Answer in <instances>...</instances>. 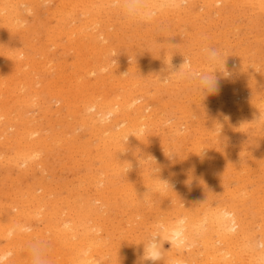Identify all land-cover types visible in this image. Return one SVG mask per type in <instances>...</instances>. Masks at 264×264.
Instances as JSON below:
<instances>
[{
    "label": "rangeland",
    "instance_id": "374dc122",
    "mask_svg": "<svg viewBox=\"0 0 264 264\" xmlns=\"http://www.w3.org/2000/svg\"><path fill=\"white\" fill-rule=\"evenodd\" d=\"M39 0H37L36 1V3L34 4V6H33V10L32 11H34V12H32V11H22V13H21V16H20V18L22 19V20H19L20 21V27L18 28V30H17V32L16 31H11V30H8V29H6V30H4L3 28H0V33H2L3 34V36L4 37H6V38H0V46L1 47H4V52H9V51H11V53L9 52V53H7V56H9V58H10V56H11V58L10 59H8L7 61L9 62H7V61H4V59H3V57H4V55H2V54H0V58H2V59H0V65L2 66V68H1V66H0V79H2L3 78V75L1 74V69H3V70H5V66L3 65L4 63L6 64H8V70L10 69L9 67H12V66H15V68L17 69L18 68V73L16 72V74H18L16 77H15V79H16V81H17V79H19V80H21L22 81V79H23V85H27V83H25V80H24V73L23 72H26V70L27 71H30L31 70V68L30 67H34V68H32V69H34L35 70V72H34V70L33 71H30V74H31V72H34V73H32L31 74V76L34 78V80L36 79V77L38 78V80L36 79V83H39V82H41L42 84H36L35 82H34V86H33V88L34 87H36L37 89V91H38V93H39V89H41L42 91L38 94L37 92L35 93V92H33V90H32V87L31 86H23L22 85V83H21V85H19L18 86V88H16L15 89V91H14V93H13V91H11L12 89H9L8 91H9V93L8 92H6V94H2L1 93V96L3 97V98H7L6 100H12V98L14 99L15 97L16 98H19L20 97V100L21 101H25V102H28V103H26V104H24L23 106H25L24 108H23V113L21 114L20 113V111H19V107H18V109H17V112L16 111H14V112H12V113H8V115H7V117H1L0 119H2L3 118V120H6V121H2V120H0V122H1V124H0V129H1V126H2V129L4 130V132H6L7 134L10 132V130H12L13 132H15V134H16V136L13 134V132H10V134L8 135V136H11V135H13V137L11 136L10 138L7 136V135H5L4 134V132H3V135L2 136H0V155L2 154V159L0 158V161H2L3 162V164L0 162V175H1V173H2V175L3 176H0V201L2 202H0V209H2V207H4V209L6 210V212H8V211H11V212H9V214L8 213H6V212H4L5 210H3V212L4 213H6L7 214V216L4 214V213H2L1 211H0V219H1V221H0V227H7V229H9V230H11V231H9V230H7V229H5L3 232H2V238H1V235H0V264L4 261H8V260H12L11 262H10V264H20V263H22L23 261V264L25 263V264H27L28 262V250H26L27 249V247H28V244H29V242L30 241H32V240H36V238H37V240H41V241H45L46 243H47V246H48V242L50 243L49 244V247H48V255H49V259H50V262H51V264H58L57 263V261L58 262H60V259L61 258H64V256L65 255H68V253H69V248L68 247H66V246H63L62 244H60L58 241H54V236H52V235H54L53 234V231L51 230V227L52 226H55V224H56V222H57V228H60V229H64V227H67V228H70L71 227V224H72V220L71 219H75V216L73 215V212L71 211H69V213L68 212H66V211H68L69 210V208L70 209H74L73 207L74 206H65V205H67L66 204V201L65 200H67L66 198H64L65 196L67 197V195H68V198H70L71 197V195L73 196H75V198H78V196L80 195L79 193H81V195H80V198H78V202H80V200L83 202V199H86L87 198V201H88V203H90V204H92V202H94V203H96V201H97V204H94L93 206L94 207H92V205H90V207H92V209H94L95 208V206H97V208L99 207V209L98 210H101V211H99V212H101V214L102 215H100V213H99V215L101 216L100 218L97 216V214H94V212H93V214L95 215H93V214H89L90 215V217H87V220H89V221H85V227L87 228L88 227V229L89 230H92V231H89V234H88V238H90V236H92L93 237V233L95 234V235H98V238L100 239V238H102L103 237V239H100L101 241H102V243H107V244H109V245H107V244H103L104 246H103V249H104V251H106L107 249V251H106V253L108 254V255H105V259H108V256L110 257V255L112 254H114L115 252V250H116V246H117V244L116 243H118V245L120 246V245H122L123 244V242H120V239L122 238L121 236H123L124 234H127V235H129L130 233V236H132V234L133 233H136L137 231V235L139 234V235H142L144 232H145V230H147V229H150V228H152V225H154L155 224V221L156 220H154V219H158V217H156L153 213H155L157 216L159 215L158 213H159V209L160 208H162V206H163V204L165 203V201H166V203H172V200H173V202H174V198H175V201L180 205V206H182V205H186L187 207L188 206H190L191 208L193 207H198V210L197 211H199V208L200 209H204L205 208V206H206V208H207V205L209 206L208 208H215V206L214 205H216V204H218V205H220L221 207H223V206H225L226 207V205L228 206V207H230V206H232L233 204L232 203H235V205L236 206H234V207H236L235 209H237V214H239L241 217L240 218H243V215L244 214H246V215H248V213H250L249 215H248V217L246 216V219H247V221H250V223L251 224H253L252 226H254L253 228H257L256 227V225L258 226V224L260 223V220H261V218H260V215H261V213H262V211H264V207H263V201H264V199L262 200V198H264V171L262 170V167H263V169H264V166H260V165H263L264 164V160H263V158L262 157H264L263 156V154H264V135H262L263 134V131H264V127L263 128H261V126H260V124L258 123V118L257 117H254V115H257L258 113H255V112H258V110H259V112L263 115V117H264V110L261 112V109H264V107H263V105H264V84L262 85L261 83H263V81H264V78H262L264 75V7H263V5L261 6V5H255V4H258V2L257 1H253V0H251V1H247V0H236V2L235 1H231V2H228V3H224V2H216L215 4L214 3H211V4H207V3H204L205 5H203L202 4V0H194L195 2H193L192 0V2L190 1L189 3L190 4H187L188 5V7L187 6H184L185 7V9H184V7H181V8H183L184 9V11L181 9V12H180V10H179V16L177 17L178 19H176V15H174L173 13H171V12H169V13H167V16H165V14H158V12L156 13V15H155V17H158V19L156 18H154V19H152V20H148V21H144V22H139V23H127V22H125L121 17H120V15H119V13L115 10V9H113L111 6H109L108 7V5L106 4V7L104 8V10H103V14H104V17H100L99 18V20H102V22H100V25H99V27L102 29V32H103V34L106 36L105 37V39H103L102 41L104 42V44H105V46L107 45L108 46V48H109V50L111 49V50H116V51H109V52H111V53H108V51L106 52V54L104 55L103 54V57H104V61L102 60V62H101V66L102 65H105L106 63L110 66V68L108 67V65L106 66V68L105 69H107V70H105V69H100L101 67H100V65H98V67H100V68H98V67H96V68H92L93 69V71H91V68L89 69V71L91 72H88L89 73V75H88V77H89V79H91V80H89L88 78H86L87 76V74H85V75H81V79H82V83H83V85H88V86H84V88L85 89H83V91L84 92H86V93H88L89 95H91V93H95L94 95L95 96H97V94L98 93H100V92H108V91H110V89H113L112 91H115V92H117V90H118V92H123L124 91V95L125 94H128V93H130L131 92V94H132V92L134 93V95L136 96H134V98H135V102L137 103V104H144V105H146L147 107H146V109H145V112L147 111V113H149V114H153V115H156L155 113H156V111L158 110V112L159 113H157L158 115V117H159V121H161V119H166L165 121L164 120H162L160 123H159V121H158V124L156 125V124H154V125H150L149 127L151 128V130H150V128H148L149 129V131L147 130V127L145 128V127H143V129H145V130H143L142 129V132H140V133H142L141 135H143L144 136V134H145V139H146V141H145V146H146V144H149L150 146H149V148H148V153L149 154H151L150 155V157L152 158V160L154 161V162H158V169H157V167H156V165H155V167H156V169H155V167H154V163H153V161H151L150 160V162L149 161H146L148 158L146 157V158H144L142 161H143V163H145L144 165H145V167H144V165H143V163H142V161L141 162H139V163H141V164H139L138 163V165L137 166H135L136 164H133V165H130L131 167V170L130 171H132V172H130L129 170H127L128 169V167H126V171L125 172H127L128 171V173H129V175H127L125 172H124V170H125V168L124 169H120V172L118 171V168H116V169H113L114 171H115V173L113 172V170H111L110 168V170L107 168H105V167H103L104 166V164H103V162L101 163V161L96 157V158H92L91 160L89 159V158H91V157H94V151H92L91 152V154H89V153H84L83 151H82V148H80L81 146H82V141L84 140V138H85V140L86 141H84V142H87V140L90 142L89 143V145H91V147H94V146H92V145H94V144H96L97 142V146H98V144H99V142H100V140L98 139V136H91V137H89L88 135H89V129H87V128H90L89 126H87V125H84V126H82L81 124L80 125H78V123H79V120L81 119V117L80 116H84L81 112H78V108H79V106H81L83 103L81 102H77V103H79V104H77V103H75L74 101H70L69 103H70V105H66V101H63L62 99H64V97L63 96H65V94L63 95V96H59V97H61V100H60V98L58 97V95L57 94H54V95H51V94H49V92L47 91V89H46V86H45V84L47 83L46 81H52V80H56V79H53V78H58L60 75V78H59V82H58V84L59 83H62V84H65V83H67V81H64L65 80V76L63 75V77H62V73L64 74H66V75H69L72 79L71 80H69L70 82H71V84H74L75 82V79L74 78H76L77 77V74H75V76L76 77H74L69 71H74L75 69H73V68H75L74 67V65H72L71 63H70V61L72 62V60H73V64H75L76 62H78V59H80L81 57H82V55L83 54H85V52L87 51L86 50V48L84 47V49L82 48L83 46L81 45V46H77L79 49H76V48H74V47H76V46H71V45H69L68 43L66 44V42H64V39L65 38H58V37H55V35H53L51 38L50 37H47L48 35H50V33L48 32V31H50L49 29H48V31H47V26H49L50 24H52V26H53V29L55 28V26H56V19H57V17L59 16V13H57L56 11H57V9L59 8L58 6V0H54V2L55 3H57V4H54V2H51V1H53V0H41V1H39ZM42 1H44V2H42ZM198 3H197V2ZM239 1V2H238ZM241 1V2H240ZM252 1H253V3H252ZM243 2V3H242ZM247 2V3H246ZM257 2V3H256ZM41 3H43L44 5H42ZM49 3H51V4H49ZM194 3H196V6L194 5ZM200 3V4H199ZM218 3V4H217ZM240 3V4H239ZM246 3V4H245ZM252 3V4H251ZM32 4V5H33ZM36 4H38V5H36ZM49 4V5H48ZM200 5L199 6V8L197 9V7H198V5ZM207 4V5H206ZM221 4V5H220ZM223 4V5H222ZM238 4V5H237ZM249 4H251V5H249ZM54 6V7H51V6ZM191 5V6H190ZM193 5V6H192ZM203 5V6H202ZM214 5H215V7H214ZM239 5H241V6H239ZM35 6H38V7H40V6H42V7H40V8H38V7H36L35 8ZM105 6V5H104ZM209 6H210V9H209ZM224 6V7H223ZM247 6H248V8H247ZM252 6V7H251ZM254 6H255V8H254ZM261 6V7H260ZM23 7V6H22ZM187 7V8H186ZM205 7V8H204ZM212 7V8H211ZM222 7V8H221ZM249 7H251V8H249ZM43 8V9H42ZM111 8V9H110ZM220 8H221V10H220ZM227 8H229V9H227ZM230 8H231V10H230ZM38 9H39V12L41 13H38ZM53 9H55V11L53 10ZM197 9V10H196ZM209 9V10H208ZM225 9H227L229 12H227V10H225ZM234 9H235V11H234ZM261 9H263V10H261ZM43 12H42V11ZM45 10V11H44ZM51 10H53V11H51ZM185 10H187V11H185ZM200 10V12H198ZM212 10V12H210ZM222 10H224V12L222 11ZM261 10V11H260ZM47 11H49V12H47ZM194 11V12H193ZM204 12V14L202 13V12ZM206 11V12H205ZM216 11V12H215ZM221 11V12H220ZM226 11V12H225ZM32 13V14H29L31 17H29V15L27 14V13ZM47 12V13H46ZM51 12V13H50ZM54 12V14L55 15H53L52 13ZM107 12V13H106ZM114 12H116V13H118V16L116 17V13H114ZM198 12V13H197ZM207 12H210L211 13V15L209 16V14L210 13H207ZM217 13L216 15L215 14H213V13ZM244 12V13H243ZM247 12H249L248 14H247ZM252 14H251V13ZM48 13H50V14H52V15H50V14H48ZM109 13V14H108ZM111 13V14H110ZM114 13V14H113ZM219 13V14H218ZM245 13H246V15H248V16H246L245 15ZM22 14L24 15V16H22ZM34 14H35V19H34ZM47 14V15H46ZM57 14V15H56ZM171 15V17H170V15ZM183 14H184V16H183ZM190 14H194V16H196V17H193V15H191V18H190ZM199 14V15H198ZM237 14V15H236ZM250 14V15H249ZM40 15H41V17H40ZM110 15V16H109ZM113 15V16H112ZM158 15V16H157ZM160 15V16H159ZM188 15V16H187ZM202 15H204V16H202ZM213 15H215L214 17H213ZM227 15H229V17L227 16ZM231 15V16H230ZM253 15V16H252ZM260 15H261V17H260ZM27 16V17H26ZM48 16V17H47ZM108 16V17H107ZM112 16V17H111ZM181 16V17H180ZM183 16V17H182ZM198 16V17H197ZM234 16H235V18H234ZM243 16V17H242ZM52 17H54V18H52ZM76 17H79V18H77V19H75ZM107 17V18H106ZM114 17V18H113ZM119 17V19H116V18H118ZM162 17V18H161ZM165 17V18H164ZM192 17H193V19H192ZM200 17V18H199ZM213 17V18H212ZM216 17V18H215ZM236 17H238V19L236 18ZM246 17V18H245ZM25 18V19H24ZM83 18V16L81 15H79V16H75L74 17V20L76 21L75 22V24L77 23H81V22H83V20L84 19H82ZM102 18V19H101ZM109 18H110V20H109ZM159 18H160V20H159ZM171 18V19H170ZM173 18H175V19H173ZM215 18V19H214ZM230 20H229V19ZM233 18V19H232ZM242 18V19H241ZM245 18V19H244ZM31 19V20H30ZM191 19H192V21H194V19H195V21L193 22V23H190V21H191ZM200 19V20H199ZM205 19H206V21H205ZM216 19H218V20H216ZM225 21H224V20ZM241 19V20H240ZM244 19V20H243ZM250 19V20H249ZM29 20H30V22H29ZM80 20V21H79ZM167 20H168V22H167ZM173 20V21H172ZM179 20H180V23H181V25H180V23H179ZM204 20V21H203ZM207 20H208V22H207ZM220 20V21H219ZM249 20V21H248ZM262 20V21H261ZM26 21V22H25ZM106 21H107V23H106ZM114 21H116V23H114ZM120 21V22H119ZM121 21L123 22V23H121ZM156 21V22H155ZM178 21V22H177ZM187 21V22H186ZM191 21V22H192ZM225 23V26H224V24L222 23ZM231 21V22H230ZM234 21V22H233ZM238 21V22H237ZM247 21V22H246ZM253 21V22H252ZM24 23L25 22V26L26 27H23L24 25H22V23ZM54 22V23H53ZM153 22H155V23H153ZM166 22V23H165ZM173 22V23H172ZM204 22H205V25H203L204 24ZM213 22V23H212ZM246 24H245V23ZM250 24H249V23ZM43 25H42V24ZM104 23V24H103ZM142 23V24H141ZM149 23V24H148ZM160 23V24H159ZM162 23H163V25H162ZM168 23V24H167ZM169 23H171V24H169ZM179 23V24H178ZM185 23H187V24H185ZM222 24V25H220V24ZM231 23H232V26H231ZM243 23V24H242ZM145 24V25H144ZM157 24H159V26L157 25ZM215 26H214V25ZM219 24V25H218ZM227 24V25H226ZM113 26L114 28H112L111 26ZM132 25H133V28H132ZM143 27H142V26ZM165 25V26H164ZM171 25H173V26H171ZM240 25H241V27H240ZM246 25V26H245ZM253 25V26H252ZM260 25V26H259ZM23 27V29H22V27ZM27 26H28V28H27ZM35 27V26H37L38 27V29H37V27H35L34 28V30H32V29H30L31 27ZM39 26H40V28H39ZM52 26L50 25V27L52 28ZM110 26V27H109ZM130 26V27H129ZM137 26V27H136ZM154 26V27H153ZM167 26H169L170 27V29H169V27H167ZM186 29V28H189L188 30L186 29V31L185 32H183L185 29L183 28V27ZM206 28H205V27ZM211 26V27H210ZM220 27V29H219V27ZM230 26V27H229ZM236 26L238 27V28H236ZM44 27L46 28V29H44ZM106 27H109L110 29H108V28H106ZM116 27V28H115ZM126 27V28H125ZM176 28V30H175V28ZM177 27L179 28V29H177ZM180 27H182V28H180ZM227 27V28H226ZM234 27V28H233ZM248 27H249V30H248ZM21 28V29H20ZM136 28V29H135ZM139 28H141V29H139ZM202 28V29H201ZM233 28V30L235 31H233V30H231ZM243 28V29H242ZM251 28V29H250ZM27 29H29L28 31H27ZM44 31H43V30ZM107 29V30H106ZM112 29V30H111ZM130 29H132V30H130ZM155 29H156V31H155ZM158 29V30H157ZM162 29H163V31H162ZM164 29H166V30H168V31H166V30H164ZM183 29V30H182ZM208 29V30H207ZM216 29V30H215ZM225 29H226V31H225ZM240 29V30H239ZM5 31V34L3 33L4 31ZM109 30V31H108ZM111 30V31H110ZM150 30H151V32H150ZM174 30V31H173ZM200 32H199V31ZM208 32H207V31ZM220 30L222 31V32H220ZM244 30V31H243ZM117 31V32H116ZM119 31V32H118ZM205 32V33H203V32ZM217 31L219 32V33H217ZM225 31V32H224ZM240 31V32H239ZM247 31V33H244V32H246ZM11 32V33H10ZM13 32H15V34H17V36H18V38L20 37V39H18L17 38V36H15L14 34H13ZM28 33L29 35H25V33ZM32 32H34V33H32ZM106 32V33H105ZM115 32V33H114ZM121 32V34H120V36H119V33ZM138 32V33H137ZM140 32V33H139ZM144 32V33H143ZM149 32V33H148ZM158 32V33H157ZM172 32V33H171ZM175 32V33H174ZM183 32V33H182ZM207 32V33H206ZM236 32H238V33H236ZM261 32V33H260ZM263 32V33H262ZM126 33H128V34H126ZM135 33V34H134ZM145 33H146V35H145ZM169 33H171V34H169ZM173 33L174 34H176V35H173ZM179 33H181L180 35H179ZM192 33V34H191ZM194 33V34H193ZM202 33V34H201ZM217 33V35L219 36V38L217 39V35L215 36L214 34H216ZM2 34H0L1 36L0 37H2ZM6 34H7V36H6ZM23 35L25 38L24 39H22L23 38V36L21 37V35ZM108 34V35H107ZM112 36H110V35ZM118 36H117V35ZM160 34H162V35H160ZM163 34H165L164 36H163ZM189 34V36H187ZM191 34V35H190ZM200 34V35H199ZM225 34V35H224ZM229 34V35H228ZM236 34V36H234ZM244 34V35H243ZM10 35V36H9ZM12 35V36H11ZM122 35V36H121ZM124 35V36H123ZM136 35H138V36H136ZM167 35H169L168 37H167ZM171 35H172V37H171ZM231 35V36H230ZM249 35V36H248ZM30 36H33V37H31L30 38ZM40 37V38H38V37ZM130 36V37H129ZM132 36V37H131ZM151 36V37H150ZM153 36V37H152ZM175 36V37H174ZM196 36L198 37V38H196ZM214 38H212V37ZM241 36V37H240ZM51 41L52 39H54V41H55V43L53 42L52 44H50V41L47 39V38ZM118 37V38H117ZM129 37V38H128ZM141 39V40H139V38ZM147 37H150V38H147ZM177 37V38H176ZM200 37H202V39L200 38ZM232 37V38H231ZM249 37V38H248ZM14 40H12V39ZM40 39L39 40V42H43L42 44H44L45 46V50L46 51H43L42 49H40V45L42 46V44L41 43H39L37 40L38 39ZM44 40H43V39ZM114 38V39H113ZM174 38V39H173ZM176 38V39H175ZM204 38V39H203ZM206 38H207V41H206ZM210 38V39H209ZM221 38V39H220ZM224 38V39H223ZM228 38V39H227ZM235 40H234V39ZM252 38H253V40H252ZM256 38V39H255ZM263 38V39H262ZM6 40V41H8V42H6V41H4V40ZM28 39H30V40H28ZM32 39H34V41L32 40ZM45 39H46V41H45ZM110 41H109V40ZM129 39V40H128ZM131 39H133V40H131ZM143 39V40H142ZM161 39V40H160ZM172 39V40H171ZM180 39H181V41H180ZM196 39V40H195ZM209 39V40H208ZM232 39V41H230ZM242 39V40H241ZM261 39V40H260ZM19 40V41H18ZM26 40H28V41H26ZM149 40V41H148ZM156 42H155V41ZM183 40H185L184 42H183ZM188 42H187V41ZM192 40V41H191ZM203 40V41H202ZM222 40V41H221ZM228 40V41H227ZM233 40H234V42H233ZM238 40V41H237ZM2 41V42H1ZM12 41V42H11ZM18 41V42H17ZM21 41H23L22 43H23V45H20V44H22V43H20ZM58 41V43L59 42H61V43H56ZM125 41H127V42H125ZM142 41V42H141ZM159 41V42H158ZM194 41V42H193ZM201 41V42H200ZM205 41V42H204ZM211 41V42H210ZM216 41V42H215ZM5 44H4V43ZM11 42V43H10ZM14 42V43H13ZM26 44H25V43ZM28 42V43H27ZM29 42H33L34 44H29ZM130 42V43H129ZM225 42V43H224ZM241 42V43H240ZM242 42H244L246 45H245V47L244 46H240V45H244V43L242 44ZM260 42V43H259ZM8 43V44H7ZM16 43H18V45L16 44ZM45 43H47V44H45ZM63 43V47H66L64 44H66V45H69L72 49L74 48L75 50L74 51H72L71 52V48L69 47V46H67L66 48H62L61 46V44ZM125 43V44H124ZM128 43V44H127ZM150 43H153L154 45H152V44H150ZM172 43V44H171ZM194 43V44H193ZM215 43V44H214ZM221 43H223V44H225V46L222 44L221 45ZM231 43V44H230ZM232 43H234V44H236V45H232ZM252 43H254V44H252ZM13 46V45H15V46H13L12 48L14 49V47L16 48V49H14V51H13V49L11 48V46ZM38 44V46H36L35 48H33L32 46H35V45H37ZM49 44V45H48ZM54 44H55V46H54ZM103 44V43H102ZM103 44V45H104ZM112 44V45H111ZM114 44H115V46H114ZM118 44H119V46H118ZM138 44V45H137ZM180 44V45H179ZM193 44V45H192ZM200 44V45H199ZM210 44H211V47H215V46H213V45H216V48H219L220 50H222V51H224L225 53H223V55H228V56H225V57H228V58H226L227 60H225V67H226V69L227 68H231L232 69V71H230L231 69H227V72L231 75V76H233L232 78H230L231 76L230 75H228V76H224V75H222L223 73H221V72H216L215 73V75H216V77H217V80H219V84H221V85H218V92L221 94L222 93V91H225L227 88V90H228V92L229 91H231V92H233L234 90H235V92H233L232 94L229 92V94L227 93V90L225 91V93L223 92L222 94H224V95H222V96H220L219 95V97H218V94L219 93H217V92H215L214 93V95H213V93L212 94H206L204 97H203V95L196 89V81L195 80H192V79H189L187 76H185L187 73H188V71L189 72H193V73H197L198 71L200 72V71H202L203 69L205 70V68L204 67H206V69L208 68V66L207 65H205L206 63H205V60H204V57H203V53H202V51H201V49L203 50L204 48H207L208 46L210 47ZM250 44V45H249ZM2 45H5V46H2ZM20 45V46H19ZM30 45V46H29ZM53 45V46H52ZM124 45V46H123ZM127 45V46H126ZM160 45V46H159ZM163 45V46H162ZM173 45V46H172ZM206 45V46H205ZM226 45H227V47H226ZM258 45H260V46H258ZM23 46H25V47H23ZM27 46V47H26ZM59 46V47H58ZM106 46V47H107ZM110 46V47H109ZM139 47L140 49H139V51H138V49L136 48L135 49V47ZM145 48H144V47ZM148 46L150 47L149 49H148ZM167 46H168V49H167ZM171 46V47H170ZM190 46V47H189ZM194 46V47H193ZM197 46V47H196ZM229 46H233L232 48L230 47L229 48ZM252 46H253V48H252ZM20 48L21 50H19L18 48ZM22 47V48H21ZM30 47L31 48H33V49H30ZM69 47V48H68ZM113 47V48H112ZM119 49H118V48ZM155 47V48H154ZM201 49H200V48ZM204 47V48H203ZM247 47V48H246ZM257 47V48H256ZM263 47V48H262ZM11 48V49H10ZM24 48H26V50L24 49ZM46 48H48L50 51H48V49H46ZM54 49L53 50V52L55 53H51L52 51V49ZM61 48V49H60ZM107 48V49H108ZM165 48V49H164ZM187 48V49H186ZM191 48V49H190ZM235 48V49H234ZM241 48V49H240ZM243 48H244V50H243ZM251 48L253 49L252 51H251ZM259 48H261V51H260V49ZM9 49V50H8ZM23 49V50H22ZM36 49V50H35ZM39 49V50H38ZM143 51H142V50ZM158 49V50H157ZM180 49V50H179ZM238 49V50H237ZM240 49V50H239ZM247 49H249V51L250 52H252L253 54H252V56H251V53L247 50ZM255 49V50H254ZM17 50H19L20 52H18V53H16L17 52ZM30 50H32V51H30ZM41 50V51H40ZM61 50H65L64 51V54H63V52L61 51ZM77 50V51H76ZM82 50V51H81ZM120 50V51H119ZM146 50V51H145ZM149 50V51H148ZM157 50V51H156ZM190 52H189V51ZM197 52V53H195V54H193V52H195V51ZM227 50V51H226ZM230 50V51H229ZM243 50V51H242ZM16 51V52H15ZM22 51V52H21ZM23 51L24 52H26V53H29L28 55H32L33 57H34V60H37V61H35V62H33L34 63V65L32 64V63H30V61H31V59H33V57L32 56H30V57H28V55L25 53H23ZM34 51H39L40 53H38V52H34ZM43 51V52H42ZM57 51V52H56ZM58 51H60V52H58ZM82 53H81V52ZM152 51H154V52H152ZM162 51H165V52H162ZM175 51V52H174ZM177 51V52H176ZM180 51V52H179ZM229 51V52H228ZM237 51H238V53H237ZM241 51H242V54H241ZM259 53H257V52ZM12 52H14V53H16L17 55H15V54H13ZM31 52L33 53V54H31ZM44 52H45V54H46V57H45V55H43L44 54ZM71 53L70 54V56H66V55H68V54H66V53ZM74 52V53H73ZM76 52H78V55H77V53ZM116 52V54H115V56H114V53ZM139 52V53H138ZM179 52V53H178ZM188 52L190 53V54H188ZM192 52V53H191ZM199 52H201V53H199ZM227 52L229 53V54H227ZM39 55H38V54ZM43 53V54H42ZM58 53V54H57ZM167 53V54H166ZM177 54L178 53V55H180L181 57H186L187 56V58H188V60H190V62H192V63H194L193 65H192V63H190V65H186L184 68L186 69H182V71H181V73H177L178 74V76L179 77H177L176 75L177 74H175V73H171L172 71H173V69L174 68H171V65H167L166 64V60L165 59H163V58H166L165 56H167V55H172V54ZM182 55H181V54ZM185 53V54H184ZM188 55H187V54ZM235 53V54H234ZM249 55H248V54ZM9 54V55H8ZM11 54V55H10ZM19 54V55H18ZM23 55V56H21V55ZM35 54V55H34ZM54 56H52V55ZM59 54H63L62 56H64L65 54V56L64 57H62L61 55H59ZM79 54L81 55V56H79ZM108 54V55H107ZM110 54H111V56H110ZM161 54V55H160ZM164 54V55H163ZM166 54V55H165ZM173 54V55H174ZM193 54V56L195 57H192L191 55ZM14 55V56H13ZM39 57H38V56ZM41 55L44 57H41ZM59 55V56H58ZM73 55V56H72ZM113 55V56H112ZM141 55V56H140ZM153 55V56H152ZM202 55V56H201ZM233 55V56H232ZM237 55L239 56L238 58H237ZM242 55V56H241ZM248 56V58H245V56ZM258 55H260V56H258ZM263 55V58H261V56ZM6 56V55H5ZM12 56H13V58H12ZM17 56H20V57H18L19 59H21L22 57V59H23V61H22V59H21V62L23 63V64H25L24 66H22L21 64L22 63H17V62H15L14 60H16L17 61ZM26 56H27V58H26ZM61 56V57H60ZM109 56V57H108ZM123 56H124V58H128L129 56V58L126 60V59H124L123 58ZM138 56H140L139 58H138ZM164 56V57H163ZM246 56V57H247ZM51 57V58H50ZM52 57H53V59L55 60L56 59V61L55 62H53L54 60L52 59ZM102 57V58H103ZM133 57V58H132ZM144 57V58H143ZM150 57V58H149ZM151 57H152V59H151ZM200 59V58H202V59H200V61L198 60V58ZM233 57V58H232ZM243 57H244V59H245V64H244V59H243ZM252 57H254V58H252ZM259 57V58H258ZM25 58H26V60H25ZM28 58H30V59H28ZM35 58H39V59H35ZM45 59V58H47V59H45V60H43V59ZM67 58V59H66ZM78 58V59H77ZM113 60H112V59ZM137 58H138V60H137ZM146 58V59H145ZM159 58H162V60H159ZM240 58V59H239ZM252 58V59H251ZM12 59H13V61H12ZM51 59V61L49 62V60ZM64 59H66V60H64ZM110 59V60H109ZM154 59H156L155 61H154ZM232 60V61H229V60ZM257 61H256V60ZM29 60V61H28ZM48 60V61H47ZM62 60V61H61ZM63 60H64V62H65V64H64V62H63ZM74 60H77L76 62L74 61ZM130 60H132V61H129ZM145 60H146V62H145ZM154 62H153V61ZM158 60V61H157ZM193 60H195V61H193ZM236 60V61H235ZM248 60H250L251 62H252V60H255V61H253V63H251L250 61H248ZM2 61V62H1ZM41 61V62H40ZM45 63H44V62ZM49 62V63H47V62ZM60 61V62H59ZM66 61H68V62H66ZM114 61H115V63H114ZM125 61V62H124ZM127 61V62H126ZM159 61H161V63L159 62ZM164 61V62H163ZM237 61H238V63H237ZM12 62V63H11ZM39 63V65H38V63ZM43 62V63H42ZM52 62V63H51ZM63 62V63H62ZM106 62V63H105ZM113 62V63H112ZM120 62V63H119ZM121 62H122V64H121ZM149 62V63H148ZM196 62H198V63H196ZM230 62V63H229ZM232 62H234V63H232ZM255 62V63H254ZM258 62V63H257ZM2 63V64H1ZM26 63H30V66H27V64ZM67 63V64H66ZM105 63V64H104ZM128 63V64H127ZM133 63H135V64H133ZM147 65H145V64ZM155 65H154V64ZM232 63V64H231ZM240 63V64H239ZM241 63H243V64H241ZM247 63V64H246ZM10 64V65H9ZM16 64H17V66H16ZM19 64V65H18ZM45 64H47L48 66L49 65H53L52 67L51 66H49V67H47ZM54 64H56L59 68L60 67H62V69H64L63 71H61V72H58L59 71V68L58 67H55V65ZM63 64V65H62ZM69 64H71V65H69ZM132 64V65H131ZM144 64V65H143ZM162 64H163V66H162ZM230 64H231V66L232 67H228V66H230ZM249 64V65H248ZM252 64V65H251ZM261 64V65H260ZM21 65V66H20ZM36 65V66H35ZM38 65V66H37ZM44 65V66H43ZM60 65H62V66H60ZM68 65V66H67ZM114 65H120L121 67H119L118 69H117V67H114ZM132 66L131 68H134L133 70L135 71L136 69L140 72L141 71V74L138 72V71H135V72H137V74L136 73H134V71L133 70H131V68H130V66ZM138 65H141V66H138ZM148 65H149V67L151 68H149L148 67ZM151 65H153L152 67H151ZM167 65V66H166ZM202 65V68L200 67ZM236 65V66H235ZM242 65V66H241ZM248 65V66H247ZM256 65H258V66H256ZM65 66V67H64ZM70 66V67H69ZM72 66H73V68H72ZM123 66V67H122ZM127 66H129V68L127 67ZM136 66V67H135ZM148 67L147 69L146 68H144L145 69V71L147 70V73H145V71H144V69L142 68V67ZM191 66H193V67H191ZM195 66V67H194ZM250 66V67H249ZM252 66V67H251ZM255 66V67H254ZM5 67V68H4ZM20 67V68H19ZM27 67L28 68H30V69H27ZM36 67H38V69L36 68ZM39 67H43L42 69L41 68H39ZM49 68V69H47V68ZM53 67H55L56 68V71H54L53 70ZM111 67H112V69H111ZM114 67V68H113ZM126 67V69H124ZM138 67V68H137ZM139 67H141V69L139 68ZM159 67V68H158ZM165 67V68H164ZM168 67V68H167ZM190 67L192 68V69H190ZM198 68V69H196L195 70V68ZM221 67H222V64H221ZM234 67V68H233ZM236 67H237V69H236ZM243 70V72H242V70L240 69V68ZM14 68V67H13ZM22 68H23V70H22ZM47 70V71H54V73L55 72H57V76H55L56 75V73H55V75L52 73V72H47V71H45V69ZM110 70H109V69ZM122 68V69H121ZM158 68V69H157ZM161 68V69H160ZM163 68H164V70H163ZM172 70H171V69ZM176 69H174V71L176 70V71H179V69L180 68H178V67H175ZM188 68V69H187ZM238 68L241 70V72L240 71H237L238 70ZM245 68V69H244ZM255 68H256V70H255ZM44 69V70H43ZM57 69H58V71H57ZM67 69H70V70H68L67 71ZM73 69V70H72ZM113 69L115 70V71H113ZM129 69H130V74H128L127 72L129 71ZM201 69V70H200ZM248 69V70H247ZM251 69V70H250ZM40 70H42L41 72H38V71H40ZM105 70V71H104ZM112 70V72H113V74L110 72ZM117 70V71H116ZM126 70V72H124ZM159 70H161L160 72H159ZM169 70H170V72H169ZM193 70V71H192ZM262 70V71H261ZM44 71V72H43ZM67 71V72H66ZM98 71H100L99 73H98ZM101 71L103 72V74L101 73ZM109 71V72H108ZM164 71H166V72H168L167 74L169 75L170 74V76L171 77H173L171 80L169 79L170 78V76L169 77H166V76H168L167 74H165L166 72H164ZM173 71V72H174ZM187 71V72H186ZM197 71V72H196ZM234 71H236V73L234 72ZM244 71L245 72H247V73H244ZM253 71H255V72H253ZM260 71V73H258ZM46 72V73H45ZM93 72V73H92ZM105 72L108 74H105ZM114 72H116V73H114ZM142 72H144V73H142ZM159 72V73H158ZM164 74H163V73ZM184 72H186V73H184ZM249 72V73H248ZM263 72V73H262ZM19 73H21V75L19 74ZM38 73V74H37ZM46 74V76H45V74ZM70 73V74H69ZM98 73V74H97ZM120 73V74H119ZM126 73V74H125ZM140 75H139V74ZM162 74V76L160 77V75ZM243 73V74H242ZM256 73V74H255ZM29 74V75H30ZM39 74H41L42 76H40ZM48 74H49V76H48ZM52 74H53V76H52ZM90 74H93V75H96V76H91ZM105 74V75H104ZM121 74H124L123 76H125V77H128V78H126V79H128L127 81H128V87H125V90H124V87L121 89L120 88V86L118 85V84H120V85H122L121 84V82H120V79H121ZM128 74V75H127ZM133 74L135 75V76H133ZM143 74V75H142ZM146 74L148 75V76H146ZM149 74H151V75H149ZM156 74H158L159 75V81H158V75H156ZM237 76H235V75ZM36 75H38V76H36ZM79 75H80V73H79ZM107 75V76H106ZM114 75V76H113ZM183 75V76H182ZM218 75H221V76H219L218 77ZM244 77H243V76ZM263 75V76H262ZM35 76V77H34ZM48 76V77H47ZM86 76V77H85ZM101 76H102V78H101ZM122 76V77H123ZM142 76H143V78H142ZM153 76V77H152ZM157 78H156V77ZM180 76H181V78H180ZM224 76V77H223ZM243 78H242V77ZM247 76V77H246ZM255 76H256V79L255 80H257L260 76H261V78H259L258 79V81H260L261 80V82L259 83L258 81H255V82H257L256 84L257 85H255V82H253L254 81V79H252V78H255ZM19 77V78H18ZM22 77V78H21ZM47 77V78H46ZM85 77V78H84ZM93 77V78H92ZM106 78V80H104V82H102V79H105ZM111 77V78H110ZM166 77V78H165ZM177 77V78H176ZM250 77V78H249ZM46 78V79H45ZM98 78H101V79H99L98 80ZM108 78V79H107ZM112 78H114V79H112ZM116 78H117V80H116ZM124 78V77H123ZM149 78V79H148ZM153 78V79H152ZM174 78H176V80H174ZM228 78V79H227ZM233 78H235V80H233ZM247 78H249V79H247ZM39 79H40V81H39ZM48 79V80H47ZM70 79V78H69ZM84 79H85V81H86V79L88 80L86 83H85V81H84ZM94 79V80H93ZM96 79V80H95ZM110 79V80H109ZM112 79V80H111ZM119 79V80H118ZM133 79H134V82H132L133 81ZM141 79L143 80V81H145L144 83H143V81H141ZM164 79H165V81H164ZM240 79H242V80H240ZM253 81H252V80ZM44 82V85H43V82ZM45 80V81H44ZM61 80V81H60ZM109 80V81H108ZM115 82H117V81H119V82H117L118 84H115V86H114V81ZM122 81H123V79H121ZM173 80V81H172ZM192 80V81H191ZM231 80V81H230ZM250 80L252 81V82H250ZM65 82V83H63V82ZM97 81V82H96ZM107 81H108V85L110 84V87L108 86V85H106L107 84ZM110 81H113L112 83L110 82ZM136 81H138L139 82V84H138V82H137V85H136ZM190 81V82H189ZM234 81V82H233ZM241 81V82H240ZM248 83L247 85L245 84L246 82ZM18 82V81H17ZM46 82V83H45ZM73 82V83H72ZM97 84H99V85H97V89H93L94 88V86L96 85L95 83ZM110 82V83H109ZM143 83V84H145L144 86L141 84L140 85V83ZM147 82H149V83H147ZM166 82H168V84L166 83ZM187 82V83H186ZM189 82V83H188ZM220 82H222V83H220ZM228 83V85H226L227 83ZM229 82H233V85L230 83V85H229ZM25 83V84H24ZM90 85H89V84ZM101 83V84H100ZM133 84V88L131 87V85ZM158 83V84H157ZM159 83H160V85H159ZM163 83V84H162ZM194 84V85H192V84ZM236 83V84H235ZM249 83H250V85H249ZM254 83V84H253ZM62 84H59V85H62ZM105 84V85H104ZM112 84V85H111ZM131 84V85H130ZM148 84V85H147ZM161 84L163 85V86H167L164 90H161V89H163V86H161ZM234 84H235V88H234ZM245 84V85H244ZM259 84V85H258ZM37 85V86H36ZM38 85H40V86H42V87H40V86H38ZM94 85V86H93ZM118 85V86H117ZM134 85H136V86H134ZM150 85V86H149ZM157 85V86H156ZM224 85H225V87H224ZM236 85H239V87H236ZM102 86H104L105 87V91H104V87H102ZM126 86V85H125ZM129 86H130V88H129ZM140 88H139V87ZM143 86V87H142ZM159 86V87H158ZM173 86V87H172ZM175 86L177 87V88H175ZM188 86V87H187ZM195 86V87H194ZM228 86V87H227ZM232 86V87H231ZM251 87V90H249L250 92H252V93H250L249 91H247L248 89H250V87ZM259 86L261 87L262 86V88L263 89H259ZM22 87H26L25 88V90H26V92L28 93V96H26V92L24 91V94H22V92H23V90H24V88H22ZM31 87V88H30ZM101 87H102V89H101ZM116 88V89H114V88ZM122 87V86H121ZM135 87V88H134ZM147 87V88H146ZM153 89H152V88ZM158 87V88H157ZM162 87V88H161ZM179 87H181V88H179ZM186 87V88H185ZM223 87V88H222ZM233 89H231V88ZM244 88L243 90H242V88ZM39 88V89H38ZM96 88V87H95ZM109 88V89H108ZM131 88L133 89V90H131ZM139 88V89H138ZM149 88V89H148ZM151 88V89H150ZM171 88H173V91L175 92V95H174V92H172V89ZM193 88V89H192ZM255 88V89H254ZM19 89V90H18ZM21 89H22V91H21ZM35 89V88H34ZM45 89V90H44ZM87 89V90H86ZM88 89H90V90H88ZM91 89H92V91H91ZM119 89H121V90H123V91H121V90H119ZM126 89H128V90H126ZM135 89V90H134ZM149 91H148V90ZM160 89V90H159ZM170 91V93L171 94H169V92H168V90ZM175 89H176V91H175ZM223 89V90H222ZM225 89V90H224ZM236 89L237 90H239V91H236ZM30 90H32V91H30ZM99 90V91H98ZM141 90V91H140ZM142 90H144V91H146L147 93V95H145V92L143 91L142 92ZM157 90V91H156ZM167 90V91H166ZM259 90H261V91H259ZM19 93H18V92ZM21 91V92H20ZM139 91H140V93H139ZM152 91L153 92H159L158 93V95H156V94H154L153 93V97H151V96H149V93L152 95ZM183 91V92H182ZM198 91V92H197ZM245 91V92H244ZM247 91V92H246ZM30 92V93H29ZM47 92V93H46ZM138 92V93H137ZM149 92V93H148ZM168 92V93H167ZM188 92V93H187ZM245 94H244V93ZM260 92H263V94L262 93H260ZM3 93H5V92H3ZM16 93V94H15ZM18 93V94H17ZM33 93H35V94H38V96H39V98H38V96L37 95H35V94H33ZM142 93H143V95H142ZM164 93V94H163ZM181 93V94H180ZM192 93V94H191ZM237 93V94H236ZM238 93L240 94L239 96H237V98H235V95H238ZM241 93H243V95H245V97L244 96H241L242 94ZM258 93H259V95H258ZM9 96H8V95ZM49 94V95H48ZM140 94V95H139ZM165 94H167L166 96H168V97H165ZM183 94V95H182ZM187 94V95H186ZM198 94V95H197ZM254 94V95H253ZM256 94H257V97L259 96V98H257L256 97ZM262 94V95H261ZM16 95V96H15ZM50 95H51V97H50ZM142 95V96H141ZM177 95H179V96H177ZM227 95H229V97H226ZM247 95V96H246ZM249 95V96H248ZM250 95H251V97H250ZM11 96V97H10ZM14 96V97H13ZM19 96V97H18ZM31 96H33V97H31ZM47 96V97H46ZM55 96V97H54ZM91 96H93V95H91ZM163 96H164V98H163ZM173 98H172V97ZM176 96V97H175ZM188 96V97H187ZM191 96L193 97L194 96V98H191ZM196 96H198V100H197V97ZM234 96V97H233ZM40 97H42V99L40 98ZM58 97V98H57ZM63 97V98H62ZM140 97H142V99L140 98ZM161 99H160V98ZM200 97V98H199ZM218 97V98H217ZM232 97V98H231ZM249 97V98H248ZM254 97H256L255 99H254ZM1 98V97H0ZM9 98H11V99H9ZM48 98H49V100H48ZM57 98V100L59 101H61L62 103H60V102H58V101H55V99ZM99 98V96H97V99ZM113 98H115V97H112V99ZM116 98H118V97H116ZM123 98V97H122ZM153 98V99H152ZM158 98V99H157ZM177 98V100H175ZM204 98H205V100H206V102H205V100H204ZM228 98H229V100L230 101H228ZM233 98H235V99H233ZM241 98H244V100L243 99H241ZM253 98V99H252ZM43 100V101H41V100ZM51 99V100H50ZM54 99V100H53ZM111 99V98H110ZM137 99V100H136ZM155 99V100H154ZM167 99V100H166ZM169 99V100H168ZM170 99H172V100H170ZM184 99V100H183ZM193 99V100H192ZM197 101H196V100ZM203 99V100H202ZM209 99V100H208ZM212 101H211V100ZM226 99V100H225ZM257 99H258V101H257ZM262 100V102H260L261 100ZM140 102H139V101ZM195 100V101H194ZM200 100H202L203 102H204V104H203V102L202 101H200ZM240 100V101H239ZM246 100V101H245ZM34 101H35V103H34ZM42 102V103H40V102ZM46 101L47 102H49L48 103V105H46V108L45 107H43L45 104H46ZM154 103H153V102ZM157 101H158V103H157ZM161 101H162V103H163V105H161L162 103H161ZM171 101H172V103H171ZM178 101V102H177ZM186 101V102H185ZM200 101V102H199ZM215 101V102H214ZM218 101H220V102H218ZM223 101V102H222ZM235 101V102H234ZM254 103H253V102ZM2 102V101H1ZM37 102V103H36ZM57 102V103H56ZM73 102V103H72ZM139 102V103H138ZM150 102V104L148 105V103ZM168 102V104L166 105V103ZM174 102H175V104H174ZM180 102V103H179ZM183 102V103H182ZM194 102H197V103H194ZM230 102V103H229ZM231 102H234V105H232V103ZM253 103V105L251 106V112L250 111H248V107H250L249 105L250 104H248V103ZM258 102V103H257ZM260 102V103H259ZM38 103L40 104L39 106H38ZM64 103H65V105H64ZM158 105H157V104ZM169 103H170V107H171V110H170V107H169V110H168V105H169ZM176 103H179V104H177L176 105ZM191 104V108H190V104ZM224 103V104H223ZM227 103V104H226ZM228 103L231 105H228ZM261 103H263V105H262V107L260 106L261 105ZM33 104V105H32ZM36 104V105H35ZM41 104H42V106H41ZM76 104V105H75ZM152 104H153V106H152ZM154 104H156V106L154 105ZM188 105V108H187V105ZM195 104V106H193ZM214 104H215V106H214ZM226 104V105H225ZM255 104V105H254ZM27 105V106H26ZM57 105V106H56ZM64 105V106H63ZM79 105V106H78ZM184 105H185V107H184ZM207 105H208V108H207ZM228 105V106H227ZM237 105H238V107H237ZM244 105H245V107H244ZM260 107H259V106ZM32 106V107H31ZM40 106H41V108H40ZM54 106V108H52ZM56 106V107H55ZM62 106H63V108H62ZM69 106H71L70 108L72 109L73 108V110H75V111H77L78 113H76V116H78V119H75V118H77V117H75L74 118V120L75 121H77V123L75 122L74 123V126H72V123L74 122L73 121V119H71V120H69L68 118H67V121H66V117L67 116H69V115H65V114H63V112H61V110L62 111H64L65 110V108H68ZM149 106H152V107H154L155 106V108L153 109V108H151L150 107V109L148 108ZM162 106V108L161 109H163L165 112L162 114V112H163V110H160V107ZM164 106V107H163ZM202 106H203V108H202ZM212 106V107H211ZM213 106H214V108H217L216 109V111L214 110V108H213ZM218 106V107H217ZM242 106L244 107V109H242ZM248 106V107H247ZM255 106V107H254ZM258 106V107H257ZM48 107V108H47ZM76 107V108H75ZM159 107V108H158ZM172 107H173V109H172ZM175 107V108H174ZM183 107V108H182ZM229 109H228V108ZM230 107H232V108H230ZM241 107V109H239ZM30 108V109H29ZM39 110H38V109ZM62 108V109H61ZM182 108V109H181ZM210 108V109H209ZM211 108H212V110H211ZM225 108H227V109H225ZM236 108H238V109H236ZM254 108V109H253ZM27 111H26V110ZM34 109V110H33ZM35 109H37L36 111H35ZM41 109V110H40ZM43 109V110H42ZM51 109V110H50ZM64 109V110H63ZM94 108H89L87 111L89 112V113H94L93 111H91V110H93ZM147 109H149V110H147ZM195 109H199L198 111L196 110V111H194ZM207 109V110H206ZM220 109V110H219ZM255 109L257 110V111H255ZM29 110V111H28ZM154 112H153V111ZM183 110V111H182ZM206 110V111H205ZM231 111L230 113L232 114L234 111V115L232 114V116H231V114L230 113H228L229 111ZM233 110V111H232ZM242 110V111H241ZM31 111V112H30ZM33 111H35V112H33ZM66 111V110H65ZM64 111V112H65ZM95 111V110H94ZM161 111V112H160ZM189 111H190V113H189ZM227 112V113H223V112ZM31 114H30V113ZM40 112V113H39ZM58 112V113H57ZM173 112V113H172ZM182 112H183V115H182ZM186 112H188V114L186 113ZM191 112H194L193 113V116H191ZM196 112H198L197 114L198 115H200V117H199V120L197 119V118H195V117H197V114H196ZM202 112H203V114H202ZM206 112V113H205ZM237 112H240L241 114H239V113H237ZM250 112V113H249ZM17 113V114H16ZM26 113V114H25ZM40 115H39V114ZM42 113V114H41ZM44 113V114H43ZM146 113V114H147ZM166 113V114H165ZM209 113V114H208ZM236 113V114H235ZM243 113H244V115H243ZM255 113V114H254ZM50 114V115H49ZM60 114V115H59ZM119 114V112L118 113H116V114H109V117L108 118H106L107 120L109 119V120H112V119H115L116 118V116ZM151 114V116H153ZM206 114V115H205ZM219 114V115H218ZM228 114H229V116H228ZM239 114V115H238ZM249 114H250V117H252V118H249ZM15 115H17V116H15ZM35 115H37V116H35ZM49 117H51V118H49ZM59 117H57V116ZM63 115L64 116H66V117H63ZM80 115V116H79ZM98 116H99V114H97ZM110 115H111V117H110ZM160 115H164L163 117H161ZM180 115H182V116H180ZM195 115V116H194ZM217 115H218V117H217ZM220 115H222V116H220ZM237 115V116H236ZM11 116V117H10ZM23 116V117H22ZM31 116V117H30ZM39 116H42V117H39ZM45 116H46V118H45ZM55 116V117H54ZM168 116H169V118H170V120L172 119V121L170 122V120L168 119ZM175 116V117H174ZM187 116V117H186ZM189 116V117H188ZM204 118H203V117ZM224 116V117H223ZM228 116V117H227ZM234 116V117H233ZM235 116H236V118H235ZM247 116V117H246ZM13 117V118H12ZM61 117H63V118H61ZM79 117H80V119H79ZM167 117V118H166ZM194 117V118H193ZM216 117V118H215ZM221 117H223L224 119H225V117H226V119H225V122L223 121L224 119H222ZM233 118V120H232V118ZM240 117H241V119H240ZM245 118V119H243V118ZM30 118V119H29ZM49 119L50 121L48 122V120L46 121H44V119ZM56 118V119H55ZM72 118H73V116H72ZM119 118V117H118ZM161 118V119H160ZM186 118H188L187 120H186ZM191 118V119H190ZM206 118V119H205ZM218 118H220V119H218ZM254 118H257V120H255ZM17 119V120H16ZM36 119V120H35ZM37 119H38V121H40V122H38L37 121ZM55 119V120H54ZM183 119V120H182ZM192 119H194L193 121H191ZM195 119H197L196 121H195ZM205 119V120H204ZM218 119V120H217ZM222 119V120H221ZM237 119V120H236ZM238 119H239V121H238ZM243 119V121H241L240 122V120H242ZM9 120L11 121V122H9ZM20 120H22V121H20ZM29 122H28V121ZM32 120V121H31ZM35 120V121H34ZM51 120H53L54 121V123H53V121H51ZM58 122H57V121ZM64 120V121H63ZM118 120H120V118L118 119ZM169 121V123H170V125H169V123H168V121ZM186 120V121H185ZM190 122H189V121ZM217 120V121H216ZM221 120V121H220ZM254 120H255V123H254ZM8 121V122H7ZM37 121V122H36ZM45 123H44V122ZM68 121H70V122H72V123H69ZM81 121V120H80ZM164 121V122H163ZM175 121V122H174ZM183 121V122H182ZM197 121H199V123L197 122ZM204 121V122H203ZM213 121V122H212ZM218 121H220V123H218ZM247 121H249V122H247ZM251 121V122H250ZM32 122V123H31ZM34 122V123H33ZM56 122V123H55ZM59 122H61V123H59ZM67 123V125H68V123H69V125L67 126L65 123ZM106 122V121H105ZM173 122V123H172ZM193 124H192V123ZM197 124H196V123ZM223 122V123H222ZM230 122V123H229ZM236 122H238V124L236 123ZM244 122V124H243V126L241 127V124ZM257 122V123H256ZM10 123H11V125H10ZM42 123V124H41ZM54 124V125H56V126H54L53 125V127L51 126V128L50 127H47V126H50L51 124ZM165 125H164V124ZM168 123V124H167ZM178 123H180V124H178ZM186 123H188V125L186 124ZM192 125H191V124ZM200 123H201V126H200ZM218 123V124H217ZM226 123V124H225ZM232 123V124H231ZM251 123H254V125H252ZM4 124H5V127L7 126L8 127V129H7V131H6V129L4 128ZM45 124V125H44ZM161 124H163L162 126H160ZM179 126H178V125ZM185 124H186V126H185ZM210 124L213 126L214 125V127L216 128L217 127V129H215L214 127H212V126H210ZM222 124H224V125H222ZM234 124V125H233ZM240 124V125H239ZM245 124H246V126H245ZM255 124H259V125H255ZM9 125L11 126V129L9 128ZM16 125V126H15ZM71 125V126H70ZM75 125H76V127L77 128H74L75 127ZM169 125V126H168ZM184 125V126H183ZM216 125V126H215ZM222 125V127H220ZM230 125H232L233 127H235V128H233L232 126H230ZM239 125V126H238ZM250 125V126H249ZM252 125V126H251ZM20 126H21V128H20ZM60 126L61 127H63L64 129H65V131H63L64 129L62 128H60ZM87 128H86V127ZM159 127V128H161V130H162V134L163 133H165V135H167V136H165L164 134L162 135L161 134V131H159L160 129L159 128H156V127ZM164 126H168L167 128L166 127H164ZM176 126V127H175ZM200 126V127H199ZM225 126V127H224ZM228 126H230V127H228ZM12 127H15V129L13 128L12 129ZM46 127V128H45ZM79 127H81V129L79 128ZM85 127V128H84ZM113 127H116V126H113ZM164 127V128H163ZM176 128V130L177 131H175L174 129L172 130V128ZM245 127V128H244ZM251 127V128H250ZM254 127H257V128H254ZM16 128H17V130H16ZM19 128V129H18ZM24 128H26V129H24ZM58 130H57V129ZM68 128H69V131H67L68 130ZM117 128V130H118V126L116 127ZM116 128H115V130H116ZM185 128V129H184ZM188 128V129H187ZM194 128H195V130H194ZM211 130H210V129ZM222 129L223 131H221V130H219V129ZM246 128H247V130H246ZM259 128V129H258ZM1 129V130H2ZM23 129L24 130H32L33 131V133L32 134H29V133H27V132H22L23 131ZM52 129V130H51ZM60 129V130H59ZM78 129V130H77ZM80 129V130H79ZM84 129V130H83ZM158 129V130H157ZM213 129H215L214 130V133L216 134V132L217 133H220L221 132V134L222 135H220V136H218V138L216 137L215 139H214V137H215V134L213 133ZM229 129V130H228ZM236 130V133H234V131ZM237 129H238V131H239V129L241 130L240 132H237ZM245 129V130H244ZM258 129V131H257V133H256V130ZM15 130V131H14ZM43 130V131H42ZM53 130H54V133H55V135H54V133L52 134V132H53ZM56 130V131H55ZM155 130H157L156 131V133H155ZM167 130V131H166ZM180 130V131H179ZM181 130H182V132L183 133H181ZM187 131V134H185L186 135V138H185V135H183L184 134V131ZM190 130V131H189ZM199 130V131H198ZM219 130V131H218ZM225 130V131H224ZM228 130V131H227ZM234 130V131H233ZM263 130V131H262ZM9 131V132H8ZM19 131V132H18ZM50 131H52V132H50ZM58 131V132H57ZM61 131V132H60ZM63 131V132H62ZM76 131V132H75ZM78 131V132H77ZM80 131H84L83 132V134L82 135H79L80 134ZM88 133H87V132ZM143 131H144V134H143ZM165 131V132H164ZM173 131H175V133L173 132ZM179 131V132H178ZM192 131V132H191ZM206 133H205V132ZM228 133H227V132ZM22 132V133H21ZM50 134H49V133ZM64 132L66 133V135L64 134ZM70 132H72V133H74L73 134V136H72V133H71V135L69 136L68 135V133H70ZM85 132H86V134H85ZM160 132V133H159ZM171 132H173V134L171 133ZM196 132V133H195ZM213 134H212V133ZM223 132H225V133H223ZM246 132H247V134H246ZM252 132H254L255 133V135H254V133H252ZM56 133H58V134H56ZM152 133V134H151ZM167 133V134H166ZM180 134V137H179V134ZM211 133V134H210ZM232 133H233V135H235V136H238L236 139L234 138L233 139V135H232ZM239 133H241L240 135H238ZM159 134H161L160 136H158ZM171 134H172V137H170V140H169V135L171 136ZM191 134V135H190ZM202 134V135H201ZM211 136H210V135ZM237 134V135H236ZM243 134H244V136H243ZM50 136V139H49V136ZM60 135H62L63 136V138H62V136H60ZM76 135V136H75ZM148 135H150V137L148 136ZM152 135V136H151ZM201 135V136H200ZM217 135H219V134H217ZM248 135H250V136H248ZM6 136V137H5ZM58 136H59V138H58ZM74 138V140L72 139V137ZM81 136V137H80ZM82 136L84 137V138H82ZM153 136H154V138H153ZM162 136H164L163 138H162ZM178 136V137H177ZM188 136V137H187ZM205 136V137H204ZM208 136V137H207ZM213 136V137H212ZM14 137H16L17 139H18V142H16L15 141V139H14ZM38 137H40V138H38ZM76 137H80L78 140H80L79 142L81 143H79V142H74L75 140L76 141H78L77 139H76ZM149 137V139H147ZM151 137L153 138V141L154 140H156V142H152L151 140ZM160 137V138H159ZM166 137V138H165ZM182 137V139H180ZM202 137H204V138H202ZM224 137V138H223ZM230 139H229V138ZM261 139H260V138ZM3 138V139H2ZM8 138V139H7ZM65 138H66V140H65ZM73 141H71L70 139ZM82 138V139H81ZM95 138V139H94ZM156 138V139H155ZM172 138H173V141H172ZM198 138V139H197ZM210 138H212V142L210 141L211 139ZM226 138V139H225ZM227 138L229 139V140H227ZM246 138V141H244V139ZM2 139V140H1ZM25 139V140H24ZM28 139V140H27ZM30 139V140H29ZM34 139V140H33ZM37 139V140H36ZM52 139V140H51ZM61 139H63V141L61 140ZM94 139V140H93ZM159 139H160V142H158L159 141ZM167 139V140H166ZM176 139V140H175ZM177 139H179V140H177ZM191 139V140H190ZM217 139V140H216ZM231 139H233L232 141H231ZM247 139H249V140H247ZM5 140V142L10 146V145H12L11 147H10V149H9V146L6 144V146H4L3 145V147L1 146L2 144V142ZM55 140H58V141H55ZM91 140H93V141H91ZM147 140H149V141H147ZM166 142H165V141ZM197 140V141H196ZM213 140H215V141H213ZM226 140V141H225ZM241 140V141H240ZM260 140V141H259ZM25 141H38V144L39 145H36L34 148L32 147L31 148V150H32V152L34 153V151H35V153H34V157L32 156V158L30 159L31 161L32 160H35V161H33V162H31L32 164H29V163H21L20 162V159L19 158H17V163H15L16 165H18L17 167H16V165H14V161L16 160L15 158H13L14 156H15V152H16V150H17V148L18 149H20V147L21 146H23V143L25 142ZM41 141H43L42 143H41ZM49 141V142H48ZM60 141L62 142V143H60ZM66 141H68L69 143L70 142H72V143H70V145H67V146H65L66 144H68V142H66ZM151 141V142H150ZM162 141H164V142H162ZM168 141V142H167ZM182 141V142H181ZM183 141H184V143H183ZM189 141L191 142L192 141V143H189ZM206 141V142H205ZM209 141V142H208ZM220 141V142H219ZM229 141V142H228ZM14 142V143H13ZM57 142V143H56ZM93 142H94V144H93ZM148 142V143H147ZM150 142V143H149ZM173 142V143H172ZM187 142V143H186ZM197 142V144L199 145H201V144H203V145H201V146H206V149H204V151H202V154H203V152H204V155H205V158L206 159H204V163H203V161H200V163L198 162L199 160V157L198 156H196V155H192L191 156V153L192 152H190L191 151V149H192V151H193V147L192 146H190L191 144L192 145H195V143ZM243 142V143H242ZM249 142V143H248ZM250 142H252V143H254V144H252V143H250ZM12 143V144H11ZM21 143V144H20ZM52 145H51V144ZM56 143V144H55ZM66 143V144H65ZM154 144L153 145V147L154 146H156L157 147V145H158V147L156 148L155 147V149L153 148L152 149V144ZM156 143V144H155ZM162 143H165V145L164 146H166L165 148H163L164 146H163V144ZM223 143H225L224 145H223ZM18 146H17V145ZM41 144H43V146L41 145ZM47 144V145H46ZM76 145V144H78V147L77 146H72V145ZM159 144H161V145H159ZM169 144H170V146H169ZM182 146H181V145ZM218 144H219V146H218ZM252 144V145H251ZM258 144H260L259 146L261 147V148H258L259 146H258ZM262 144V145H261ZM17 147H16V146ZM49 145V146H48ZM51 145V146H50ZM60 145H62V148H61V150H59V146ZM63 145H64V147H63ZM95 145V146H96ZM184 145V146H183ZM211 145V146H210ZM223 145V146H222ZM255 145V146H254ZM13 146H15V148L13 147ZM148 146V145H147ZM146 146V147H147ZM167 146H169V148H168V150L166 149L167 148ZM226 146H227V148H226ZM235 146V147H234ZM246 146H247V148H246ZM10 151L9 152V154L6 152V148ZM12 147H13V149H12ZM61 147V146H60ZM73 147H74V149H75V151H73L74 149H73ZM187 147H188V149H187ZM190 147V148H189ZM222 149H221V148ZM229 147V148H228ZM255 147H257V148H255ZM51 148H53V149H50ZM65 149V148H67V149H65V150H63L62 151V149ZM80 148V149H79ZM161 148V149H160ZM186 148V149H185ZM211 148V149H210ZM217 148V149H216ZM223 148H225V149H223ZM241 149V150H239V149ZM242 148H243V150H242ZM249 148H250V150H249ZM4 149V150H3ZM6 149V150H5ZM47 149V150H46ZM55 149V150H54ZM69 149V150H68ZM73 149V150H72ZM77 149H79V150H77ZM156 149H158V151L156 150ZM162 149H164V150H162ZM167 151H166V150ZM179 149V150H178ZM208 149V150H207ZM214 149V150H213ZM220 149V150H219ZM227 149H230L229 151L227 150ZM235 151H234V150ZM238 149V150H237ZM258 149H260V150H258ZM3 150V151H2ZM12 150H13V152H12ZM45 150L47 151V152H45ZM66 150H68V151H66ZM154 150V152L153 153H155V156L154 157H152L153 155H152V151ZM161 150V151H160ZM170 150V151H169ZM218 150H219V152H218ZM228 152H227V151ZM244 150H246V151H244ZM252 150L254 151V152H252ZM263 152H262V151ZM8 154L7 156H6V153ZM64 151H66V152H64ZM69 151H72V152H69ZM79 151V152H78ZM81 151V152H80ZM164 151H166L165 153H164ZM184 151V152H183ZM188 151V152H187ZM207 151H208V153H207ZM226 151V152H225ZM232 151H233V153H232ZM238 153H237V152ZM244 151V152H243ZM261 151V153L260 154H262V155H259V152ZM38 152V153H37ZM79 154H78V153ZM96 152V151H95ZM160 152H162V153H160ZM169 152H171V153H169ZM211 152H213L214 154L212 155V153ZM251 152V153H250ZM82 153H84L85 155H87V158L89 159V160H87V158H83V160L85 159L86 161H83L82 160V157H83V155L84 154H82ZM158 153V154H157ZM186 153V154H185ZM211 153V154H210ZM241 153H243V154H241ZM64 154L66 155L67 154V156H64ZM140 154V155H139ZM159 154H161V155H159ZM167 154V155H166ZM171 154H172V156H171ZM180 154V155H179ZM190 154V156L191 157H189L188 155ZM227 154V155H226ZM233 154H235L236 155V157H235V155H233ZM240 154H241V156H240ZM258 154V155H257ZM12 155V156H11ZM37 155V156H36ZM49 155V156H48ZM52 157H51V156ZM74 155V156H73ZM81 156V158H80V156ZM84 155V156H85ZM89 155H91L90 157H89ZM170 155V156H169ZM181 155H185V157H183V156H181ZM210 155H212V156H210ZM220 155V156H219ZM235 157H233V156ZM243 155V156H242ZM9 156H11V157H9ZM46 156V157H45ZM72 156V157H71ZM137 157L136 158H139V157H141V153H139L138 152V155H136ZM139 156V157H138ZM157 156H158V158H157ZM166 156H167V158H166ZM207 156H208V158H207ZM219 156V157H218ZM259 158H258V157ZM8 157V159L10 160V162H8L9 160L8 159H6ZM70 157V158H69ZM74 157V158H73ZM75 157L76 158H78V159H75ZM183 157V158H182ZM187 157H189V158H187ZM213 157V158H212ZM224 157V158H223ZM241 157H243V158H241ZM3 158L5 159V161H3ZM45 158L47 159V160H45ZM48 158H49V162H48ZM64 158V159H63ZM72 158V159H71ZM154 158H156V160H154ZM159 158H162V159H159ZM170 160H169V159ZM174 158V159H173ZM187 158V159H186ZM229 158V159H228ZM240 158H241V161H240ZM249 158V159H248ZM260 158H261V160H260ZM12 159V160H11ZM13 159H15V160H13ZM38 159L40 160V161H38ZM61 159V160H60ZM69 159V160H68ZM75 159V160H74ZM180 159H182V160H180ZM201 160H202V158H200ZM8 160V161H7ZM45 160V161H44ZM50 160H52V161H50ZM72 160V161H71ZM74 160V161H73ZM80 161V163H79V161ZM162 162H161V161ZM173 160V161H172ZM195 160V161H194ZM198 160V161H197ZM205 160H209L208 162L207 161H205ZM212 160V161H211ZM227 161V162H225V161ZM229 160V161H228ZM239 160V161H238ZM246 160H248V161H246ZM259 160V161H258ZM6 161L8 162V163H6ZM11 161H13L12 163L13 164H11ZM42 161V162H41ZM61 161V162H60ZM67 161H68V163H67ZM91 161V162H90ZM92 161H94V162H92ZM97 161L99 162V163H97ZM172 161V162H171ZM176 163H175V162ZM185 161H187V162H185ZM192 161H194V164L192 163ZM197 161V162H196ZM211 161V162H210ZM214 161V162H213ZM237 161V164L236 163H234V162H236ZM246 161V162H245ZM35 162V163H34ZM67 164H66V163ZM70 162H73V163H70ZM78 164H77V163ZM81 162H83V164L81 163ZM84 162H87V166H85L84 167V165H86ZM90 162V163H89ZM169 162V163H168ZM174 162V163H173ZM184 162V163H183ZM190 162V163H189ZM205 162H207V164L205 163ZM230 162V163H229ZM240 162V163H239ZM242 162H243V164H242ZM258 162V163H257ZM21 164V166L23 167V165L22 164H27L26 166H28V167H32V168H30V169H28V168H26V167H24V171H23V168L20 166V164ZM42 163V164H41ZM45 163V164H44ZM50 163L52 164V165H50ZM61 163V164H60ZM76 163V164H75ZM95 163H97L98 165L99 164H103V168L105 169H103L102 167V169L101 168H97V167H100V166H98V165H96ZM152 164V165H150V164ZM161 165H160V164ZM168 163V164H167ZM171 163L172 164H174V165H171ZM201 163H203V164H201ZM219 165H218V164ZM222 163V164H221ZM224 163V164H223ZM245 163V164H244ZM256 165H254V164ZM9 164H11V165H9ZM36 164V165H35ZM47 164V165H46ZM54 164V165H53ZM66 164V165H65ZM72 164V165H71ZM90 164V165H89ZM92 164V165H91ZM151 166V168L149 167V165ZM176 164V165H175ZM188 164H189V166H188ZM190 164H191V166H190ZM199 164V165H198ZM206 164V165H205ZM212 164H213V166H212ZM258 164H260L258 167H257V165ZM3 165H6V166H8L7 168L11 171H8V169L6 168V166H3ZM14 165V166H13ZM34 165V166H33ZM50 165V166H49ZM62 165V166H61ZM63 165H65V166H67L66 168H64L65 166H63ZM70 165V166H69ZM78 165H80V166H78ZM141 165V166H140ZM143 165V166H142ZM168 165L170 166V167H168ZM182 165H185V166H182ZM187 165V166H186ZM201 165H202V167H201ZM211 165V166H210ZM11 166V167H10ZM57 166V167H56ZM89 166H91L90 168H89ZM97 166V167H96ZM172 166V167H171ZM179 166V167H178ZM215 166V167H214ZM217 166H219V167H217ZM223 166V167H222ZM225 166V167H224ZM235 166V167H234ZM239 166H240V168H239ZM2 167V168H1ZM13 167V168H12ZM15 167V168H14ZM19 167V168H18ZM33 167H35V169L33 168ZM36 167H37V169H36ZM64 168V169H61V168ZM69 167V168H68ZM81 167H84L83 168V170H82V168ZM93 167H96V168H93ZM133 167V168H132ZM137 167V170H135V168ZM138 167L139 168H142V169H140L139 171V175H137V173H138ZM143 167H144V169H143ZM147 167H148V169H150L149 171H147L148 169H147ZM164 169V167H165V169L163 170V174L162 175H160V177H161V181L163 180L164 181V184H165V186L163 185V187H166V188H164L165 190H163V199H162V197L160 196V193H153V191H151V190H153V189H157L158 188V186L157 185H155V181L154 180H151L153 177H155V175H159V173H161L162 171V169ZM186 167H187V169H186ZM194 167H196L197 168V170H196V168H194ZM199 167V168H198ZM213 167V168H212ZM233 167V168H232ZM17 168V169H16ZM71 168H73V170L71 169ZM76 168H79V170L81 169V172L79 171V170H76ZM93 168V169H92ZM129 168V169H130ZM153 168V169H152ZM175 168H177V170H176V173H175V171H174V169ZM184 170V171H182V169ZM190 168V169H189ZM207 170V172H208V174L206 173V171H205V169ZM255 168V169H254ZM256 168H259V169H257L256 170ZM261 168V169H260ZM22 169V170H21ZM44 169V170H43ZM47 169V170H46ZM49 169V170H48ZM60 171H59V170ZM67 169V170H66ZM71 170V172L73 173V174H76V173H78L76 176H74L71 172H70V170ZM75 169V170H74ZM173 169V170H172ZM185 169H186V171H185ZM201 169H203L202 171H201ZM225 169V170H224ZM234 169V170H233ZM13 170H15V171H13ZM17 170V171H16ZM19 170V171H18ZM43 170V171H42ZM52 170V171H51ZM54 170L56 171V173H58V174H56L55 172H54ZM92 170V171H91ZM97 170H98V172H100L101 174H99L98 172H97ZM104 170V171H103ZM155 170H157V171H159V172H156ZM166 170L168 171V172H166ZM196 170V171H195ZM235 170H236V172H235ZM238 170V171H237ZM239 170H240V172H239ZM244 172L245 170V172L247 173H243L242 171ZM254 170V171H253ZM256 170V171H255ZM261 170V171H260ZM3 171L5 172V173H7V175L5 174V173H3ZM20 171H21V173H20ZM35 171H36V174L35 175H33V173H35ZM63 171H66L65 173H63L62 174V172ZM75 171H76V173H75ZM79 171V172H78ZM88 171V172H87ZM91 171V172H90ZM122 171V172H121ZM137 171V172H136ZM143 171H146V172H143ZM152 171H155V172H152ZM170 171H171V174H172V171L174 172V174H176L177 176H178V174H179V176H181V179H180V177L178 176L177 177V179H175L176 177H174L175 175H171L170 174ZM188 171H189V173H188ZM203 171H205V174H203L204 172ZM211 171V172H210ZM223 171V172H222ZM229 171V172H228ZM255 173V174H253V172ZM17 172H19V173H17ZM27 172V173H26ZM30 172V173H29ZM31 172H33V173H31ZM39 172V173H38ZM45 172V173H44ZM61 172V173H60ZM86 172H87V174H86ZM94 172V174H92ZM102 172H103V174H102ZM117 172H118V174H117ZM148 172V173H147ZM169 173V174H167L166 175V173ZM178 172V173H177ZM238 172V173H237ZM16 173H17V175H16ZM24 173H26V174H24ZM40 173H41V175H40ZM73 175V177H72V175ZM81 175H80V174ZM114 173V174H113ZM123 173V174H122ZM132 173V174H131ZM142 173L144 174V175H142ZM150 173H151V176H149L150 175ZM154 173H156V174H154ZM183 173V174H182ZM211 173V174H210ZM212 173H214V174H212ZM219 173V174H218ZM230 173V174H229ZM240 173H242L243 174V177H242V174H241V176H240ZM252 173V174H251ZM8 174H10V175H8ZM13 174V175H12ZM30 174L31 175H33V176H35V177H38L37 179L35 178V177H33V176H31V177H33L34 178V180H35V182L33 181V179L31 178V177H29L30 176ZM50 174V176H52V177H48L47 175H49ZM60 174H62V176L60 175ZM68 174H70L71 175V177H68L69 175ZM85 174V176L83 177V175ZM97 175V174H99L100 176H96V179L94 178L95 176L94 175ZM105 174V175H104ZM109 174V175H108ZM111 174H113V175H111ZM130 174H131V176H130ZM135 174V175H134ZM152 174H153V176H152ZM185 175V180L183 179V176ZM215 174H217L216 175V177L214 176ZM225 175L224 177H223V175ZM256 174H257V176L259 177V178H257L256 177ZM263 175L262 177H260L261 175ZM6 175V176H5ZM16 175V176H15ZM25 175V176H24ZM41 177L42 176V179L39 177V176ZM43 175H44V177L46 178V180H45V178H43ZM66 175H68V176H66ZM102 175V176H101ZM125 175V176H124ZM143 177H142V176ZM209 175H210V177H211V175H212V177L213 178H210L209 179ZM220 175H222L221 177H220ZM228 175H229V177H228ZM249 175V176H248ZM254 175V176H253ZM9 178H8V177ZM22 176V177H21ZM24 176V177H23ZM27 176V177H26ZM78 176V177H77ZM89 176V177H88ZM93 176V177H92ZM111 176H112V178H111ZM130 176V177H129ZM133 176V178H131ZM136 176V177H135ZM144 176H145V178H146V181H147V183L145 182V178H144ZM163 176H164V178H163ZM167 176V177H166ZM192 176V177H191ZM194 176V177H193ZM202 176V177H201ZM217 176H219L218 177V180H217ZM245 176H247V177H245ZM251 176V177H250ZM13 177V178H12ZM64 177H67V179H65ZM75 177H76V179L78 180H76L75 179ZM80 177H82V178H80ZM92 177V179H90ZM99 177V178H98ZM100 177H101V179H100ZM126 177H128V178H130V180L129 179H127ZM139 177H140V179H139ZM152 177V178H151ZM171 177L173 178V179H171ZM188 177V178H187ZM189 177H191V178H189ZM208 177V178H207ZM240 178V180H238L239 178ZM16 178V180L17 179H19V178H21L22 180L24 179V178H30V180L29 181H27V179H24L26 182H28L27 184H29V185H33L34 187H31V186H29V185H27L28 187H30V188H27V187H25L26 185H24L26 182H24V181H22V183H21V181H20V179H19V181L18 182H16V180H14ZM50 178H52V180L50 179ZM56 178V179H55ZM62 178H64V179H62ZM76 180L75 182L73 181L74 179ZM88 180H87V179ZM104 178H106V179H104ZM113 178H114V180H113ZM147 178H149V179H147ZM168 179V180H166V179ZM216 178V180H215V182H214V179ZM238 178V179H237ZM243 178V179H242ZM254 179V181L253 180H250V179ZM7 179V180H6ZM9 179V180H8ZM13 179V180H12ZM70 179H71V181H73L74 183H75V185H74V183H72V185H70L71 183H70ZM81 179H82V181H84L82 184H81ZM86 179V180H85ZM94 179V181L93 182H91L92 180ZM123 179H126V180H124L125 182H123ZM139 179V181L137 182V180ZM144 179V180H143ZM180 179V181H179V183H177V181L176 180H179ZM192 179H194V180H192ZM195 179H197V182H195ZM202 179V180H201ZM212 179V180H211ZM227 181H229V179H231L229 182H227ZM248 179H249V181H248ZM6 180V181H5ZM12 180V181H11ZM37 180V181H36ZM43 180V181H42ZM53 180H56V181H53ZM69 180V181H68ZM91 180V181H90ZM99 182H98V181ZM104 180H105V182H104ZM109 180V181H108ZM112 180V181H111ZM135 180V181H134ZM149 180V181H148ZM191 180V181H190ZM208 180V181H207ZM211 180V181H210ZM234 180V181H233ZM236 180V181H235ZM248 181V183H246L247 181ZM261 180V181H260ZM16 182V185L14 184L15 182ZM30 181H32L33 182V184H32V182H31V184H30ZM39 181V182H38ZM41 181H42V183H44L45 184V186H46V188L48 187V188H50L51 186H54V184L56 185L55 187H51V189H46V188H44V184L42 185V183H41ZM51 181H53V182H51ZM60 181V182H59ZM64 181H66V182H64ZM69 183H68V182ZM85 181H87V183H95V184H87ZM90 181V182H89ZM162 181V182H163ZM174 181V182H173ZM185 181V183H183ZM214 183H213V182ZM220 181H221V183H220ZM226 181V182H225ZM245 181V182H244ZM256 181V182H255ZM12 182H13V184H12ZM20 182V183H19ZM40 183L39 185H40V187H43V188H39L38 187V183ZM48 182V183H47ZM55 182V183H54ZM62 182V183H61ZM78 182V183H77ZM97 182V183H96ZM133 182H135V183H133ZM141 182V183H140ZM143 182V183H142ZM145 182V183H144ZM152 182V183H151ZM153 182H155V183H153ZM170 183V185H169V183ZM173 182V183H172ZM186 182H188V183H186ZM198 182H200V183H198ZM204 182V183H203ZM206 182V183H205ZM223 182H225V183H223ZM260 182V183H259ZM9 185H8V184ZM24 183V184H23ZM53 185H52V184ZM59 183V184H58ZM63 183H65L64 185H65V187H66V189H65V187L63 186ZM84 183H86V185H84ZM109 183V184H108ZM122 184V186L121 187H125L128 191H129V189H131V188H133V190H130L129 192H131L132 194H133V197L135 196L136 197V199L138 198L139 200H141V201H139V200H136L135 199V197H134V199H135V201L134 202H136L137 201V203H136V206L133 204L132 205V207L134 208H136L135 210H136V212H132V211H135L133 208L131 209V206H126V205H122L121 204V201L119 202V200L122 198L120 195H121V191L117 194V195H115V194H113L114 196H115V200H114V196H112L113 197V200H114V202L115 203H113V200H110L109 201V204L108 205H110V204H115L114 205V207H113V205H111L110 207L107 205V204H102L101 202L103 201V198H104V193H103V197L102 198H100L99 196H97L96 197V195H98V193H97V190H101V191H105L106 190V187L107 186H109L110 185V187H116V188H121L120 187V185ZM129 184L128 185V187H127V184ZM131 183V184H130ZM150 184V186H149V184ZM167 183V184H166ZM177 184V186H176V184ZM192 183V184H191ZM211 183V184H210ZM218 183V185H215V184H217ZM228 183H230V184H228ZM252 183V184H251ZM3 184V185H2ZM12 184V188L10 187V185ZM21 184H23V185H21ZM35 184V185H34ZM50 186H48V185ZM59 186H58V185ZM61 184H62V186H61ZM67 184V185H66ZM96 184H98V185H96ZM101 184V185H100ZM105 186H103V185ZM126 186H125V185ZM136 185V186H134V185ZM142 184H143V186H142ZM147 186H146V185ZM171 184H174V186H172ZM184 184V185H183ZM200 184V185H199ZM207 184V185H206ZM222 184V185H221ZM237 184V185H236ZM239 184V185H238ZM248 184V185H247ZM254 184V185H253ZM255 184H258V187L259 188H257V185H255ZM19 185V186H18ZM37 185V186H36ZM68 185H70V186H68ZM78 185V186H77ZM134 187H133V186ZM139 185H141V186H139ZM146 186V188H145V186ZM179 185H180V187H179ZM189 185V186H188ZM196 185V186H195ZM199 185V186H198ZM209 185V187H211L212 188V186H214V188H212L211 190L209 189V187L207 188V186ZM221 185V186H220ZM230 185V186H229ZM243 185V186H242ZM260 185V186H259ZM262 185V186H261ZM7 186H9L10 187V189L12 190H9V189H7V188H9V187H7ZM16 186H18V187H16ZM22 186H24V187H22ZM60 186H61V191H60ZM76 187V189L74 188V187ZM83 186V187H82ZM88 186V187H87ZM94 186V187H93ZM95 186H100L99 188L98 187H95ZM101 186H103V188L101 187ZM119 186V187H118ZM154 186V188H152ZM156 186V187H155ZM172 188H171V187ZM176 186V187H175ZM184 186V187H183ZM189 188V189H187V187ZM197 186H198V188H197ZM217 186V187H216ZM219 186V187H218ZM238 187V189H236L235 187ZM241 186H242V188H243V191H241L242 192V194H241V192L239 191V190H242V188H241ZM4 188V190H3V188ZM37 187V188H36ZM57 187V188H56ZM64 187V188H63ZM81 187H82V189H81ZM86 187V188H85ZM135 187H137V190H136V188ZM147 187H149V188H147ZM170 187V188H169ZM192 187V189H190ZM232 187H233V189H232ZM239 187H240V189H239ZM253 187V188H252ZM6 188V189H5ZM17 188V189H16ZM22 188H27L28 190H30V191H32V192H30V191H28L27 190V193H26V191L25 190H23ZM55 188V190H53ZM69 188V189H68ZM77 192V193H74L75 191L73 190V189ZM101 188V189H100ZM176 188V189H175ZM181 189V191L183 192H181L180 191V189ZM185 191H187V192H184V190ZM197 188V189H196ZM207 188V189H206ZM217 190H216V189ZM227 188V189H226ZM248 190H247V189ZM15 189H16V191H15ZM18 189H20V190H23L22 192L23 193H21V191L19 190V192L21 193H17V190ZM35 189H42V190H40V192L38 191V190H36L37 192H38V194L36 193V191H33V190H35ZM89 189H91V190H89V191H91V192H89L88 190ZM96 189V190H95ZM148 189V190H147ZM174 191H176V192H178V194L181 192L182 194H185V195H177L176 197L178 198H176L175 196H174V194H175V192L173 193V190ZM178 189H179V191H178ZM223 189V190H222ZM228 189H229V192L230 191H233L232 193V197H234L233 199L231 198V197H229L228 196V194H229V192H228ZM236 189V190H235ZM244 189H245V191H244ZM250 189H252L253 191H251ZM10 192H8V191ZM46 190H48V192H49V190H50V193L49 194H47L48 192H46ZM67 190H69L68 192H67ZM81 190V191H80ZM93 190V191H92ZM144 191V193H143V191ZM190 190V191H189ZM217 192H216V191ZM5 191V192H4ZM7 191V192H6ZM64 191H66V192H64ZM79 191V192H78ZM84 191V194L82 193ZM85 191L87 192V194L85 193ZM137 191V192H136ZM140 191H141V193H140ZM148 191L149 192H152L150 195H149V193H148ZM169 191H171L172 192V195H171V193L169 194L168 192ZM223 191L225 192V193H223ZM227 191V192H226ZM236 191V192H235ZM263 191V192H262ZM5 193V194H3V193ZM14 192H16V194H14ZM34 192V194H32ZM55 194H54V193ZM64 192V193H63ZM72 192V193H71ZM94 192V193H93ZM118 192V191H117ZM136 192V194L138 193H140L139 195H137V196H141L140 198L139 197H137L136 195H134V193ZM146 192V193H145ZM159 192V191H158ZM221 192V193H220ZM238 192V193H237ZM249 192H251V193H249ZM252 192H254V193H252ZM260 192V193H259ZM26 194L25 196L23 195V194ZM38 195V196H34L33 197V195H36V194ZM40 193H42V195H39ZM45 193V194H44ZM70 193H71V195H70ZM97 193V194H96ZM143 193V194H142ZM165 193H167L166 195H165ZM197 193H200L199 195L197 194ZM205 193H207V194H210V195H208V198H207V194H205ZM234 193H235V195H234ZM248 193V194H247ZM14 194V195H13ZM29 194V195H28ZM32 194V195H31ZM46 194H47V197H46ZM52 194V195H51ZM77 194H79L78 196H77ZM88 194H90V195H88ZM144 194L146 195L145 197L148 199V197L149 198H153L152 199V201L151 202H147V204L145 203V201H147V199L144 197ZM147 194L149 195V196H147ZM204 194H205V196H204ZM216 194H218V195H216ZM226 194V195H225ZM240 194H241V196H246L245 198H243L241 201H239V204H237L238 203V197L240 198L241 196H240ZM249 194H251V195H249ZM257 194H263V196L262 195H260V196H258ZM3 195V196H2ZM7 197H5V196ZM10 196V198H8L9 196ZM28 195V196H27ZM31 195V196H30ZM70 195V196H69ZM83 195V196H82ZM88 197H87V196ZM94 197V198H92V196ZM143 195V196H142ZM153 195V196H152ZM168 195V196H167ZM171 195V196H170ZM189 195V196H188ZM200 195H203V197L202 196H200ZM213 195H216V196H213ZM256 195V196H255ZM12 196H13V198H16V199H19V197L20 196H22V197H20V200L24 203L25 201L26 202H28V204H26V202L24 203V204H22V202L19 204V201H14L15 199H12ZM31 198H30V197ZM52 198H51V197ZM53 196H54V198H53ZM59 197V198H57V197ZM61 196V197H60ZM89 196H91L90 198H89ZM119 196V197H118ZM166 197V200L164 199L165 197ZM170 196V197H169ZM174 196V198H172ZM188 196V197H187ZM191 196V197H190ZM195 196V197H194ZM196 196H197V198H196ZM209 196H210V198H209ZM217 197L216 198V200H215V198H214V200H215V202H214V200H213V197ZM231 196V195H230ZM253 196V197H252ZM41 199L40 197H43L42 199H43V201L41 200V203H43L44 202V200H45V204L43 203L42 204V207H44V208H42L41 206H40V201L38 202V200H36L35 199V201L37 202V204L35 203V201H34V199ZM51 199H50V198ZM121 197V198H120ZM144 197V199H142ZM155 197H156V199H155ZM169 197V198H168ZM207 198V200H205L206 198ZM224 198L223 200H221L222 198ZM237 197V198H236ZM253 198V200H252V198ZM23 198H25L24 200H23ZM56 198V199H55ZM62 198H64V199H62ZM118 198V199H117ZM184 198V199H183ZM201 198V199H200ZM202 198H204V199H202ZM221 198V199H220ZM227 198V199H226ZM260 198V199H259ZM2 199V200H1ZM3 199H4V201H3ZM8 199V200H7ZM52 199H55V200H52ZM61 199H62V201H61ZM92 199V200H91ZM97 199V200H96ZM192 199H194V200H192ZM196 199H197V201H196ZM200 199V200H199ZM231 199V201H229ZM237 199V200H236ZM256 199V200H255ZM31 200V201H30ZM51 201V206L49 205L50 204V202L49 201ZM56 200H58L57 201V203H56ZM96 200V201H95ZM162 200V201H161ZM164 200V201H163ZM192 200V201H191ZM209 200H211L210 202H209ZM218 200V201H217ZM233 200H234V202H233ZM252 200V201H251ZM6 201V202H5ZM9 201H11L10 202V204H9ZM32 202L31 204H29L30 202ZM53 201V202H52ZM54 201H55V203H54ZM155 201V202H154ZM156 201L158 202V203H156ZM179 201V202H178ZM184 201V202H183ZM187 203H186V202ZM198 201H200V202H198ZM213 201V202H212ZM220 201V202H219ZM222 201V202H221ZM224 201H225V203H224ZM14 202V203H13ZM18 204V205H16V203ZM49 202V204H47V203ZM60 202L62 203V204H60ZM111 202V203H110ZM161 204H160V203ZM163 202V203H162ZM191 202H192V204H191ZM205 202V203H204ZM248 202H249V205H248ZM54 203V204H53ZM65 203V204H64ZM99 203H101V204H99ZM138 203H139V205H138ZM152 203V204H151ZM196 203V204H195ZM198 203V204H197ZM241 203V204H240ZM256 205H254V204ZM9 204V206H7ZM14 204V205H13ZM36 204V206L35 207H33L32 205H35ZM39 204V205H38ZM62 205V206H58V205ZM99 204V205H98ZM118 204V205H117ZM141 204H143L142 206H141ZM146 206H145V205ZM151 204V205H150ZM156 204H157V206H156ZM160 204V205H159ZM207 204V205H206ZM232 204V205H231ZM243 204H244V207H243ZM262 204V205H261ZM11 205H12V208L14 209V211L15 212H17L18 211V209H19V213L17 212V213H15L14 211H13V209H11ZM25 205V206H24ZM30 206V207H28V206ZM55 205H57L58 207H60V210H61V212H60V210H59V208L57 207V206H55ZM105 205H107V206H105ZM117 205V206H116ZM122 205V206H121ZM156 207H160L161 205V207L158 209V208H156ZM159 205V206H158ZM165 205V204H164ZM201 205V206H200ZM218 205H216V207L218 206ZM241 205V206H240ZM2 206V207H1ZM14 206V207H13ZM16 206H18V207H16ZM22 206H23V208H22ZM38 206H40V207H38ZM52 207L53 206V209H55V211L54 210H52L51 211V208H50V212H48V213H51V214H47V211L46 210H48L49 211V207ZM65 206V207H64ZM79 206V205H78ZM101 206H103V208L101 207ZM120 206V207H119ZM145 206V207H144ZM151 207V208H149V207ZM204 206V207H203ZM263 208H262V207ZM10 207V208H9ZM29 208L28 209V211L29 212H24L25 210V208ZM48 207V208H47ZM56 207V208H55ZM68 209H67V208ZM77 207V206H76ZM122 207V208H121ZM125 207H129L128 209L126 208V209H123V208H125ZM137 207H139V208H137ZM142 207V208H141ZM148 207V208H147ZM153 207V208H152ZM237 207H239V208H237ZM246 207V208H245ZM258 207H260L261 209H263L262 211H261V209L260 208H258ZM30 208H32V209H30ZM36 208H38V209H36ZM105 208V209H104ZM106 208H109V209H107V211H105L106 210ZM114 208H116L115 210H114ZM144 208V209H143ZM205 208V209H206ZM245 208V209H244ZM256 208V210H254ZM11 209V210H10ZM20 209H22V210H20ZM33 209H35V210H33ZM40 209V210H39ZM43 210V212H41L42 210ZM63 209V210H62ZM64 209H65V212H64ZM67 209V210H66ZM112 211H111V210ZM119 209V210H118ZM146 209V210H145ZM148 209H149V212H148ZM155 209H157V210H155ZM197 208H195V210H196ZM17 210V211H16ZM32 210V211H31ZM58 210H59V212H58ZM109 210V211H108ZM113 210H114V212H113ZM131 210V211H130ZM138 210V211H137ZM143 210V211H142ZM247 210H249V211H247ZM33 211H34V213H33ZM39 211V214H36L37 212ZM45 211V212H44ZM57 211V212H56ZM105 211V212H104ZM115 211H118V213L117 212H115ZM125 211V212H124ZM145 211V212H144ZM151 211V212H150ZM15 214H14V213ZM20 212H22L21 214H20ZM63 212V214H61ZM103 212V213H102ZM107 212V213H106ZM108 212H110V213H114V214H110L109 213V215H111L110 217L109 216H105V214L107 215L108 214ZM122 212V213H121ZM143 214V212L145 213V214H143L141 217H139L141 214ZM147 212V213H146ZM253 212H255L254 214H253ZM24 213V214H23ZM26 213H28V214H26ZM31 213H33V214H31ZM40 213H42L41 215H43V213H45V215H43V216H40ZM60 213V214H59ZM68 213V215L67 216H65L66 214ZM96 213V212H95ZM121 213V214H120ZM124 213V214H123ZM126 213V214H125ZM129 213V214H128ZM137 213H139V214H137ZM252 213V214H251ZM11 214V215H10ZM22 214L24 215V216H26V218L24 217V216H22ZM54 214H56V215H59V216H56V215H54ZM103 214H104V216H103ZM123 214V215H122ZM132 214L133 215H136V217L137 218H141L140 220L139 219H135L136 217L135 216H132ZM8 215H10V217L8 216ZM13 215L15 216V218L13 217ZM33 215V216H32ZM38 215H39V217H38ZM48 215V216H47ZM50 215V216H49ZM60 215H61V217H60ZM70 215V216H69ZM88 215V216H89ZM113 215H114V217H113ZM116 215V216H115ZM119 215V216H118ZM120 215H122L121 217H120ZM126 215H127V217H126ZM150 215H153V216H150ZM254 215V216H253ZM1 216H4V217H1ZM19 216V217H18ZM27 216H29V217H27ZM54 216V217H53ZM63 216L64 217H67V218H64L63 220H62V218H63ZM71 216H74V217H72L71 218ZM94 216V217H93ZM104 218H103V217ZM119 218H118V217ZM123 216H125V217H123ZM130 216H132V217H130ZM150 216V217H149ZM156 218H155V217ZM253 216V217H252ZM259 217V218H256V217ZM17 217V218H16ZM41 217V218H40ZM56 217V218H55ZM68 217H70V218H68ZM96 217H98V219L96 218ZM105 217H107V218H105ZM117 219H116V218ZM129 217V218H128ZM147 217V219H145ZM252 217V218H251ZM7 218V219H6ZM11 218V219H10ZM25 218V219H24ZM30 218V219H29ZM34 220H33V219ZM37 218H40V219H38L37 220ZM44 218V219H43ZM52 218H54L55 220L57 219L58 220V218H60L59 219V221H55L54 219H52ZM89 218H91V220L89 219ZM101 218H103V219H101ZM129 220V222H128V220ZM131 218V219H130ZM132 218H133V220H132ZM142 218H143V220H144V222H143V220H142ZM152 218H154V219H152ZM250 218V219H249ZM13 219H16V220H14L13 221ZM49 219V220H48ZM97 219V220H96ZM104 219H107V221L106 220H104ZM124 219V220H123ZM256 219V220H255ZM2 220H3V222H2ZM9 220V221H8ZM20 221V222H17V221ZM31 220V221H30ZM40 220V221H39ZM51 220V221H50ZM54 220V223L52 222ZM62 220V221H61ZM68 220H71L70 221V223H68L69 221ZM110 220V221H109ZM137 220V221H136ZM139 220V221H138ZM147 220H149V222L151 221V220H153L152 222H150V223H152V225L150 224V223H146L147 222ZM10 221H12V222H14L15 223V226H13V227H11V228H8V225L11 223ZM33 221H34V224H33ZM38 221V222H37ZM44 221H46V222H44ZM49 221V222H48ZM66 223H65V222ZM102 223H101V222ZM136 221V222H135ZM16 222H17V224H16ZM23 222H25V223H23ZM32 222V223H31ZM42 222V223H41ZM48 222V223H47ZM65 224H64V223ZM91 222H95V223H93L92 225H93V227H95L94 229H93V227H92V225L90 224ZM96 222H98V223H96ZM124 222H127L126 223V226H125V223ZM131 222V223H130ZM141 222V223H140ZM253 222V223H252ZM259 222V223H258ZM13 223V224H14ZM20 225H19V224ZM22 223L23 224H26V225H29L30 226V229H32V231H33V233L32 234H34V232L35 233H37V234H34L33 236H27V234L29 233V232H24V231H27V229H25V227H24V230H23V228L21 229L20 227H22ZM106 223H107V225H109L110 223H111V225H114V226H108V227H106L107 225H106ZM135 225H133V224ZM144 223V224H143ZM257 223V224H256ZM38 224V225H37ZM42 224V225H41ZM47 224H49V225H47ZM50 224H53V225H51L50 226ZM60 224H62V225H60ZM67 224V225H66ZM68 224H70V226L68 225ZM102 224H104V227H106V228H102L103 227V225ZM118 224V225H117ZM130 224H132V225H130ZM256 224V225H255ZM17 225H19L20 227H18ZM32 225V226H31ZM45 225V226H44ZM102 225V226H101ZM119 225H121L120 227H119ZM151 225V226H150ZM17 226V227H16ZM23 226H25V225H23ZM41 226V227H40ZM69 226V227H68ZM92 228H91V227ZM99 227V228H102V230L103 231H99L98 230V228H96V227ZM130 226H131V230H130ZM142 226H144V227H142ZM150 228H149V227ZM15 227H16V229H15ZM36 227V228H35ZM46 227H49L48 228V230H47V228ZM78 227H80V226H78ZM116 227V228H115ZM117 227H119V228H124V227H127V228H125V230L123 229H119V228H117ZM132 227H134V228H132ZM17 228H19V229H17ZM37 228H40L41 229V232H40V229H37ZM110 228H115L113 231H112V229H110ZM17 230L16 232H15V230ZM21 229V230H20ZM36 231H35V230ZM44 231H43V230ZM96 229V230H95ZM109 229H110V231H109ZM127 229V230H126ZM135 229V230H134ZM49 231V233H52V234H49L47 231ZM80 230H82V229H80ZM79 230V232L77 231V232H75V234H76V238L75 239H77L78 240V238H80V237H78V236H81V235H79L80 233H81V231ZM104 230H106L105 232H104ZM140 230H142V231H140ZM13 231H14V233H16L15 235H12L13 234ZM28 231H30V230H28ZM108 231H109V233H108ZM117 231V232H116ZM123 231V232H122ZM131 231V232H130ZM144 231V232H143ZM8 232H11V235H9V233ZM43 232L45 233V234H43ZM90 232H91V234H90ZM111 232V233H110ZM125 232V233H124ZM8 233V234H7ZM17 233H19L18 235H17ZM24 233V234H23ZM42 233V234H41ZM49 234V235H51V237L49 236L48 238H47V234ZM97 233H99V234H97ZM102 233H103V235H102ZM104 233H106V234H104ZM119 235H118V234ZM4 234H6V236L4 235ZM20 234H22V236L20 235ZM31 234V235H32ZM82 234V233H81ZM107 234H109V235H113V237L115 238V237H118V238H113L112 236V238L110 237V236H108ZM116 234V235H115ZM121 234H123V235H121ZM16 235H17V238L19 237L20 238V240L18 239L17 240V238H15L16 237ZM24 235H26L25 237H24ZM35 235H36V237H35ZM41 235H43V236H41ZM46 235V236H45ZM94 235V236H95ZM106 235V236H105ZM121 235V236H120ZM5 236V237H4ZM12 236V237H11ZM39 236H40V238H39ZM133 236H134V234H133ZM8 237V238H7ZM14 237V238H13ZM22 237H24V238H22ZM29 239H28V238ZM32 237V238H31ZM35 237V238H34ZM91 237V238H92ZM11 238H13V240H14V242H13V240H10ZM42 238H44V239H42ZM53 238V239H52ZM105 238V239H104ZM108 238V241H106V239ZM110 238V239H109ZM6 239H8V240H10L11 242H12V244L10 243V241H7ZM23 239V240H22ZM32 239V240H31ZM52 239V240H51ZM29 240V241H28ZM49 240H51V241H49ZM103 240H105V241H103ZM115 240H118V241H115ZM3 241V242H2ZM8 242V244H11V245H5L4 243L5 242ZM18 242V244L16 243V242ZM22 242V243H20V242ZM110 241V242H109ZM6 242V243H7ZM26 242V243H25ZM109 242V243H108ZM28 243V244H27ZM57 244L58 246H56L55 248H53L54 247V244ZM59 243V244H58ZM163 243H164V241H163ZM5 245L6 247L5 248H3V246L2 245ZM20 244V245H19ZM22 244V245H21ZM25 244V245H24ZM51 244H53V246L51 245ZM112 244V245H111ZM16 247H15V246ZM24 245V246H23ZM62 247L60 250H59V248H60V246ZM107 245V246H106ZM11 246H13L14 248H16L15 250H16V252L18 251V252H23V250L26 252H24V254L21 252V256L19 255H15V250H14V248L13 247H11ZM20 246V247H19ZM22 246V247H21ZM27 246V247H26ZM52 246V247H51ZM11 249H10V248ZM50 247H51V250H50ZM105 247H109V248H106L105 249ZM113 247H115V249H110V248H113ZM163 247L164 248H169V244L167 243V242H165L164 244H163ZM1 248H3V249H1ZM9 248V249H8ZM19 248V249H18ZM25 248V249H24ZM57 248V249H56ZM121 248V247H120ZM163 248V249H164ZM7 249H8V251H10V253H8V251H7ZM52 249H54V251L52 250ZM56 249V250H55ZM65 250V252H64V250ZM69 249V250H68ZM112 251H110V250ZM166 249H164V250H166ZM63 250V251H62ZM114 250V251H113ZM7 251V252H6ZM66 251H67V253H66ZM111 253H110V252ZM4 252V253H3ZM17 252V253H18ZM53 252V253H52ZM56 252H58V253H56ZM59 252H60V254H59ZM62 252V253H61ZM64 252V253H63ZM110 253V254H109ZM3 254H5L4 255V258H2L1 256H3ZM55 254V259H53V255ZM64 255L63 257L62 256H60V255ZM14 255H15V258H14ZM24 255V256H23ZM25 255H26V258H25ZM57 255H59L60 257H58ZM9 257V258H8ZM11 257V258H10ZM66 257V256H65ZM107 257V258H106ZM16 258H17V260L18 261H16ZM22 258H25L24 260L22 259ZM52 258V259H51ZM15 259V260H14ZM20 259H22V262L21 261H19ZM3 260V261H2ZM25 260H26V262H25ZM55 260V261H54ZM63 260V259H62ZM62 260H61V262H62ZM54 261V262H53ZM65 261V260H64ZM18 262V263H17ZM3 264V263H2ZM59 264H62V263H59Z\"/></svg>",
    "mask_w": 264,
    "mask_h": 264
},
{
    "label": "bare ground",
    "instance_id": "6f19581e",
    "mask_svg": "<svg viewBox=\"0 0 264 264\" xmlns=\"http://www.w3.org/2000/svg\"><path fill=\"white\" fill-rule=\"evenodd\" d=\"M36 1L37 0H0V28H3L4 30H6V29H8V30H11V31H16L17 32V30H18V28L20 27V21L19 20H22L21 18H20V16H21V13H22V11L24 12V11H32L34 8H33V6H34V4L36 3ZM39 1H41V0H39ZM38 1V2H39ZM48 1V0H47ZM191 0H189V2H190ZM193 2H195L194 0H192ZM191 1V2H192ZM200 1V0H199ZM231 1H235L236 2V0H202V4L203 5H205L204 3H207V4H211V3H216V2H224V3H228V2H231ZM243 1V0H242ZM248 1V0H247ZM249 1H251V0H249ZM253 1H257L258 2V4H255L256 6L258 5H263V7H264V0H253ZM253 1H252V3H253ZM35 2V3H34ZM42 2H44V1H42ZM51 2H54V0L53 1H51ZM59 4V8L57 9V13H59V16L57 17V19H56V26H55V28L53 29V26H52V24H50L51 26H52V28L50 27V25L49 26H47L48 28H47V31H48V29L50 30V31H48L49 33H50V35H48L47 37H52L53 35H55V37H58V38H65L64 39V42H66V44L68 43L69 45H71V46H76V47H74V48H76V49H79L77 46H83L82 48L84 49V47L86 48V52H85V54H81L82 55V57L80 58V59H78V62H76L77 60H74L76 63L75 64H73V60H72V62L70 61V63L72 64V65H74V67L75 68H73V66H72V68L73 69H75L74 71H69L74 77H76L75 76V74H77V77L76 78H74L75 79V83L74 84H71V82L69 81V80H71L72 78L69 76V75H66L65 73L63 74L62 73V77H63V75L65 76V80L64 81H67V83H65V82H63V83H65V84H62V83H59V84H62V85H59L58 84V82H59V78H60V76L58 77V78H53V79H56V80H52V81H46L45 83V86H46V89H47V91L49 92V94H51V95H54V94H57L58 95V97L59 96H63L64 94H65V96H63L64 97V99H62L63 101H66V105L68 106V105H70V101H74L75 103H77V102H82L83 104L81 105V106H79V108H78V112H81L84 116H80L81 117V119H80V117H79V119L81 120H79V123H78V125H82V126H84V125H87V126H89L90 128H87L86 126V128L87 129H89V137H93V136H98V139L100 140V142H99V144H98V146L96 145V144H94V142H93V144L94 145H92V146H94V147H91V145H89V141L87 140V142H84V141H86L85 140V138L82 136V138H84V140L82 141V146L80 147V148H82V151L84 152V153H89V154H91V152L92 151H94V157H91V158H89L90 160L93 158H98L100 161H101V163L103 162V164H104V166H103V164L101 165V164H97V163H99L98 161H97V163H95L96 165H98V166H100V167H97V168H101L102 166L103 167H105L106 169L108 168H110L111 170H113V169H116V168H118V171L120 172V169H124L125 168V170H124V172L126 171V167H129V165H133V164H136L135 166H137L138 165V163L139 162H141L144 158H149L150 157V155L151 154H149L148 153V148H149V144H146V146H145V141H146V137H145V134H144V131H143V134H144V136L143 135H141L142 133H140V132H142V129H143V127H147V130L149 131V129L148 128H150L149 126L150 125H154V124H158V121H159V117L157 116L158 114L157 113H159L158 112V110L156 111V115H153L152 113V115L153 116H151V114H149V113H147V111L145 112V109H146V105H144V104H140L139 102V104H137L136 102H135V98H134V96L136 95H134V93L132 92V94H131V92L130 93H128V94H125L124 95V91L123 90H121L123 87H124V90H125V87H128V77H125V76H123L124 74H121L122 76H121V79H123V81L120 79V82H121V84L122 85H120V84H118L117 82H119V81H117V82H115L114 80V86H115V84H118L119 86H120V88L121 89H119V90H121V91H123V92H118V90H117V92H115V91H112L113 89H110V91H108V92H100V93H98L97 94V96H99V98L97 99V96H95L93 93H91V95H93V96H91V95H89L88 93H86V92H84L83 91V89H85L84 88V86L85 85H83V83H82V77H81V75H85V74H87L88 72H90L89 71V69L91 68V71H93V67L94 68H96V67H98V65H100L101 64V62H102V60L104 59V57H103V54L105 55L106 54V52L108 51V53H111V52H109L110 50H109V48H108V46L106 47L105 46V44H104V42L102 41L103 39H105V35L103 34V32H102V29L99 27V25H100V22H102V20H99V18L100 17H104V14H103V10H104V8L106 7V4L108 5V7L110 6V4H111V0H58L57 1ZM159 2V0H149V4L153 7V8H155V6H156V4ZM188 2V4H190ZM197 2V1H196ZM239 2V1H238ZM241 2V1H240ZM256 2V3H257ZM34 3V4H33ZM198 3V2H197ZM217 3V4H218ZM232 3V2H231ZM234 3V2H233ZM232 3V4H233ZM243 3V2H242ZM247 3V2H246ZM245 3V4H246ZM251 3V4H252ZM33 4V5H32ZM42 5H44L43 3H41ZM49 4H51V3H49ZM48 4V5H49ZM54 4H57V3H55L54 2ZM200 4V3H199ZM206 4V5H207ZM240 4V3H239ZM251 4H249V5H251ZM36 5H38V4H36ZM105 5V6H104ZM194 5L196 6V3H194ZM198 5V4H197ZM202 5V6H203ZM221 5V4H220ZM223 5V4H222ZM238 5V4H237ZM261 5V6H262ZM23 6V7H22ZM51 6V5H50ZM191 6V5H190ZM193 6V5H192ZM199 6L200 5H198V7H197V9L199 8ZM239 6H241V5H239ZM260 6V7H261ZM36 7H38V6H35V8ZM40 7H42V6H40ZM40 7H38V8H40ZM51 7H54V6H51ZM187 7H188V5H187ZM186 7V8H187ZM214 7H215V5H214ZM224 7V6H223ZM252 7V6H251ZM251 7H249V8H251ZM107 8V7H106ZM205 8V7H204ZM212 8V7H211ZM222 8V7H221ZM221 8H220V10H221ZM247 8H248V6H247ZM254 8H255V6H254ZM43 9V8H42ZM111 9V8H110ZM181 9L184 11V9H185V7H184V9L183 8H176V9H169V10H162V11H157L158 12V14H165V16H167V13H169V12H171V13H173L174 15H176L175 17H176V19H178L177 17L179 16L178 14H179V10H180V12H181ZM196 9V10H197ZM200 9V8H199ZM209 9H210V6H209ZM208 9V10H209ZM227 9H229V8H227ZM227 9H225V10H227ZM256 9V8H255ZM54 11H55V9H53ZM53 10H51V11H53ZM230 10H231V8H230ZM261 10H263V9H261ZM260 10V11H261ZM42 11V10H41ZM45 11V10H44ZM185 11H187V10H185ZM223 12H224V10H222ZM234 11H235V9H234ZM27 13L28 15L29 14H32V13ZM32 12H34V11H32ZM43 12V11H42ZM47 12H49V11H47ZM46 12V13H47ZM156 12V13H157ZM188 12V11H187ZM194 12V11H193ZM198 12H200V10L198 11ZM197 12V13H198ZM202 12V11H201ZM206 12V11H205ZM210 12H212V10L210 11ZM210 12H207V13H210ZM216 12V11H215ZM213 13V14H217V13ZM221 12V11H220ZM226 12V11H225ZM227 12H229L228 10H227ZM38 13H40L39 12V9H38ZM51 13V12H50ZM50 13H48V14H50ZM107 13V12H106ZM114 13H116V12H114ZM113 13V14H114ZM178 13V14H177ZM203 14H204V12H202ZM244 13V12H243ZM249 12H247V14H248ZM251 13V12H250ZM41 14V13H40ZM53 15H55L54 14V12L52 13ZM52 14H50V15H52ZM109 14V13H108ZM111 14V13H110ZM117 15H116V17L118 16V13H116ZM219 14V13H218ZM252 14V13H251ZM25 15V14H24ZM23 14H22V16H24ZM47 15V14H46ZM57 15V14H56ZM83 16V18L82 19H84L83 20V22H81V23H76L75 24V22L77 21H75L74 20V17L75 16ZM156 15V14H155ZM159 15V16H160ZM170 15V14H169ZM191 15H193V17H196V16H194V14H190V18H191ZM199 15V14H198ZM211 15V13L209 14V16ZM215 15H213V17L215 16ZM237 15V14H236ZM245 15H246V13H245ZM250 15V14H249ZM32 16V15H31ZM30 15H29V17H31ZM110 16V15H109ZM113 16V15H112ZM111 16V17H112ZM158 16V15H157ZM183 16H184V14H183ZM182 16V17H183ZM188 16V15H187ZM202 16H204V15H202ZM228 17H229V15H227ZM231 16V15H230ZM246 16H248V15H246ZM253 16V15H252ZM27 17V16H26ZM35 14H34V19H35ZM40 17H41V15H40ZM48 17V16H47ZM108 17V16H107ZM106 17V18H107ZM121 17V16H120ZM170 17H171V15H170ZM181 17V16H180ZM193 17H192V19H193ZM198 17V16H197ZM212 17V18H213ZM243 17V16H242ZM260 17H261V15H260ZM52 18H54V17H52ZM77 18H79V17H76L75 19H77ZM114 18V17H113ZM158 19V17H155V16H153V18L152 19ZM162 18V17H161ZM165 18V17H164ZM172 18V17H171ZM170 18V19H171ZM200 18V17H199ZM216 18V17H215ZM214 18V19H215ZM234 18H235V16H234ZM237 19H238V17H236ZM246 18V17H245ZM244 18V19H245ZM25 19V18H24ZM116 19H119V17L118 18H116ZM152 19H150V20H152ZM173 19H175V18H173ZM192 19H191V21H192ZM229 19V18H228ZM233 19V18H232ZM242 19V18H241ZM240 19V20H241ZM243 19V20H244ZM31 20V19H30ZM30 20H29V22H30ZM109 20H110V18H109ZM159 20H160V18H159ZM200 20V19H199ZM216 20H218V19H216ZM224 20V19H223ZM230 20V19H229ZM239 20V19H238ZM250 20V19H249ZM248 20V21H249ZM80 21V20H79ZM173 21V20H172ZM190 21V23H193L194 21H195V19H194V21H192L191 22ZM204 21V20H203ZM205 21H206V19H205ZM220 21V20H219ZM225 21V20H224ZM262 21V20H261ZM19 22V23H18ZM26 22V21H25ZM25 22L24 23H22V25H24L23 27H26L25 25L27 24H25ZM78 22V21H77ZM120 22V21H119ZM156 22V21H155ZM155 22H153V23H155ZM167 22H168V20H167ZM178 22V21H177ZM187 22V21H186ZM207 22H208V20H207ZM222 22V21H221ZM231 22V21H230ZM234 22V21H233ZM238 22V21H237ZM247 22V21H246ZM253 22V21H252ZM54 23V22H53ZM106 23H107V21H106ZM114 23H116V21H114ZM121 23H123L122 21H121ZM166 23V22H165ZM173 23V22H172ZM179 23H180V20H179ZM178 23V24H179ZM213 23V22H212ZM223 23V22H222ZM245 23V22H244ZM249 23V22H248ZM42 24V23H41ZM104 24V23H103ZM142 24V23H141ZM149 24V23H148ZM160 24V23H159ZM159 24H157L158 26H159ZM168 24V23H167ZM169 24H171V23H169ZM185 24H187V23H185ZM220 24V23H219ZM218 24V25H219ZM224 24V26H225V23H223ZM243 24V23H242ZM246 24V23H245ZM250 24V23H249ZM43 25V24H42ZM145 25V24H144ZM162 25H163V23H162ZM180 25H181V23H180ZM203 25H205V22H204V24ZM214 25V24H213ZM220 25H222V24H220ZM227 25V24H226ZM111 26V25H110ZM109 26V27H110ZM142 26V25H141ZM165 26V25H164ZM171 26H173V25H171ZM215 26V25H214ZM231 26H232V23H231ZM246 26V25H245ZM253 26V25H252ZM260 26V25H259ZM22 27V26H21ZM23 27H22V29H23ZM35 27H37V26H35ZM34 26L33 27H31L30 29H32V30H34V28H35ZM109 27H106V28H108V29H110ZM112 28H114L113 26H111ZM130 27V26H129ZM137 27V26H136ZM143 27V26H142ZM154 27V26H153ZM167 27H169V26H167ZM183 27V26H182ZM182 27H180V28H182ZM205 27V26H204ZM211 27V26H210ZM219 27V26H218ZM230 27V26H229ZM240 27H241V25H240ZM27 28H28V26H27ZM39 28H40V26H39ZM116 28V27H115ZM126 28V27H125ZM132 28H133V25H132ZM175 28V27H174ZM184 28V27H183ZM206 28V27H205ZM227 28V27H226ZM234 28V27H233ZM233 28L231 29V30H233ZM236 28H238L237 26H236ZM264 28V27H263ZM21 29V28H20ZM37 29H38V27H37ZM44 29H46L45 27H44ZM136 29V28H135ZM139 29H141V28H139ZM169 29H170V27H169ZM177 29H179L178 27H177ZM185 29V28H184ZM187 30L189 29V28H186ZM186 29L183 31V32H185L186 31ZM202 29V28H201ZM219 29H220V27H219ZM243 29V28H242ZM251 29V28H250ZM3 30V31H4ZM29 29H27V31H28ZM43 30V29H42ZM107 30V29H106ZM112 30V29H111ZM110 30V31H111ZM130 30H132V29H130ZM158 30V29H157ZM164 30H166V29H164ZM175 30H176V28H175ZM183 30V29H182ZM208 30V29H207ZM206 30V31H207ZM216 30V29H215ZM240 30V29H239ZM248 30H249V27H248ZM7 31V30H6ZM44 31V30H43ZM109 31V30H108ZM155 31H156V29H155ZM162 31H163V29H162ZM166 31H168V30H166ZM174 31V30H173ZM199 31V30H198ZM225 31H226V29H225ZM224 31V32H225ZM234 31V30H233ZM244 31V30H243ZM117 32V31H116ZM119 32V31H118ZM150 32H151V30H150ZM182 32V33H183ZM200 32V31H199ZM203 32V31H202ZM208 32V31H207ZM206 32V33H207ZM220 32H222L221 30H220ZM235 32V31H234ZM240 32V31H239ZM4 34H5V31L3 32ZM11 33V32H10ZM18 33V32H17ZM25 33V32H24ZM32 33H34V32H32ZM106 33V32H105ZM115 33V32H114ZM138 33V32H137ZM140 33V32H139ZM144 33V32H143ZM149 33V32H148ZM158 33V32H157ZM172 33V32H171ZM171 33H169V34H171ZM175 33V32H174ZM173 33V35H176V34H174ZM203 33H205V32H203ZM217 33H219L218 31H217ZM217 33L216 34H214L215 36L217 35ZM236 33H238V32H236ZM244 33H247V31L246 32H244ZM261 33V32H260ZM263 33V32H262ZM0 34H2V33H0ZM13 34L15 35V36H17V34H15V32H13ZM29 35L28 33H25V35ZM35 34V33H34ZM120 34H121V32L119 33V36H120ZM126 34H128V33H126ZM135 34V33H134ZM181 33H179V35H180ZM192 34V33H191ZM190 34V35H191ZM194 34V33H193ZM202 34V33H201ZM21 35V34H20ZM108 35V34H107ZM110 35V34H109ZM117 35V34H116ZM145 35H146V33H145ZM160 35H162V34H160ZM165 34H163V36H164ZM200 35V34H199ZM225 35V34H224ZM229 35V34H228ZM244 35V34H243ZM1 36V35H0ZM6 36H7V34H6ZM10 36V35H9ZM12 36V35H11ZM23 35H21V37H22ZM111 36V35H110ZM113 36V35H112ZM111 36V37H112ZM118 36V35H117ZM122 36V35H121ZM124 36V35H123ZM136 36H138V35H136ZM166 36V35H165ZM169 35H167V37H168ZM181 36V35H180ZM187 36H189V34L187 35ZM218 36V35H217ZM231 36V35H230ZM234 36H236V34L234 35ZM249 36V35H248ZM4 36H3V34H2V37H0V38H3ZM8 37V36H7ZM26 37V36H25ZM24 36H23V38L22 39H24L25 38ZM31 37H33V36H30V38ZM38 37V36H37ZM41 37V36H40ZM40 37H38V38H40ZM46 37V38H47ZM130 37V36H129ZM128 37V38H129ZM132 37V36H131ZM151 37V36H150ZM150 37H147V38H150ZM153 37V36H152ZM171 37H172V35H171ZM175 37V36H174ZM212 37V36H211ZM214 37V36H213ZM212 37V38H213ZM241 37V36H240ZM4 38H6V37H4ZM17 38H18V36H17ZM27 38V37H26ZM25 38V39H26ZM37 38V39H38ZM118 38V37H117ZM139 38V37H138ZM177 38V37H176ZM175 38V39H176ZM196 38H198L197 36H196ZM201 39H202V37H200ZM219 38V36L217 37V39ZM232 38V37H231ZM249 38V37H248ZM12 39V38H11ZM18 39H20V37L18 38ZM41 39V38H40ZM40 39H38L37 41L39 42V40ZM43 39V38H42ZM48 39V38H47ZM114 39V38H113ZM174 39V38H173ZM204 39V38H203ZM210 39V38H209ZM208 39V40H209ZM214 39V38H213ZM221 39V38H220ZM224 39V38H223ZM228 39V38H227ZM234 39V38H233ZM256 39V38H255ZM263 39V38H262ZM4 40V39H3ZM13 40V39H12ZM15 40V39H14ZM13 40V41H14ZM28 40H30V39H28ZM28 40H26V41H28ZM33 41H34V39H32ZM44 40V39H43ZM49 40V39H48ZM109 40V39H108ZM129 40V39H128ZM131 40H133V39H131ZM139 40H141L140 38H139ZM143 40V39H142ZM161 40V39H160ZM172 40V39H171ZM196 40V39H195ZM235 40V39H234ZM234 40H233V42H234ZM242 40V39H241ZM252 40H253V38H252ZM261 40V39H260ZM4 41H6V40H4ZM19 41V40H18ZM17 41V42H18ZM31 41V40H30ZM45 41H46V39H45ZM50 41V40H49ZM110 41V40H109ZM149 41V40H148ZM155 41V40H154ZM180 41H181V39H180ZM185 40H183V42H184ZM187 41V40H186ZM192 41V40H191ZM203 41V40H202ZM206 41H207V38H206ZM222 41V40H221ZM228 41V40H227ZM230 41H232V39L230 40ZM238 41V40H237ZM2 42V41H1ZM6 42H8V41H6ZM12 42V41H11ZM10 42V43H11ZM23 41H21L20 43H22ZM55 43V41H54V39H52L51 41H50V44H52V43ZM125 42H127V41H125ZM142 42V41H141ZM156 42V41H155ZM159 42V41H158ZM188 42V41H187ZM194 42V41H193ZM201 42V41H200ZM205 42V41H204ZM211 42V41H210ZM216 42V41H215ZM4 43V42H3ZM14 43V42H13ZM25 43V42H24ZM28 43V42H27ZM39 43H41V42H39ZM43 43V42H42ZM41 43V44H42ZM56 43H58V41L56 42ZM59 43H61V42H59ZM58 43V44H59ZM104 45H103V44ZM130 43V42H129ZM225 43V42H224ZM241 43V42H240ZM244 42H242V44H243ZM260 43V42H259ZM1 44V43H0ZM5 44V43H4ZM8 44V43H7ZM17 45H18V43H16ZM26 44V43H25ZM29 44L31 45V44H34L33 42L31 43V42H29ZM45 44H47V43H45ZM66 44H64L66 47L67 46H69V45H66ZM125 44V43H124ZM128 44V43H127ZM150 44H152V45H154L153 43H150ZM172 44V43H171ZM194 44V43H193ZM192 44V45H193ZM215 44V43H214ZM223 43H221V45H222ZM231 44V43H230ZM234 43H232V45H233ZM252 44H254V43H252ZM10 45V44H9ZM20 45H23V43L22 44H20ZM19 45V46H20ZM29 45V46H30ZM49 45V44H48ZM62 46V48H66V47H63V43L61 44ZM112 45V44H111ZM138 45V44H137ZM180 45V44H179ZM200 45V44H199ZM224 46H225V44H223ZM234 45H236V44H234ZM245 43H244V45H240V46H244L245 47ZM250 45V44H249ZM2 46H5V45H2ZM11 46V45H10ZM13 46H15V45H13ZM13 46H11V48L13 47ZM36 46H38V44L37 45H35V46H32L33 48H35ZM45 45L44 44H42V46L40 45V49H42L43 51H46L44 48ZM53 46V45H52ZM54 46H55V44H54ZM114 46H115V44H114ZM118 46H119V44H118ZM124 46V45H123ZM127 46V45H126ZM155 46V45H154ZM160 46V45H159ZM163 46V45H162ZM173 46V45H172ZM206 46V45H205ZM210 46H211V44H210ZM213 46H215L216 47V45H213ZM258 46H260V45H258ZM23 47H25V46H23ZM27 47V46H26ZM59 47V46H58ZM70 47V46H69ZM68 47V48H69ZM110 47V46H109ZM135 47V46H134ZM144 47V46H143ZM171 47V46H170ZM190 47V46H189ZM194 47V46H193ZM197 47V46H196ZM209 47V46H208ZM226 47H227V45H226ZM232 48L233 46H229V48ZM261 47V46H260ZM10 48V49H11ZM18 48V47H17ZM22 48V47H21ZM33 48H31L30 47V49H33ZM37 48V47H36ZM71 48V47H70ZM72 49L71 50V52L72 51H74L75 49ZM108 48V49H107ZM113 48V47H112ZM118 48V47H117ZM137 47H135V49H136ZM145 48V47H144ZM150 47L148 46V49H149ZM155 48V47H154ZM200 48V47H199ZM204 48V47H203ZM247 48V47H246ZM252 48H253V46H252ZM251 48V51L253 50ZM257 48V47H256ZM263 48V47H262ZM13 49V48H12ZM14 49H16L15 47H14ZM14 49H13V51H14ZM19 50H21L20 48H18ZM25 50H26V48H24ZM46 49H48V48H46ZM52 49V48H51ZM55 49V48H54ZM54 49H52L51 51V53H54L53 52V50ZM61 49V48H60ZM119 49V48H118ZM138 49V51H139V47L137 48ZM165 49V48H164ZM167 49H168V46H167ZM187 49V48H186ZM191 49V48H190ZM201 49V48H200ZM235 49V48H234ZM241 49V48H240ZM239 49V50H240ZM260 49V51H261V48H259ZM9 50V49H8ZM19 50H17V52L16 53H18V52H20ZM23 50V49H22ZM36 50V49H35ZM39 50V49H38ZM80 50V49H79ZM142 50V49H141ZM158 50V49H157ZM156 50V51H157ZM169 50V49H168ZM180 50V49H179ZM238 50V49H237ZM243 50H244V48H243ZM242 50V51H243ZM248 51H249V49H247ZM255 50V49H254ZM30 51H32V50H30ZM41 51V50H40ZM42 51V52H43ZM48 51H50L49 49H48ZM62 52H63V54H64V51L63 50H61ZM77 51V50H76ZM82 51V50H81ZM80 51V52H81ZM111 51H116L115 49L114 50H111ZM120 51V50H119ZM143 51V50H142ZM146 51V50H145ZM149 51V50H148ZM189 51V50H188ZM195 51V50H194ZM201 51H202V49H201ZM222 51V50H221ZM227 51V50H226ZM230 51V50H229ZM228 51V52H229ZM242 51H241V54H242ZM7 52V51H6ZM4 52V47H1L0 46V54H2V55H4V57H3V59H4V61H7L8 59H10L11 58V56H10V58H9V56H7V53H11V51H9V52ZM22 52V51H21ZM34 52H38V53H40L39 51H34ZM33 52V53H34ZM57 52V51H56ZM58 52H60V51H58ZM152 52H154V51H152ZM162 52H165V51H162ZM175 52V51H174ZM177 52V51H176ZM180 52V51H179ZM178 52V53H179ZM190 52V51H189ZM188 52V54H190ZM198 52V51H197ZM196 51L195 52H193V54H195V53H197ZM223 53H225L224 51H222ZM227 52V54H229ZM250 52V51H249ZM257 52V51H256ZM259 52V51H258ZM257 52V53H258ZM13 54H15V55H17L16 53H14V52H12ZM23 53L25 54L26 52H24L23 51ZM32 52H31V54H33ZM37 53V54H38ZM61 53V52H60ZM66 53V52H65ZM74 53V52H73ZM77 53V55H78V52H76ZM82 53V52H81ZM139 53V52H138ZM178 53L177 54H172V55H167V56H165L166 58H163V59H165L166 60V64L167 65H171V68H174V69H176L175 67H178V68H181L182 67V65H183V63L185 62V58H187V56L186 57H181L180 55H178ZM192 53V52H191ZM199 53H201V52H199ZM237 53H238V51H237ZM251 53V56H252V52H250ZM27 55L29 54V53H26ZM41 54V53H40ZM43 54V53H42ZM55 54V53H54ZM53 54V55H54ZM58 54V53H57ZM62 54V55H63ZM66 54H68V55H66ZM65 55L66 56H70V54L71 53H66ZM115 54H116V52L114 53V56H115ZM167 54V53H166ZM165 54V55H166ZM181 54V53H180ZM185 54V53H184ZM187 54V53H186ZM187 54V55H188ZM193 54L191 55L192 57H194L193 56ZM235 54V53H234ZM248 54V53H247ZM259 54V53H258ZM6 55V56H5ZM9 55V54H8ZM11 55V54H10ZM19 55V54H18ZM21 55V54H20ZM35 55V54H34ZM39 55V54H38ZM37 55V56H38ZM43 55H45V57H46V54H45V52H44V54ZM52 55V54H51ZM52 55V56H53ZM59 55H61V54H59ZM58 55V56H59ZM61 55V56H62ZM64 55V56H65ZM80 54H79V56H81ZM108 55V54H107ZM161 55V54H160ZM164 55V54H163ZM182 55V54H181ZM249 55V54H248ZM14 56V55H13ZM13 56H12V58H13ZM21 56H23V55H21ZM30 56H32V55H28V57H30ZM60 56V57H61ZM64 56H62V57H64ZM73 56V55H72ZM110 56H111V54H110ZM113 56V55H112ZM141 56V55H140ZM140 56H138V58L140 57ZM153 56V55H152ZM202 56V55H201ZM225 56H228V55H224V57ZM233 56V55H232ZM240 56V55H239ZM238 55H237V58L239 57ZM242 56V55H241ZM247 56V55H246ZM245 56V58H248V56L246 57ZM258 56H260V55H258ZM18 57H20V56H17V61L16 60H14L15 62H17V63H22L21 62V59L23 58H21V59H19ZM33 57V56H32ZM35 57V56H34ZM34 57H33V59H31V61H30V63H32L33 65H34V63L33 62H35V61H37V60H34ZM39 57V56H38ZM41 57H43L42 55H41ZM54 57V56H53ZM53 57H52V59H53ZM103 57V58H102ZM109 57V56H108ZM130 57V56H129ZM128 57V58H129ZM164 57V56H163ZM229 57V56H228ZM228 57H225V58H228ZM26 58H27V56H26ZM26 58H25V60H26ZM44 58V57H43ZM42 58V59H43ZM51 58V57H50ZM107 58V57H106ZM105 58V59H106ZM123 58H124V56H123ZM127 58V59H128ZM133 58V57H132ZM138 58H137V60H138ZM144 58V57H143ZM150 58V57H149ZM189 58V57H188ZM187 58V59H188ZM195 58V57H194ZM198 58V57H197ZM233 58V57H232ZM252 58H254V57H252ZM251 58V59H252ZM259 58V57H258ZM261 58H263V55L261 56ZM0 59H2V58H0ZM2 59V60H3ZM14 59V58H13ZM13 59H12V61H13ZM28 59H30V58H28ZM35 59H39V58H35ZM45 59H47V58H45ZM45 59H43V60H45ZM67 59V58H66ZM66 59H64V60H66ZM104 59V60H105ZM112 59V58H111ZM124 59H126V58H124ZM126 59V60H127ZM146 59V58H145ZM151 59H152V57H151ZM200 59H202V58H200ZM200 59L198 58V60L200 61ZM240 59V58H239ZM243 59H244V57H243ZM49 60V59H48ZM47 60V61H48ZM54 60V59H53ZM64 60H63V62H64ZM103 60V61H104ZM107 60V59H106ZM110 60V59H109ZM113 60V59H112ZM156 59H154V61H155ZM159 60H162V58H159ZM227 60V59H226ZM229 60V59H228ZM256 60V59H255ZM255 60H252V62L250 61V60H248V61H250L251 63H253V61H255ZM22 61H23V59H22ZM29 61V60H28ZM46 61V62H47ZM51 61V59L49 60V62ZM56 61V59L53 61V62H55ZM62 61V60H61ZM108 61V60H107ZM129 61V60H128ZM130 61H132V60H130ZM129 61V62H130ZM153 61V60H152ZM153 61V62H154ZM158 61V60H157ZM193 61H195V60H193ZM229 61H232V60H229ZM236 61V60H235ZM257 61V60H256ZM2 62V61H1ZM8 62V61H7ZM41 62V61H40ZM44 62V61H43ZM42 62V63H43ZM49 62H47V63H49ZM60 62V61H59ZM62 62V63H63ZM66 62H68V61H66ZM125 62V61H124ZM127 62V61H126ZM145 62H146V60H145ZM160 63H161V61H159ZM164 62V61H163ZM9 63V62H8ZM12 63V62H11ZM30 63H26L27 64V66H30ZM36 63V62H35ZM38 63V62H37ZM45 63V62H44ZM52 63V62H51ZM103 63V62H102ZM106 63V62H105ZM104 63V64H105ZM113 63V62H112ZM114 63H115V61H114ZM120 63V62H119ZM149 63V62H148ZM190 63H192V62H190ZM196 63H198V62H196ZM230 63V62H229ZM232 63H234V62H232ZM231 63V64H232ZM237 63H238V61H237ZM255 63V62H254ZM258 63V62H257ZM2 64V63H1ZM50 64V63H49ZM64 64H65V62H64ZM67 64V63H66ZM71 64H69V65H71ZM109 64V63H108ZM107 63L105 64V65H100V67H98V68H100L101 70L102 69H105L106 68V66L108 65ZM116 64V63H115ZM121 64H122V62H121ZM128 64V63H127ZM133 64H135V63H133ZM145 64V63H144ZM143 64V65H144ZM154 64V63H153ZM194 63H192V65H193ZM226 64V63H225ZM231 64H230V66H228V67H232L231 66ZM240 64V63H239ZM241 64H243V63H241ZM244 64H245V59H244ZM243 64V65H244ZM247 64V63H246ZM5 67V70H3V69H1V74L3 75V78L2 79H0V118L1 117H7V115H8V113H12V112H14V111H16L17 112V109H18V107H19V111H20V113L22 114L23 113V108L25 107V106H23L24 104H26V103H28V102H25V101H21L20 100V97L19 98H12V100H6L5 98H3L2 96H1V93L2 94H6V92H8L9 93V89H12L11 91H13V93H14V91H15V89L16 88H18V86L19 85H21V83H22V85H23V79H22V81L21 80H19V79H17V81H16V79H15V77L18 75V74H16V72L18 73V68L16 69L15 68V66H12V67H9L10 69L8 70V64L6 63H4L3 64ZM10 65V64H9ZM19 65V64H18ZM22 66H24L25 64H21ZM20 65V66H21ZM38 65H39V63H38ZM37 65V66H38ZM41 65V64H40ZM39 65V66H40ZM47 67H49V66H53L52 64L51 65H47V64H45ZM55 65V67H58L56 64H54ZM63 65V64H62ZM62 65H60V66H62ZM132 65V64H131ZM146 65V64H145ZM155 65V64H154ZM166 65V66H167ZM206 65V64H205ZM249 65V64H248ZM247 65V66H248ZM252 65V64H251ZM261 65V64H260ZM1 66V65H0ZM16 66H17V64H16ZM36 66V65H35ZM44 66V65H43ZM68 66V65H67ZM130 66V65H129ZM129 66H127L128 68H129ZM138 66H141V65H138ZM147 66V65H146ZM153 65H151V67H152ZM162 66H163V64H162ZM186 66V65H185ZM184 66V67H185ZM236 66V65H235ZM242 66V65H241ZM256 66H258V65H256ZM14 67V68H13ZM18 67V66H17ZM46 67V68H47ZM55 67H53V70L54 71H56V68ZM63 67V66H62ZM62 67H58L59 68V71H58V69H57V71L58 72H61V71H63L64 69H62ZM65 67V66H64ZM70 67V66H69ZM108 67L110 68V66L108 65ZM114 67H117V69L119 68V67H121L120 65H114ZM113 67V68H114ZM123 67V66H122ZM132 66H130V68H131ZM136 67V66H135ZM148 67H149V65H148ZM148 67H142L143 69L144 68H148ZM154 67V66H153ZM183 67V68H184ZM191 67H193V66H191ZM190 67V69H192ZM195 67V66H194ZM201 68H202V65L200 66ZM250 67V66H249ZM252 67V66H251ZM255 67V66H254ZM259 67V66H258ZM264 67V66H263ZM1 68H2V66H1ZM20 68V67H19ZM31 68V70L30 71H33L35 68L34 67H30ZM30 68H28L27 67V69H30ZM32 68H34V69H32ZM37 69H38V67H36ZM39 68H41V67H39ZM43 68V67H42ZM41 68V69H42ZM108 68V69H109ZM138 68V67H137ZM140 69H141V67H139ZM150 68V67H149ZM159 68V67H158ZM157 68V69H158ZM165 68V67H164ZM164 68H163V70H164ZM168 68V67H167ZM170 68V69H171ZM199 68V67H198ZM197 67L195 68V70L196 69H198ZM205 69H206V67H204ZM226 68V67H225ZM234 68V67H233ZM240 68V67H239ZM238 68V70L237 71H240L241 72V70ZM45 69V68H44ZM43 69V70H44ZM47 69H49V68H47ZM72 69V70H73ZM111 69H112V67H111ZM122 69V68H121ZM124 69H126V67L124 68ZM134 68H131V70H133ZM151 69V68H150ZM161 69V68H160ZM174 69H173V71H174ZM185 69V68H184ZM183 69V70H184ZM188 69V68H187ZM227 69H231V68H227ZM226 69V70H227ZM236 69H237V67H236ZM245 69V68H244ZM22 70H23V68H22ZM68 70H70V69H67V71ZM105 70H107V69H105ZM104 70V71H105ZM110 70V69H109ZM139 70V69H138ZM137 69L135 70V71H138ZM172 70V69H171ZM180 70V69H179ZM186 70V69H185ZM201 70V69H200ZM204 70V69H203ZM248 70V69H247ZM251 70V69H250ZM255 70H256V68H255ZM30 71H27L26 70V72H23L25 75H24V80H25V83H27V85L28 86H31L32 87V90H33V92H37L38 93V91L36 90L37 88L36 87H34L33 88V84H34V82L36 81V79L38 80V78L36 77V79L34 80V78L31 76V74L32 73H34L35 72V70H34V72H31V74H30ZM42 70H40V71H38V72H41ZM45 71H47L46 69H45ZM54 71H47V72H52L54 75H55V73H56V75L55 76H57V72H55L54 73ZM66 71V72H67ZM113 71H115L114 69H113ZM117 71V70H116ZM134 71V70H133ZM134 71V73H136L137 74V72H135ZM144 71H145V69H144ZM161 70H159V72H160ZM172 71V72H173ZM176 71V70H175ZM193 71V70H192ZM230 71H232V69L230 70ZM257 71V70H256ZM262 71V70H261ZM37 72V71H36ZM35 72V73H36ZM44 72V71H43ZM100 71H98V73H99ZM109 72V71H108ZM112 74H113V72H112V70L110 71ZM124 72H126V70L124 71ZM130 72V69H129V71L127 72L128 74H130L129 73ZM139 72V71H138ZM158 72V73H159ZM164 72H166V71H164ZM169 72H170V70H169ZM183 72V71H182ZM187 72V71H186ZM186 72H184V73H186ZM189 72V71H188ZM194 72V71H193ZM192 72V73H193ZM197 72V71H196ZM199 72V71H198ZM218 72V71H217ZM235 73H236V71H234ZM242 72H243V70H242ZM253 72H255V71H253ZM264 72V71H263ZM262 72V73H263ZM46 73V72H45ZM44 73V74H45ZM69 73V74H70ZM79 73H80V75H79ZM91 73V72H90ZM93 73V72H92ZM97 73V74H98ZM101 73L103 74V72L101 71ZM114 73H116V72H114ZM140 74H141V71L139 72ZM138 73V74H139ZM142 73H144V72H142ZM145 73H147V70L145 71ZM144 73V74H145ZM163 73V72H162ZM168 72H166L165 74H167ZM219 73V72H218ZM244 73H247V72H245L244 71ZM249 73V72H248ZM258 73H260V71L258 72ZM20 75H21V73H19ZM30 74V75H29ZM38 74V73H37ZM53 74H52V76H53ZM105 74H107L106 72H105ZM104 74V75H105ZM120 74V73H119ZM126 74V73H125ZM127 74V75H128ZM135 74V75H136ZM139 74V75H140ZM161 74V73H160ZM164 74V73H163ZM173 74V73H172ZM175 74H177V73H175ZM243 74V73H242ZM256 74V73H255ZM23 75V74H22ZM21 75V76H22ZM40 76H42L41 74H39ZM88 75H89V73L85 76L86 78H88L89 79V77H88ZM91 76L93 75V74H90ZM108 75V74H107ZM106 75V76H107ZM134 74H133V76H135ZM143 75V74H142ZM149 75H151V74H149ZM156 75H158V74H156ZM168 75V74H167ZM174 75V74H173ZM217 75V74H216ZM223 75V74H222ZM230 75V74H229ZM235 75V74H234ZM264 75V74H263ZM262 75V76H263ZM36 76H38V75H36ZM45 76H46V74H45ZM48 76H49V74H48ZM47 76V77H48ZM93 76H96V75H93ZM114 76V75H113ZM146 76H148L147 74H146ZM162 76V74L160 75V77ZM164 76V75H163ZM162 76V77H163ZM170 76V74L168 75V76H166V77H169ZM177 77H179L178 76V74L176 75ZM183 76V75H182ZM185 76H187V75H185ZM219 76H221V75H218V77ZM231 76V75H230ZM236 76V75H235ZM243 76V75H242ZM241 76V77H242ZM35 77V76H34ZM39 77V76H38ZM46 77V78H47ZM84 77V78H85ZM153 77V76H152ZM156 77V76H155ZM158 77V78H157ZM156 78L158 79V81L160 80L159 79V75L157 76ZM165 77V78H166ZM176 77V78H177ZM224 77V76H223ZM233 76H231L230 78H232ZM237 77V76H236ZM244 77V76H243ZM242 77V78H243ZM247 77V76H246ZM1 78V77H0ZM22 78V77H21ZM45 78V79H46ZM70 78V79H69ZM93 78V77H92ZM101 78H102V76H101ZM101 78H98V80L99 79H101ZM105 78V77H104ZM111 78V77H110ZM126 78H128V79H126ZM142 78H143V76H142ZM173 77H171L170 76V80L172 79ZM176 78H174V80H176ZM180 78H181V76H180ZM250 78V77H249ZM249 78H247V79H249ZM259 78H261V76L259 77ZM258 78V79H259ZM262 78H264V76L262 77ZM108 79V78H107ZM112 79H114V78H112ZM111 79V80H112ZM149 79V78H148ZM153 79V78H152ZM228 79V78H227ZM252 79H254V81L252 80ZM251 80L253 81V82H255V81H258V79L257 80H255L256 79V76H255V78H252ZM48 80V79H47ZM89 80H91V79H89ZM94 80V79H93ZM96 80V79H95ZM104 80H106V78L105 79H102V82H104ZM110 80V79H109ZM108 80V81H109ZM116 80H117V78H116ZM119 80V79H118ZM233 80H235V78H233ZM240 80H242V79H240ZM250 80V82H252ZM39 81H40V79H39ZM42 81V80H41ZM45 81V80H44ZM61 81V80H60ZM84 81H85V79H84ZM88 80L86 79V81H85V83L87 82ZM108 81H107V84L106 85H108ZM113 81H110L111 83L113 82ZM141 81H143L142 79H141ZM164 81H165V79H164ZM173 81V80H172ZM192 81V80H191ZM231 81V80H230ZM43 82V81H42ZM97 82V81H96ZM109 82V83H110ZM119 82V83H120ZM132 82H134V79H133V81ZM137 82L138 81H136V85H137ZM145 81H143V83H144ZM190 82V81H189ZM188 82V83H189ZM234 82V81H233ZM233 82L231 83V82H229V85H230V83L233 85ZM241 82V81H240ZM246 82V81H245ZM248 82V81H247ZM245 83L246 85L248 84V83ZM259 83L261 82V80L260 81H258ZM24 83V84H25ZM36 83V82H35ZM40 84H42L41 82H39ZM39 83H36V84H39ZM73 83V82H72ZM95 83V82H94ZM135 83V82H134ZM133 83V84H134ZM142 82L140 83V85L142 84L143 86L145 85V84H143ZM146 83V82H145ZM147 83H149V82H147ZM167 84H168V82H166ZM187 83V82H186ZM220 83H222V82H220ZM227 83V82H226ZM257 82H255V85H257L256 84ZM89 84V83H88ZM91 84V83H90ZM89 84V85H90ZM96 84V83H95ZM101 84V83H100ZM113 84V83H112ZM111 84V85H112ZM132 84V83H131ZM130 84V85H131ZM133 84L131 85V87L133 88ZM138 84H139V82H138ZM158 84V83H157ZM163 84V83H162ZM161 84V86H163ZM192 84V83H191ZM236 84V83H235ZM235 84H234V88H235ZM244 84V85H245ZM254 84V83H253ZM262 85L264 84V81H263V83H261ZM26 85V84H25ZM25 85H23V86H25ZM26 85V86H27ZM33 85V86H32ZM43 85H44V82H43ZM97 85H99L98 83L94 86V90L95 89H97ZM105 85V84H104ZM117 85V86H118ZM126 85V86H125ZM136 85H134V86H136ZM148 85V84H147ZM159 85H160V83H159ZM192 85H194V84H192ZM218 85H221V84H219V80H218ZM226 85H228V83L226 84ZM249 85H250V83H249ZM259 85V84H258ZM37 86V85H36ZM38 86H40V85H38ZM86 86H88V85H86ZM85 86V87H86ZM109 87H110V84L108 85ZM113 86V85H112ZM111 86V87H112ZM122 86V87H121ZM142 86V87H143ZM150 86V85H149ZM157 86V85H156ZM30 87V88H31ZM40 87H42V86H40ZM96 87V88H95ZM102 87H104V86H102ZM102 87H101V89H102ZM110 87V88H111ZM137 87V86H136ZM139 87V86H138ZM159 87V86H158ZM157 87V88H158ZM167 87V86H163V89H161V90H164L165 88ZM173 87V86H172ZM188 87V86H187ZM195 87V86H194ZM224 87H225V85H224ZM228 87V86H227ZM232 87V86H231ZM230 87V88H231ZM236 87H239V85H236ZM250 87V86H249ZM264 87V86H263ZM22 88H24V90H23V92H22V94H24V91L26 92V90H25V88L26 87H22ZM87 88V87H86ZM114 88V87H113ZM129 88H130V86H129ZM131 88V90H133ZM135 88V87H134ZM140 88V87H139ZM138 88V89H139ZM147 88V87H146ZM152 88V87H151ZM150 88V89H151ZM162 88V87H161ZM168 88V87H167ZM175 88H177L176 86H175ZM179 88H181V87H179ZM186 88V87H185ZM223 88V87H222ZM226 88V87H225ZM242 88V87H241ZM245 88V87H244ZM244 88H242V90L244 89ZM263 89L262 88V86L260 87L259 86V89ZM39 89V88H38ZM42 89V88H41ZM41 89H39L40 91H39V93L42 91ZM104 89V91L106 90L105 89V87L103 88ZM109 89V88H108ZM114 89H116V88H114ZM149 89V88H148ZM147 89V90H148ZM153 89V88H152ZM172 89V92H174L173 91V88H171ZM193 89V88H192ZM197 89V88H196ZM228 89V88H227ZM226 89V90H227ZM232 89V88H231ZM255 89V88H254ZM19 90V89H18ZM32 90H30V91H32ZM45 90V89H44ZM87 90V89H86ZM88 90H90V89H88ZM126 90H128V89H126ZM135 90V89H134ZM146 90V91H147ZM160 90V89H159ZM168 90V89H167ZM166 90V91H167ZM170 90V89H169ZM168 90V92H169V94H171L170 93V91ZM223 90V89H222ZM225 90V89H224ZM225 90V91H226ZM233 90V89H232ZM249 90H251V87H250V89H248L247 91H249ZM21 91H22V89H21ZM20 91V92H21ZM91 91H92V89H91ZM99 91V90H98ZM141 91V90H140ZM140 91H139V93H140ZM144 90H142V92H143ZM146 91H144L145 92V95H147L146 93ZM149 91V90H148ZM157 91V90H156ZM155 91V92H156ZM175 91H176V89H175ZM221 91V90H220ZM219 91V92H220ZM225 91H222V93L224 92L225 93ZM236 91H239V90H237L236 89ZM246 91V92H247ZM259 91H261V90H259ZM3 92H5V93H3ZM18 92V91H17ZM43 92V91H42ZM153 92L152 91V95L149 93V96H151V97H153V93L154 94H156V95H158V93L159 92ZM167 92V93H168ZM183 92V91H182ZM198 92V91H197ZM217 93H219L218 91H216ZM231 94L233 93V92H235V90L233 91V92H231V91H229ZM229 92H228V90H227V93L229 94ZM240 92V91H239ZM245 92V91H244ZM243 92V93H244ZM250 92V91H249ZM19 93V92H18ZM17 93V94H18ZM27 93V92H26ZM30 93V92H29ZM35 93H33V94H35ZM38 93V94H39ZM47 93V92H46ZM138 93V92H137ZM188 93V92H187ZM218 94V97H219V95L220 96H222V95H224V94ZM243 93H241L242 95L241 96H244L245 97V95H243ZM250 93H252V92H250ZM260 93H262L263 94V92H260ZM16 94V93H15ZM38 94H35V95H37L38 96ZM48 94V95H49ZM164 94V93H163ZM181 94V93H180ZM192 94V93H191ZM216 94V93H215ZM237 94V93H236ZM245 94V93H244ZM261 94V95H262ZM8 95V94H7ZM51 95H50V97H51ZM140 95V94H139ZM142 95H143V93H142ZM141 95V96H142ZM167 94H165V97H168V96H166ZM174 95H175V92H174ZM183 95V94H182ZM187 95V94H186ZM198 95V94H197ZM213 95H214V93H213ZM240 94L238 93V95H235V98H237V96H239ZM254 95V94H253ZM258 95H259V93H258ZM9 96V95H8ZM16 96V95H15ZM26 96H28V93L26 94ZM40 96V95H39ZM39 96H38V98H39ZM177 96H179V95H177ZM247 96V95H246ZM249 96V95H248ZM260 96V95H259ZM259 96L257 97V94H256V97L257 98H259ZM11 97V96H10ZM14 97V96H13ZM31 97H33V96H31ZM47 97V96H46ZM55 97V96H54ZM57 97V98H58ZM62 97V98H63ZM112 97H115V98H113L112 99ZM116 97H118V98H116ZM123 97V98H122ZM136 97V96H135ZM172 97V96H171ZM174 97V96H173ZM172 97V98H173ZM176 97V96H175ZM188 97V96H187ZM197 97V100H198V96H196ZM217 97V98H218ZM223 97V96H222ZM226 97H229V95H227ZM234 97V96H233ZM250 97H251V95H250ZM256 97H254V99L256 98ZM41 99H42V97H40ZM57 98L55 99V101H58L57 100ZM60 98V100H61V97H59ZM111 98V99H110ZM141 99H142V97H140ZM154 98V97H153ZM152 98V99H153ZM160 98V97H159ZM163 98H164V96H163ZM191 98H194V96L192 97L191 96ZM200 98V97H199ZM230 98V97H229ZM229 98H228V101H230L229 100ZM232 98V97H231ZM235 98H233V99H235ZM239 98V97H238ZM237 98V99H238ZM249 98V97H248ZM264 98V97H263ZM9 99H11V98H9ZM40 99V100H41ZM158 99V98H157ZM161 99V98H160ZM240 99V98H239ZM241 99H243L244 100V98H241ZM253 99V98H252ZM48 100H49V98H48ZM51 100V99H50ZM54 100V99H53ZM58 101V102H60V103H62L61 101ZM137 100V99H136ZM155 100V99H154ZM167 100V99H166ZM169 100V99H168ZM170 100H172V99H170ZM175 100H177V98L175 99ZM184 100V99H183ZM193 100V99H192ZM196 100V99H195ZM194 100V101H195ZM196 100V101H197ZM203 100V99H202ZM202 100H200V101H202ZM204 100H205V98H204ZM209 100V99H208ZM211 100V99H210ZM226 100V99H225ZM261 100V99H260ZM2 101V102H1ZM41 101H43V100H41ZM199 101V102H200ZM212 101V100H211ZM240 101V100H239ZM246 101V100H245ZM257 101H258V99H257ZM40 102V101H39ZM50 102V101H49ZM49 102H47L46 101V104L43 106V107H45L46 108V105H48V103ZM70 102V103H69ZM153 102V101H152ZM178 102V101H177ZM186 102V101H185ZM203 102V101H202ZM205 102H206V100H205ZM215 102V101H214ZM218 102H220V101H218ZM223 102V101H222ZM235 102V101H234ZM234 102H231L232 103V105H234ZM253 102V101H252ZM255 102V101H254ZM253 102V103H254ZM260 102H262V100L260 101ZM259 102V103H260ZM34 103H35V101H34ZM37 103V102H36ZM40 103H42V102H40ZM51 103V102H50ZM57 103V102H56ZM73 103V102H72ZM148 103V102H147ZM154 103V102H153ZM157 103H158V101H157ZM156 103V104H157ZM161 103H162V101H161ZM171 103H172V101H171ZM180 103V102H179ZM179 103H176V105L177 104H179ZM183 103V102H182ZM194 103H197V102H194ZM230 103V102H229ZM228 103V105H230ZM253 103H248V104H250L249 106L250 107H248V111H250L251 109V106L253 105ZM258 103V102H257ZM77 104H79V103H77ZM150 104V102L148 103V105ZM156 104H154L155 106H156ZM168 104V102L166 103V105ZM174 104H175V102H174ZM190 104V103H189ZM188 104V105H189ZM203 104H204V102H203ZM224 104V103H223ZM227 104V103H226ZM225 104V105H226ZM33 105V104H32ZM36 105V104H35ZM40 104L38 103V106H39ZM64 105H65V103H64ZM63 105V106H64ZM76 105V104H75ZM151 105V104H150ZM158 105V104H157ZM161 105H163V103L161 104ZM172 105V104H171ZM170 105V103H169V105H168V110H169V107L171 106ZM187 105V104H186ZM188 105H187V108H188ZM227 105V106H228ZM255 105V104H254ZM262 105H263V103H261V107H262ZM18 106V107H17ZM27 106V105H26ZM41 106H42V104H41ZM41 106H40V108H41ZM57 106V105H56ZM55 106V107H56ZM63 106H62V108H63ZM152 106H153V104H152ZM152 106H149L148 108L150 109V107L151 108H155V106L154 107H152ZM190 106V108L192 107L191 106V104L189 105ZM193 106H195V104L193 105ZM214 106H215V104H214ZM214 106H213V108H214ZM231 106V105H230ZM259 106V105H258ZM257 106V107H258ZM259 106V107H260ZM32 107V106H31ZM71 106H69L68 108H65V112L64 111H62L61 110V112H63V114H65V115H69V116H64L63 115V117H66L65 119H66V121H67V118L69 119V120H71V119H73V123L72 122H70V121H68L69 123H72V126H74V123L76 122L77 123V121H75L74 120V118L75 117H77V118H75V119H78V116H76V113H78L77 111H75V110H73V108L71 109L70 108ZM157 107V106H156ZM160 107V106H159ZM158 107V108H159ZM164 107V106H163ZM184 107H185V105H184ZM212 107V106H211ZM216 107V106H215ZM218 107V106H217ZM237 107H238V105H237ZM244 107H245V105H244ZM244 107L242 106V109H244ZM255 107V106H254ZM263 107H264V105H263ZM262 107V108H263ZM48 108V107H47ZM52 108H54V106L52 107ZM61 108V109H62ZM76 108V107H75ZM89 108H94L93 110H91V111H93L94 113H89L87 110L89 109ZM162 108V106L160 107V110H163V109H161ZM175 108V107H174ZM183 108V107H182ZM181 108V109H182ZM202 108H203V106H202ZM207 108H208V105H207ZM228 108V107H227ZM227 108H225V109H227ZM230 108H232V107H230ZM246 108V107H245ZM30 109V108H29ZM38 109V108H37ZM37 109H35V111L37 110ZM149 109H147V110H149ZM172 109H173V107H172ZM210 109V108H209ZM216 109L217 108H214V110L216 111ZM229 109V108H228ZM236 109H238V108H236ZM239 109H241V107L239 108ZM250 109V110H249ZM254 109V108H253ZM26 110V109H25ZM34 110V109H33ZM39 110V109H38ZM41 110V109H40ZM43 110V109H42ZM51 110V109H50ZM95 110V111H94ZM170 110H171V107H170ZM194 110V109H193ZM197 109H195L194 111H196ZM199 110V109H198ZM197 110V111H198ZM207 110V109H206ZM205 110V111H206ZM211 110H212V108H211ZM220 110V109H219ZM264 109H261V112L263 111ZM27 111V110H26ZM29 111V110H28ZM35 111H33V112H35ZM153 111V110H152ZM172 111V110H171ZM183 111V110H182ZM213 111V110H212ZM229 111V110H228ZM233 111V110H232ZM242 111V110H241ZM255 111H257L256 109H255ZM31 112V111H30ZM29 112V113H30ZM119 112V114L116 116V118L115 119H112V120H107L106 118H108L109 117V114H116V113H118ZM154 112V111H153ZM161 112V111H160ZM165 111L163 110V112H162V114L164 113ZM231 111H229L228 113H230ZM235 112V111H234ZM234 112L232 113L233 115H234ZM251 112V111H250ZM249 112V113H250ZM40 113V112H39ZM38 113V114H39ZM58 113V112H57ZM147 113V114H146ZM173 113V112H172ZM187 114H188V112H186ZM189 113H190V111H189ZM192 114H191V116H193V113L194 112H191ZM198 112H196V114H197ZM206 113V112H205ZM224 114L225 113H227L226 111L225 112H223ZM237 113H239V114H241L240 112H237ZM255 113H258L257 115H254V117H259L258 119L259 120H257V118H254L255 120H257L258 121V123L260 124V126L262 125L263 127H264V117H263V115L259 112V110H258V112H255ZM254 113V114H255ZM17 114V113H16ZM26 114V113H25ZM31 114V113H30ZM42 114V113H41ZM44 114V113H43ZM97 114H99V116L97 115ZM166 114V113H165ZM202 114H203V112H202ZM209 114V113H208ZM231 114V113H230ZM232 114H231V116H232ZM236 114V113H235ZM238 114V115H239ZM40 115V114H39ZM50 115V114H49ZM60 115V114H59ZM58 115V116H59ZM182 115H183V112H182ZM182 115H180V116H182ZM206 115V114H205ZM219 115V114H218ZM218 115H217V117H218ZM243 115H244V113H243ZM246 115V114H245ZM244 115V116H245ZM15 116H17V115H15ZM35 116H37V115H35ZM48 116V115H47ZM57 116V115H56ZM57 116V117H58ZM72 116H73V118H72ZM161 117H163L162 115H160ZM195 116V115H194ZM220 116H222V115H220ZM228 116H229V114H228ZM227 116V117H228ZM237 116V115H236ZM236 116H235V118H236ZM11 117V116H10ZM23 117V116H22ZM31 117V116H30ZM38 117V116H37ZM39 117H42V116H39ZM49 117V116H48ZM52 117V116H51ZM51 117H49V118H51ZM55 117V116H54ZM63 117H61V118H63ZM110 117H111V115H110ZM120 118V120H118L119 118ZM175 117V116H174ZM187 117V116H186ZM189 117V116H188ZM199 117H200V115H198L197 114V117H195V118H197L198 120H199ZM203 117V116H202ZM224 117V116H223ZM223 117H221L222 119H224ZM234 117V116H233ZM247 117V116H246ZM13 118V117H12ZM45 118H46V116H45ZM53 118V117H52ZM59 118V117H58ZM71 118V119H70ZM167 118V117H166ZM171 118V117H170ZM170 118H169V116H168V119L170 120ZM194 118V117H193ZM204 118V117H203ZM216 118V117H215ZM232 118V117H231ZM243 118V117H242ZM249 118H252V117H250V114H249ZM30 119V118H29ZM44 119V118H43ZM56 119V118H55ZM54 119V120H55ZM161 119V118H160ZM188 118H186V120H187ZM191 119V118H190ZM197 119H195V121L197 120ZM206 119V118H205ZM204 119V120H205ZM218 119H220V118H218ZM217 119V120H218ZM221 119V120H222ZM225 119H226V117H225ZM225 119L223 120L224 122H225ZM240 119H241V117H240ZM243 119H245V118H243ZM243 119L242 120H240V122L241 121H243ZM253 119V118H252ZM0 120H2V121H6V120H3V118L2 119H0ZM17 120V119H16ZM36 120V119H35ZM34 120V121H35ZM46 119H44V121H45ZM48 120V122L50 121L49 119H47ZM46 120V121H47ZM162 120H166V119H161V121ZM183 120V119H182ZM185 120V121H186ZM194 119H192L191 121H193ZM216 120V121H217ZM220 120V121H221ZM232 120H233V118H232ZM237 120V119H236ZM255 120H254V123H255ZM20 121H22V120H20ZM28 121V120H27ZM32 121V120H31ZM37 121H38V119H37ZM36 121V122H37ZM41 121V120H40ZM40 121H38V122H40ZM43 121V122H44ZM51 121H53V120H51ZM57 121V120H56ZM64 121V120H63ZM106 121V122H105ZM161 121H159V123L161 122ZM163 121V122H164ZM168 121V120H167ZM172 121V119L170 120V122ZM189 121V120H188ZM220 121H218V123H220ZM238 121H239V119H238ZM8 122V121H7ZM9 122H11L10 120H9ZM29 122V121H28ZM58 122V121H57ZM175 122V121H174ZM183 122V121H182ZM190 122V121H189ZM198 123H199V121H197ZM204 122V121H203ZM213 122V121H212ZM247 122H249V121H247ZM251 122V121H250ZM32 123V122H31ZM34 123V122H33ZM45 123V122H44ZM53 123H54V121H53ZM56 123V122H55ZM59 123H61V122H59ZM65 123V122H64ZM69 123H68V125H69ZM168 123H169V121H168ZM167 123V124H168ZM173 123V122H172ZM192 123V122H191ZM190 123V124H191ZM196 123V122H195ZM217 123V124H218ZM223 123V122H222ZM230 123V122H229ZM237 124H238V122H236ZM254 123H251L252 125H254ZM257 123V122H256ZM0 124H1V122H0ZM42 124V123H41ZM51 124V123H50ZM66 125H67V123H65ZM164 124V123H163ZM163 124H161L160 126H162ZM166 124V123H165ZM164 124V125H165ZM178 124H180V123H178ZM177 124V125H178ZM187 125H188V123H186ZM186 124H185V126H186ZM193 124V123H192ZM191 124V125H192ZM197 124V123H196ZM221 124V123H220ZM226 124V123H225ZM232 124V123H231ZM243 124H244V122L241 124V127L243 126ZM259 124H255L256 126L257 125H259ZM10 125H11V123H10ZM9 125V128L11 129V126ZM45 125V124H44ZM53 125L54 124H51L50 126H47V127H50L51 128V126L53 127ZM67 125V126H68ZM169 125H170V123H169ZM168 125V126H169ZM172 125V124H171ZM170 125V126H171ZM181 125V124H180ZM222 125H224V124H222ZM222 125L220 126V127H222ZM234 125V124H233ZM240 125V124H239ZM238 125V126H239ZM251 125V126H252ZM8 126V125H7ZM5 127V124H4V128L6 129V131H7V129H8V127ZM16 126V125H15ZM54 126H56V125H54ZM71 126V125H70ZM113 126H118L119 128H118V130H117V128L116 127H113ZM167 126V127H168ZM179 126V125H178ZM184 126V125H183ZM200 126H201V123H200ZM199 126V127H200ZM210 126H212L211 124H210ZM216 126V125H215ZM230 126H232V125H230ZM230 126H228V127H230ZM245 126H246V124H245ZM250 126V125H249ZM261 126V128H263ZM84 127V128H85ZM164 127H166V126H164ZM163 127V128H164ZM166 127V128H167ZM176 127V126H175ZM172 128V130L174 129L175 131H177L176 130V128ZM187 127V126H186ZM212 127H214V125L212 126ZM225 127V126H224ZM233 127V126H232ZM258 127V126H257ZM257 127H254V128H257ZM15 129V127H12V129ZM20 128H21V126H20ZM46 128V127H45ZM54 128V127H53ZM60 128L62 129L63 127H61L60 126ZM74 128H77L76 127V125H75V127ZM80 129H81V127H79ZM115 128H116V130H115ZM152 128V127H151ZM151 128H150V130H151ZM154 128V127H153ZM152 128V129H153ZM156 128H159L158 126L156 127ZM215 128V127H214ZM233 128H235V127H233ZM245 128V127H244ZM251 128V127H250ZM1 129H2V126H1ZM0 129V136H2L3 135V132H4V130L2 129L1 130ZM19 129V128H18ZM22 129V128H21ZM24 129H26V128H24ZM23 129V131L22 132H27V133H29V134H32L33 133V131L32 130H24ZM57 129V128H56ZM64 129V128H63ZM79 129V130H80ZM160 130L159 131H161V134H162V130H161V128H159ZM185 129V128H184ZM188 129V128H187ZM210 129V128H209ZM215 129H217V127L215 128ZM215 129H213L212 131H213V133H214V130ZM236 129V128H235ZM234 129V130H235ZM259 129V128H258ZM258 129L256 130V133H257V131H258ZM9 130V129H8ZM16 130H17V128H16ZM52 130V129H51ZM58 130V129H57ZM60 130V129H59ZM78 130V129H77ZM84 130V129H83ZM143 130H145V129H143ZM158 130V129H157ZM157 130H155V133H156V131ZM194 130H195V128H194ZM211 130V129H210ZM219 130H221V131H223L221 128L219 129ZM218 130V131H219ZM229 130V129H228ZM227 130V131H228ZM233 130V131H234ZM242 130V129H241ZM240 129H239V131H238V129H237V132H240L241 131ZM245 130V129H244ZM246 130H247V128H246ZM15 131V130H14ZM43 131V130H42ZM56 131V130H55ZM63 131H65V129L63 130ZM62 131V132H63ZM67 131H69V128H68V130ZM167 131V130H166ZM175 131H173L174 133H175ZM180 131V130H179ZM178 131V132H179ZM190 131V130H189ZM199 131V130H198ZM225 131V130H224ZM226 131V132H227ZM263 131V130H262ZM9 132V131H8ZM10 132H13L12 130H10ZM10 132L7 134L6 132H4V134L5 135H9L10 134ZM16 132V131H15ZM15 132H13V134L16 136V134H15ZM19 132V131H18ZM21 132V133H22ZM50 132H52V131H50ZM58 132V131H57ZM61 132V131H60ZM66 132V131H65ZM64 132V134L66 135V133ZM76 132V131H75ZM78 132V131H77ZM83 132L84 131H80V134L79 135H82L83 134ZM87 132V131H86ZM86 132H85V134H86ZM165 132V131H164ZM173 132H171L172 134H173ZM192 132V131H191ZM205 132V131H204ZM49 133V132H48ZM54 133V130H53V132H52V134ZM71 133L72 132H70V133H68V135L70 134L71 135ZM88 133V132H87ZM160 133V132H159ZM181 133H183L182 132V130H181ZM196 133V132H195ZM206 133V132H205ZM212 133V132H211ZM210 133V134H211ZM212 133V134H213ZM223 133H225V132H223ZM228 133V132H227ZM234 133H236V130L234 131ZM252 133H254V132H252ZM50 134V133H49ZM56 134H58V133H56ZM73 134L74 133H72V136H73ZM130 134H134L135 136H132V135H130ZM152 134V133H151ZM161 134H159L158 136H160ZM164 135H165V133H163ZM162 134V135H163ZM167 134V133H166ZM172 134H171V136L169 135L168 137H169V140H170V137H172ZM179 134V133H178ZM185 134H187V131L185 130L184 131V134L183 135H185ZM209 134V135H210ZM215 134V133H214ZM217 134H219V135H217ZM241 133H239L238 135H240ZM246 134H247V132H246ZM54 135H55V133H54ZM69 135V136H70ZM130 135V136H129ZM191 135V134H190ZM202 135V134H201ZM200 135V136H201ZM220 135H222L221 134V132L220 133H217L216 132V134H215V137H214V139L217 137L218 138V136H220ZM232 135H233V133H232ZM237 135V134H236ZM254 135H255V133H254ZM262 135H264V131H263V134ZM4 136V135H3ZM12 137H13V135H11ZM11 136H8L9 138L11 137ZM49 136V135H48ZM60 136H62V135H60ZM71 136V137H72ZM76 136V135H75ZM129 136V137H128ZM149 137H150V135H148ZM152 136V135H151ZM165 136H167V135H165ZM211 136V135H210ZM234 137H233V139L236 137H238V136H235V135H233ZM243 136H244V134H243ZM248 136H250V135H248ZM6 137V136H5ZM74 137V136H73ZM72 137V139L74 140V138ZM81 137V136H80ZM80 137H76V139L78 140ZM127 137H128V140L126 141V139H127ZM149 137L147 138V139H149ZM164 136H162V138H163ZM178 137V136H177ZM179 137H180V134H179ZM188 137V136H187ZM205 137V136H204ZM204 137H202V138H204ZM208 137V136H207ZM213 137V136H212ZM16 137H14V139H15ZM38 138H40V137H38ZM58 138H59V136H58ZM62 138H63V136H62ZM81 138V139H82ZM153 138H154V136H153ZM153 138L151 137V141L152 142H156V140H154L153 141ZM160 138V137H159ZM166 138V137H165ZM185 138H186V135H185ZM224 138V137H223ZM229 138V137H228ZM227 138V140H229ZM235 138V139H236ZM260 138V137H259ZM3 139V138H2ZM1 139V140H2ZM8 139V138H7ZM49 139H50V136H49ZM64 139V138H63ZM63 139H61L62 141H63ZM70 139V138H69ZM95 139V138H94ZM93 139V140H94ZM180 139H182V137L180 138ZM198 139V138H197ZM211 140V142H212V138H210ZM226 139V138H225ZM233 139H231V141L233 140ZM261 139V138H260ZM25 140V139H24ZM28 140V139H27ZM30 140V139H29ZM34 140V139H33ZM37 140V139H36ZM52 140V139H51ZM65 140H66V138H65ZM71 140V139H70ZM93 140H91V141H93ZM167 140V139H166ZM176 140V139H175ZM177 140H179V139H177ZM191 140V139H190ZM217 140V139H216ZM247 140H249V139H247ZM15 141L16 142H18V139L16 138L15 139ZM55 141H58V140H55ZM72 141V140H71ZM80 140H78V141H74L75 143L76 142H79ZM147 141H149V140H147ZM150 141V142H151ZM165 141V140H164ZM164 141H162V142H164ZM172 141H173V138H172ZM197 141V140H196ZM213 141H215V140H213ZM226 141V140H225ZM241 141V140H240ZM244 141H246V138L244 139ZM250 141V140H249ZM260 141V140H259ZM43 141H41V143H42ZM49 142V141H48ZM66 142H68V141H66ZM73 142V141H72ZM72 142H70V143H72ZM149 142V143H150ZM158 142H160V139H159V141ZM166 142V141H165ZM168 142V141H167ZM182 142V141H181ZM206 142V141H205ZM209 142V141H208ZM220 142V141H219ZM229 142V141H228ZM5 145H4V144ZM8 143V142H7ZM6 142H5V140L1 143L2 145V147H3V145L4 146H6V144H7ZM14 143V142H13ZM19 143V142H18ZM57 143V142H56ZM55 143V144H56ZM60 143H62L61 141H60ZM70 143L68 142V144H66L65 146H67V145H70ZM80 143V142H79ZM148 143V142H147ZM173 143V142H172ZM183 143H184V141H183ZM187 143V142H186ZM189 143H192V141L190 142L189 141ZM194 143V142H193ZM192 143V144H193ZM243 143V142H242ZM249 143V142H248ZM250 143H252V142H250ZM255 143V142H254ZM254 143H252V144H254ZM9 144V143H8ZM7 144V145H8ZM12 144V143H11ZM21 144V143H20ZM40 144V143H39ZM38 144V141H25L24 143H23V146H21L20 147V149H18L17 148V150H16V152L14 153L15 154V156L13 157V158H15V159H13V160H15L14 161V165H16L15 163H17V158H19L20 159V162L21 163H29V164H32L31 162H33V161H35V160H30L31 158H32V156L34 155V153H35V151H34V153L32 152V150H31V148L33 147H35L36 145H39ZM51 144V143H50ZM81 144V143H80ZM152 144V143H151ZM156 144V143H155ZM163 144V146L165 145V143H162ZM190 145V146H192L193 147V151H192V149H191V151L190 152H192L191 153V156L192 155H196V156H198L199 157V163H200V161H203V163H204V159H206L205 158V155H204V152H203V154H202V151H204V149H206V146H201V145H203V144H197V142L195 143V145ZM225 143H223V145H224ZM251 144V145H252ZM17 145V144H16ZM15 145V146H16ZM19 145V144H18ZM17 145V146H18ZM42 146H43V144H41ZM47 145V144H46ZM52 145V144H51ZM50 145V146H51ZM96 145V146H95ZM153 145L154 144H152V149L154 148L155 149V147L156 146H154L153 147ZM159 145H161V144H159ZM181 145V144H180ZM222 145V146H223ZM260 144H258V146H259ZM262 145V144H261ZM9 146V145H8ZM12 145H10L9 146V149H10V147H11ZM15 146H13L14 148H15ZM16 146V147H17ZM49 146V145H48ZM61 146V147H60ZM59 146V150H61V148H62V145H60ZM71 146V145H70ZM72 146H77L78 147V144H76V145H72ZM169 146H170V144H169ZM169 146H167V150H168V148H169ZM182 146V145H181ZM184 146V145H183ZM211 146V145H210ZM218 146H219V144H218ZM255 146V145H254ZM7 147V146H6ZM5 147V148H6ZM13 147H12V149H13ZM63 147H64V145H63ZM151 147V146H150ZM157 147H158V145H157ZM156 147V148H157ZM166 146H164L163 148H165ZM235 147V146H234ZM262 147V146H261ZM260 146L258 147V148H261ZM4 148V147H3ZM79 148V149H80ZM190 148V147H189ZM221 148V147H220ZM226 148H227V146H226ZM229 148V147H228ZM246 148H247V146H246ZM255 148H257V147H255ZM263 148V147H262ZM7 149V148H6ZM5 149V150H6ZM50 149V148H49ZM51 149H53V148H51ZM50 149V150H51ZM65 149H67V148H65ZM64 148L62 149V151L63 150H65ZM73 149H74V147H73ZM72 149V150H73ZM79 149H77V150H79ZM161 149V148H160ZM165 149V150H166ZM186 149V148H185ZM187 149H188V147H187ZM211 149V148H210ZM217 149V148H216ZM222 149V148H221ZM223 149H225V148H223ZM239 149V148H238ZM237 149V150H238ZM264 149V148H263ZM4 150V149H3ZM2 150V151H3ZM11 150V149H10ZM47 150V149H46ZM45 150V152H47ZM55 150V149H54ZM69 150V149H68ZM68 150H66V151H68ZM157 151H158V149H156ZM162 150H164V149H162ZM166 150V151H167ZM179 150V149H178ZM208 150V149H207ZM214 150V149H213ZM220 150V149H219ZM219 150H218V152H219ZM228 151L230 150V149H227ZM226 150V151H227ZM234 150V149H233ZM239 150H241V149H239ZM242 150H243V148H242ZM249 150H250V148H249ZM258 150H260V149H258ZM66 151H64V152H66ZM73 151H75V149L73 150ZM161 151V150H160ZM166 151H164V153L166 152ZM170 151V150H169ZM225 151V152H226ZM227 151V152H228ZM235 151V150H234ZM244 151H246V150H244ZM243 151V152H244ZM255 151V150H254ZM253 150H252V152H254ZM262 151V150H261ZM261 151L259 152V155H262V154H260L261 153ZM5 152V151H4ZM6 152L9 154V150L7 149L6 150ZM5 152V153H6ZM12 152H13V150H12ZM69 152H72V151H69ZM79 152V151H78ZM77 152V153H78ZM81 152V151H80ZM138 152L139 153H141V157H139V158H136L137 156L136 155H138ZM154 152V150L152 151V157H154L155 156V153H153ZM184 152V151H183ZM188 152V151H187ZM230 152V151H229ZM237 152V151H236ZM239 152V151H238ZM237 152V153H238ZM263 152V151H262ZM1 153V152H0ZM6 153V156L8 155ZM38 153V152H37ZM84 153H82V154H84ZM86 153V154H87ZM160 153H162V152H160ZM169 153H171V152H169ZM207 153H208V151H207ZM212 153V155L214 154L213 152H211ZM210 153V154H211ZM232 153H233V151H232ZM251 153V152H250ZM3 154V153H2ZM2 154L0 155L1 157H2ZM79 154V153H78ZM158 154V153H157ZM186 154V153H185ZM209 154V153H208ZM241 154H243V153H241ZM241 154H240V156H241ZM4 155V154H3ZM85 155V154H84ZM83 155V157H82V160H83V158H87V155H85L84 156ZM92 155V154H91ZM91 155H89V157L91 156ZM140 155V154H139ZM159 155H161V154H159ZM167 155V154H166ZM180 155V154H179ZM212 155H210V156H212ZM227 155V154H226ZM233 155H235V154H233ZM232 155V156H233ZM258 155V154H257ZM12 156V155H11ZM11 156H9V157H11ZM37 156V155H36ZM49 156V155H48ZM51 156V155H50ZM64 156H67V154L65 155L64 154ZM74 156V155H73ZM80 156V155H79ZM96 156V157H95ZM162 156V155H161ZM170 156V155H169ZM171 156H172V154H171ZM181 156H183V155H181ZM189 157H191L190 156V154L188 155ZM220 156V155H219ZM218 156V157H219ZM243 156V155H242ZM263 156H264V154H263ZM0 157V158H1ZM34 157V156H33ZM46 157V156H45ZM52 157V156H51ZM72 157V156H71ZM163 157V156H162ZM183 157H185V155L183 156ZM182 157V158H183ZM189 157H187V158H189ZM234 157V156H233ZM235 157H236V155H235ZM234 157V158H235ZM258 157V156H257ZM70 158V157H69ZM74 158V157H73ZM80 158H81V156H80ZM157 158H158V156H157ZM166 158H167V156H166ZM186 158V159H187ZM200 158H202V160L200 159ZM207 158H208V156H207ZM213 158V157H212ZM224 158V157H223ZM241 158H243V157H241ZM241 158H240V161H241ZM259 158V157H258ZM263 158V160H264V157H262ZM2 159V158H1ZM6 159H8V157L6 158ZM64 159V158H63ZM72 159V158H71ZM75 159H78V158H76L75 157ZM74 159V160H75ZM88 158H87V160H89ZM159 159H162V158H159ZM169 159V158H168ZM171 159V158H170ZM169 159V160H170ZM174 159V158H173ZM229 159V158H228ZM244 159V158H243ZM246 159V158H245ZM244 159V160H245ZM249 159V158H248ZM9 160V159H8ZM7 160V161H8ZM12 160V159H11ZM45 160H47L46 158H45ZM44 160V161H45ZM61 160V159H60ZM69 160V159H68ZM73 160V161H74ZM154 160H156V158H154ZM180 160H182V159H180ZM260 160H261V158H260ZM3 161H5V159L3 158ZM6 161V163H8V162H10V160L7 162ZM38 161H40L39 159H38ZM50 161H52V160H50ZM72 161V160H71ZM79 161V160H78ZM83 161H86L85 159L83 160ZM151 161H153V160H151ZM157 161V160H156ZM161 161V160H160ZM173 161V160H172ZM171 161V162H172ZM195 161V160H194ZM194 161H192V163L194 164ZM196 161V162H197ZM205 161H207V160H205ZM209 161V160H208ZM207 161V162H208ZM212 161V160H211ZM210 161V162H211ZM225 161V160H224ZM229 161V160H228ZM239 161V160H238ZM246 161H248V160H246ZM245 161V162H246ZM259 161V160H258ZM2 164H3V162L2 161H0ZM13 161H11V164H13L12 163ZM36 162V161H35ZM34 162V163H35ZM42 162V161H41ZM48 162H49V158H48ZM61 162V161H60ZM91 162V161H90ZM89 162V163H90ZM92 162H94V161H92ZM150 162V161H149ZM162 162V161H161ZM175 162V161H174ZM173 162V163H174ZM185 162H187V161H185ZM207 162H205L206 164H207ZM214 162V161H213ZM225 162H227V161H225ZM264 162V161H263ZM66 163V162H65ZM67 163H68V161H67ZM66 163V164H67ZM70 163H73V162H70ZM77 163V162H76ZM75 163V164H76ZM79 163H80V161H79ZM82 164H83V162H81ZM86 165H84V167L85 166H87V162H84ZM142 163H143V161H142ZM153 163H154V167H155V165H156V167H157V169H158V162H154L153 161ZM169 163V162H168ZM167 163V164H168ZM176 163V162H175ZM184 163V162H183ZM190 163V162H189ZM203 163H201V164H203ZM230 163V162H229ZM234 163H236L237 164V161L236 162H234ZM240 163V162H239ZM258 163V162H257ZM11 164H9V165H11ZM20 164V163H19ZM42 164V163H41ZM45 164V163H44ZM61 164V163H60ZM65 164V165H66ZM78 164V163H77ZM139 164H141V163H139ZM145 163H143V165H144ZM150 164V163H149ZM148 164V165H149ZM160 164V163H159ZM205 164V165H206ZM218 164V163H217ZM222 164V163H221ZM224 164V163H223ZM242 164H243V162H242ZM245 164V163H244ZM254 164V163H253ZM256 164V163H255ZM254 164V165H255ZM13 165V166H14ZM23 165V167L21 166V164H20V166L23 168V171L26 169V168H28V169H30V168H32V167H28V166H26L25 164H22ZM36 165V164H35ZM47 165V164H46ZM50 165H52L51 163H50ZM49 165V166H50ZM54 165V164H53ZM65 165H63V166H65ZM72 165V164H71ZM90 165V164H89ZM92 165V164H91ZM142 165V166H143ZM150 165H152V164H150ZM149 165V167L151 168V166ZM161 165V164H160ZM171 165H174V164H172L171 163ZM176 165V164H175ZM199 165V164H198ZM204 165V164H203ZM208 165V164H207ZM219 165V164H218ZM260 164H258L257 165V167L259 166ZM3 166H6V165H3ZM18 165H16V167H17ZM34 166V165H33ZM62 166V165H61ZM70 166V165H69ZM78 166H80V165H78ZM141 166V165H140ZM182 166H185V165H182ZM187 166V165H186ZM188 166H189V164H188ZM190 166H191V164H190ZM211 166V165H210ZM212 166H213V164H212ZM256 166V165H255ZM261 167L262 166H264V164L263 165H260ZM8 166H6V168H7ZM11 167V166H10ZM24 167H26L25 169H24ZM57 167V166H56ZM67 166H65L64 168H66ZM84 167H81L82 168V170H83V168ZM91 166H89V168H90ZM96 167H93V168H96ZM102 167V168H103ZM131 167V166H130ZM144 167H145V165H144ZM144 167H143V169H144ZM156 167H155V169H156ZM168 167H170L169 165H168ZM172 167V166H171ZM179 167V166H178ZM201 167H202V165H201ZM215 167V166H214ZM217 167H219V166H217ZM223 167V166H222ZM225 167V166H224ZM235 167V166H234ZM2 168V167H1ZM13 168V167H12ZM15 168V167H14ZM19 168V167H18ZM34 169H35V167H33ZM61 168V167H60ZM64 168H61V169H64ZM69 168V167H68ZM92 168V169H93ZM101 168V169H102ZM133 168V167H132ZM146 168V167H145ZM161 168V167H160ZM194 168H196V167H194ZM199 168V167H198ZM213 168V167H212ZM233 168V167H232ZM239 168H240V166H239ZM8 169V168H7ZM17 169V168H16ZM36 169H37V167H36ZM60 169V170H61ZM72 170H73V168H71ZM91 169V168H90ZM104 169V168H103ZM109 169V170H110ZM140 169H142V168H139L138 167V173H137V175H139L140 173ZM147 169H148V167H147ZM153 169V168H152ZM162 169V168H161ZM164 169H165V167H164ZM164 169H162L161 171V173H159V175H155V177H151L152 179L151 180H154L155 182H153V183H155V185H157L158 186V188L157 189H153V190H151V191H153V193H160V196L162 197V199H163V190H165L164 188H166V187H163V185L165 186V184H164V179L161 181V177H160V175H162L163 174V170ZM182 169V168H181ZM186 169H187V167H186ZM186 169H185V171H186ZM190 169V168H189ZM205 169V168H204ZM255 169V168H254ZM257 169H259V168H256V170ZM261 169V168H260ZM22 170V169H21ZM44 170V169H43ZM42 170V171H43ZM47 170V169H46ZM49 170V169H48ZM59 170V169H58ZM59 170V171H60ZM67 170V169H66ZM70 170V169H69ZM75 170V169H74ZM76 170H79V168H76ZM105 170V169H104ZM103 170V171H104ZM110 170V171H111ZM129 171L131 170V168L130 169H128ZM135 170H137V167L135 168ZM150 169H148L147 171H149ZM173 170V169H172ZM176 170H177V168H175L174 169V171H175V173H176ZM196 170H197V168H196ZM195 170V171H196ZM203 169H201V171H202ZM225 170V169H224ZM234 170V169H233ZM255 170V171H256ZM262 170L264 171V169H263V167H262ZM8 171H10L9 169H8ZM13 171H15V170H13ZM17 171V170H16ZM19 171V170H18ZM52 171V170H51ZM80 172H81V169L79 170ZM78 171V172H79ZM92 171V170H91ZM90 171V172H91ZM156 172H159V171H157V170H155ZM155 171H152V172H155ZM182 171H184L183 169H182ZM205 171H206V173L208 174V172H207V170L205 169ZM205 171H203L204 173L203 174H205ZM238 171V170H237ZM242 171V170H241ZM246 171V170H245ZM244 171V172H245ZM254 171V170H253ZM252 171V172H253ZM261 171V170H260ZM11 172V171H10ZM25 172V171H24ZM54 172L56 173V171L54 170ZM66 171H63L62 172V174L63 173H65ZM70 172H71V170H70ZM73 172V171H72ZM71 172V173H72ZM88 172V171H87ZM87 172H86V174H87ZM97 172H98V170H97ZM113 172L115 173V171L113 170ZM122 172V171H121ZM130 172H132V171H130ZM137 172V171H136ZM143 172H146V171H143ZM166 172H168L167 170H166ZM165 172V173H166ZM187 172V171H186ZM211 172V171H210ZM223 172V171H222ZM229 172V171H228ZM235 172H236V170H235ZM239 172H240V170H239ZM243 172V171H242ZM243 172V173H244ZM3 173H5L4 171H3ZM17 173H19V172H17ZM17 173H16V175H17ZM20 173H21V171H20ZM27 173V172H26ZM26 173H24V174H26ZM30 173V172H29ZM31 173H33V172H31ZM39 173V172H38ZM45 173V172H44ZM61 173V172H60ZM70 173V174H71ZM75 173H76V171H75ZM99 174H101L100 172H98ZM113 173V174H114ZM126 174L128 173V171L127 172H125ZM148 173V172H147ZM178 173V172H177ZM188 173H189V171H188ZM238 173V172H237ZM246 173V172H245ZM6 175H7V173H5ZM36 174V171H35V173H33V175H35ZM56 174H58V173H56ZM62 174H60L61 176H62ZM66 174V173H65ZM68 174V175H66V176H68V177H71V175L73 174ZM78 173H76V174H73L74 176H76ZM80 174V173H79ZM92 174H94V172L92 173ZM99 174H97L98 176H100ZM102 174H103V172H102ZM113 174H111V175H113ZM117 174H118V172H117ZM123 174V173H122ZM132 174V173H131ZM131 174H130V176H131ZM145 174V173H144ZM143 173H142V175H144ZM154 174H156V173H154ZM167 174H169V173H166V175ZM170 174H171V171H170ZM183 174V173H182ZM181 174V175H182ZM211 174V173H210ZM212 174H214V173H212ZM219 174V173H218ZM230 174V173H229ZM241 174L242 173H240V176H241ZM247 174V173H246ZM252 174V173H251ZM253 174H255L254 172H253ZM5 175V176H6ZM8 175H10V174H8ZM13 175V174H12ZM15 175V176H16ZM27 175V174H26ZM33 175H31L30 174V176L29 177H31V176H33ZM40 175H41V173H40ZM73 175H72V177H73ZM81 175V174H80ZM96 174L94 175L95 177V179H96V176H97ZM105 175V174H104ZM109 175V174H108ZM119 175V174H118ZM127 175H129V173L127 174ZM135 175V174H134ZM141 175V176H142ZM171 175H175L174 177H176L175 179H177V177L179 176V174H178V176L176 175V174H174V172L172 171V174ZM216 175L217 174H215L214 176L216 177ZM223 175V174H222ZM222 175H220V177L222 176ZM261 175V174H260ZM0 176H3L2 175V173H1V175ZM25 176V175H24ZM23 176V177H24ZM39 176V175H38ZM48 177L50 176V174L49 175H47ZM85 176V174L83 175V177ZM102 176V175H101ZM125 176V175H124ZM129 176V177H130ZM149 176H151V173H150V175ZM152 176H153V174H152ZM183 176V175H182ZM213 176V177H214ZM225 175H223V177H224ZM249 176V175H248ZM254 176V175H253ZM263 175H261L260 177H262ZM8 177V176H7ZM10 177V176H9ZM8 177V178H9ZM22 177V176H21ZM27 177V176H26ZM33 177H35V176H33ZM33 177H31L32 179H33V181L35 182V180H34V178ZM40 177V176H39ZM46 177V176H45ZM44 177V175H43V178H45ZM50 177H52V176H50ZM78 177V176H77ZM89 177V176H88ZM93 177V176H92ZM92 177L90 178V179H92ZM136 177V176H135ZM143 177V176H142ZM167 177V176H166ZM180 177V179H181V176H179ZM192 177V176H191ZM191 177H189V178H191ZM194 177V176H193ZM202 177V176H201ZM212 177V175H211V177H210V175H209V179L210 178H213ZM218 177L219 176H217V180H218ZM226 177V176H225ZM224 177V178H225ZM228 177H229V175H228ZM242 177H243V174H242ZM245 177H247V176H245ZM251 177V176H250ZM256 177L257 178H259L258 176H257V174H256ZM264 177V176H263ZM13 178V177H12ZM36 179L38 178V177H35ZM41 179H42V176L40 177ZM65 179H67V177H64ZM64 178H62V179H64ZM80 178H82V177H80ZM99 178V177H98ZM111 178H112V176H111ZM127 179H129L130 180V178H128V177H126ZM131 178H133V176L131 177ZM144 178H145V176H144ZM163 178H164V176H163ZM185 178V175L183 176V179ZM188 178V177H187ZM208 178V177H207ZM239 178V177H238ZM237 178V179H238ZM20 179V181L22 180L21 178H19ZM19 179H17L18 181H19ZM24 179H27V178H24ZM22 180V181H24V182H26L25 180ZM51 180H52V178H50ZM56 179V178H55ZM74 179V178H73ZM75 179H76V177H75ZM73 180L74 182L77 180ZM83 179V178H82ZM82 179H81V181H82ZM87 179V178H86ZM85 179V180H86ZM100 179H101V177H100ZM104 179H106V178H104ZM139 179H140V177H139ZM139 179L137 180V182L139 181ZM147 179H149V178H147ZM166 179V178H165ZM171 179H173L172 177H171ZM180 179L179 180H176L177 181V183H179V181H180ZM186 179V178H185ZM184 179V180H185ZM243 179V178H242ZM7 180V179H6ZM5 180V181H6ZM9 180V179H8ZM13 180V179H12ZM11 180V181H12ZM14 180H16V178L14 179ZM16 180V182H18ZM30 180V178H28L27 179V181H29ZM45 180H46V178H45ZM79 180V179H78ZM77 180V181H78ZM88 180V179H87ZM113 180H114V178H113ZM124 180H126V179H123V182H125ZM132 180V179H131ZM130 180V181H131ZM141 180V179H140ZM144 180V179H143ZM166 180H168V179H166ZM192 180H194V179H192ZM202 180V179H201ZM212 180V179H211ZM210 180V181H211ZM215 180H216V178L214 179V182H215ZM226 180V179H225ZM228 180V179H227ZM226 180V181H227ZM231 179H229V181H230ZM238 180H240V178L238 179ZM250 180H253L254 181V179L252 178V179H250ZM22 181H21V183H22ZM37 181V180H36ZM43 181V180H42ZM42 181H41V183H42ZM53 181H56V180H53ZM53 181H51V182H53ZM69 181V180H68ZM67 181V182H68ZM73 181H71V179H70V183L72 182V183H74ZM91 181V180H90ZM89 181V182H90ZM94 181V179L91 181V182H93ZM98 181V180H97ZM109 181V180H108ZM112 181V180H111ZM135 181V180H134ZM149 181V180H148ZM191 181V180H190ZM208 181V180H207ZM225 181V182H226ZM229 181H227V182H229ZM234 181V180H233ZM236 181V180H235ZM247 181V180H246ZM248 181H249V179H248ZM248 181L246 182V183H248ZM261 181V180H260ZM15 182V181H14ZM16 182L14 183L15 185H16ZM31 182L32 181H30V184H31ZM39 182V181H38ZM37 182V183H38ZM60 182V181H59ZM64 182H66V181H64ZM84 181H82L81 182V184L83 183ZM86 183H87V181H85ZM99 182V181H98ZM104 182H105V180H104ZM145 182L147 183V181H146V178H145ZM144 182V183H145ZM174 182V181H173ZM172 182V183H173ZM195 182H197V179H195ZM213 182V181H212ZM213 182V183H214ZM225 182H223V183H225ZM245 182V181H244ZM256 182V181H255ZM20 183V182H19ZM28 182H26L24 185H26ZM45 183V182H44ZM44 183H42V185L44 184ZM48 183V182H47ZM55 183V182H54ZM62 183V182H61ZM69 183V182H68ZM72 183L70 184V185H72ZM76 183V182H75ZM75 183H74V185H75ZM78 183V182H77ZM86 183H84V185H86ZM97 183V182H96ZM133 183H135V182H133ZM141 183V182H140ZM143 183V182H142ZM152 183V182H151ZM169 183V182H168ZM183 183H185V181L183 182ZM186 183H188V182H186ZM198 183H200V182H198ZM204 183V182H203ZM206 183V182H205ZM220 183H221V181H220ZM260 183V182H259ZM8 184V183H7ZM12 184H13V182H12ZM12 184L10 185V187L12 186ZM23 184H21V185H23ZM32 184H33V182H32ZM40 183H38V187L39 188H43V187H40V185H39ZM46 184V183H45ZM45 184H44V188H46V186H45ZM52 184V183H51ZM59 184V183H58ZM57 184V185H58ZM65 183H63V186L65 187V185H64ZM87 184H89V183H87ZM90 184H95V183H90ZM89 184V185H90ZM109 184V183H108ZM121 184V183H120ZM127 184V183H126ZM131 184V183H130ZM149 184V183H148ZM167 184V183H166ZM176 184V183H175ZM192 184V183H191ZM211 184V183H210ZM228 184H230V183H228ZM252 184V183H251ZM3 185V184H2ZM9 185V184H8ZM27 185H29V184H27ZM25 186V187H27V188H30V187H28V186ZM35 185V184H34ZM48 185V184H47ZM53 185V184H52ZM67 185V184H66ZM70 185H68V186H70ZM83 185V184H82ZM96 185H98V184H96ZM101 185V184H100ZM103 185V184H102ZM125 185V184H124ZM128 185L129 184H127V187H128ZM134 185V184H133ZM132 185V186H133ZM146 185V184H145ZM144 185V186H145ZM169 185H170V183H169ZM172 186H174V184H171ZM184 185V184H183ZM200 185V184H199ZM198 185V186H199ZM207 185V184H206ZM215 185H218V183L217 184H215ZM214 185V186H215ZM222 185V184H221ZM220 185V186H221ZM237 185V184H236ZM239 185V184H238ZM248 185V184H247ZM254 185V184H253ZM255 185H257V188H259L258 187V184H255ZM19 186V185H18ZM18 186H16V187H18ZM29 186H31V187H34L33 185H29ZM37 186V185H36ZM49 186V185H48ZM56 185L54 184V186H51V187H55ZM59 186V185H58ZM61 186H62V184H61ZM61 186H60V191L62 190L61 189ZM78 186V185H77ZM104 186V185H103ZM103 186H101L102 188H103ZM122 186V184L120 185V187ZM126 186V185H125ZM130 186V185H129ZM134 186H136V185H134ZM133 186V187H134ZM139 186H141V185H139ZM142 186H143V184H142ZM141 186V187H142ZM147 186V185H146ZM146 186H145V188H146ZM149 186H150V184H149ZM176 186H177V184H176ZM175 186V187H176ZM189 186V185H188ZM196 186V185H195ZM198 186H197V188H198ZM214 186H212V188H214ZM230 186V185H229ZM243 186V185H242ZM242 186H241V188H242ZM260 186V185H259ZM262 186V185H261ZM1 187V186H0ZM7 187H9V186H7ZM10 187L9 188H7V189H9V190H11L10 189ZM22 187H24V186H22ZM50 187V186H49ZM51 187L50 188H48V189H51ZM63 187V188H64ZM74 187V186H73ZM83 187V186H82ZM82 187H81V189H82ZM88 187V186H87ZM94 187V186H93ZM95 187H100V186H95ZM105 187V186H104ZM117 187V186H116ZM112 188V187H110V185L109 186H107L106 187V190L104 191H101V190H97V193H98V195H96V197L97 196H99L100 198H102L103 197V193L105 194L104 195V198H103V201L101 202L102 204H109V201L110 200H113V197L112 196H114L113 194H115V195H117L120 191H121V199L119 200V202L121 201V204L124 206V205H126V206H131V209L133 208L132 207V205L134 204L135 206H136V203H137V201L136 202H134L135 201V199H136V197H135V199H134V197H133V194L131 193V192H129L130 190H133V188H131V189H129V191L125 188V187H121V188ZM119 187V186H118ZM151 187V186H150ZM156 187V186H155ZM171 187V186H170ZM169 187V188H170ZM179 187H180V185H179ZM184 187V186H183ZM187 187V186H186ZM209 187V185L207 186V188ZM217 187V186H216ZM219 187V186H218ZM3 188V187H2ZM12 188V187H11ZM27 188H22L23 190H25L26 191V193H27ZM37 188V187H36ZM46 188V189H47ZM57 188V187H56ZM75 189H76V187H74ZM86 188V187H85ZM136 188V190H137V187H135ZM147 188H149V187H147ZM152 188H154V186L152 187ZM172 188V187H171ZM196 188V189H197ZM206 188V189H207ZM211 187H209V189L211 190L212 189ZM236 189H238V187L236 186L235 187ZM253 188V187H252ZM6 189V188H5ZM17 189V188H16ZM16 189H15V191H16ZM65 189H66V187H65ZM69 189V188H68ZM73 189V188H72ZM176 189V188H175ZM180 189V188H179ZM179 189H178V191H179ZM183 189V188H182ZM187 189H189L188 187H187ZM190 189H192V187L190 188ZM216 189V188H215ZM218 189V188H217ZM216 189V190H217ZM227 189V188H226ZM232 189H233V187H232ZM235 189V190H236ZM239 189H240V187H239ZM247 189V188H246ZM3 190H4V188H3ZM19 190L20 189H18L17 190V193H20L19 192ZM23 190H20L21 191V193H23L22 191ZM36 190H38L39 192H40V190H42V189H35V190H33V191H36ZM53 190H55V188L53 189ZM74 190V189H73ZM88 190V189H87ZM89 190H91V189H89ZM88 190V191H89ZM96 190V189H95ZM148 190V189H147ZM173 190V189H172ZM184 190V189H183ZM215 190V191H216ZM219 190V189H218ZM223 190V189H222ZM248 190V189H247ZM251 191H253L252 189H250ZM8 191V190H7ZM6 191V192H7ZM12 191V190H11ZM10 191V192H11ZM28 191H30V190H28ZM56 191V190H55ZM69 190H67V192H68ZM75 191V190H74ZM81 191V190H80ZM87 191V192H88ZM93 191V190H92ZM118 191V192H117ZM143 191V190H142ZM159 191V192H158ZM180 191H181V189H180ZM190 191V190H189ZM240 192L241 191H243V188H242V190H239ZM244 191H245V189H244ZM5 192V191H4ZM9 192V191H8ZM9 192V193H10ZM30 192H32V191H30ZM46 192H48V190H46ZM64 192H66V191H64ZM63 192V193H64ZM70 192V191H69ZM68 192V193H69ZM79 192V191H78ZM87 192L85 191V193L87 194ZM89 192H91V191H89ZM137 192V191H136ZM136 192L134 193V195H139L140 193H141V191H140V193L138 194H136ZM175 192V194H174V196L176 197L177 195H185V194H182L181 192L178 194V192H176V191H174L173 190V193ZM184 192H187V191H185L184 190ZM217 192V191H216ZM227 192V191H226ZM228 192H229V189H228ZM233 191H230L229 192V194H228V196L229 197H231L232 199L234 198V197H232V193ZM236 192V191H235ZM246 192V191H245ZM263 192V191H262ZM3 193V192H2ZM20 193V194H21ZM36 193L38 194V192L36 191ZM35 193V194H36ZM50 193V190H49V192L47 193V194H49ZM54 193V192H53ZM72 193V192H71ZM71 193H70V195H71ZM74 193H77L76 191L74 192ZM83 194H84V191L82 192ZM94 193V192H93ZM96 193V194H97ZM117 193V194H116ZM143 193H144V191H143ZM142 193V194H143ZM146 193V192H145ZM148 193H149V195L152 193V192H149L148 191ZM152 193V194H153ZM169 194L171 193V195H172V192L171 191H169L168 192ZM221 193V192H220ZM223 193H225L224 191H223ZM238 193V192H237ZM249 193H251V192H249ZM252 193H254V192H252ZM260 193V192H259ZM3 194H5V193H3ZM14 194H16V192H14ZM13 194V195H14ZM32 194H34V192L32 193ZM31 194V195H32ZM33 195V197L35 196H38V195ZM45 194V193H44ZM47 194H46V197H47ZM55 194V193H54ZM80 195H81V193H79ZM79 194H77V196L79 195ZM167 193H165V195H166ZM198 195L200 194V193H197ZM205 194H207V193H205ZM205 194H204V196H205ZM211 194V193H210ZM210 194H207V198H208V195H210ZM241 194H242V192H241ZM241 194H240V196H241ZM248 194V193H247ZM24 196L26 195L25 193L23 194ZM29 195V194H28ZM27 195V196H28ZM30 195V196H31ZM39 195H42V193H40ZM52 195V194H51ZM69 195V196H70ZM80 195L78 196V198H80ZM85 195V194H84ZM88 195H90V194H88ZM141 195V194H140ZM148 194H147V196H149ZM154 195V194H153ZM152 195V196H153ZM170 195V196H171ZM212 195V194H211ZM216 195H218V194H216ZM216 195H213V196H216ZM226 195V194H225ZM231 195V196H230ZM234 195H235V193H234ZM243 195V194H242ZM249 195H251V194H249ZM258 196H260V195H262L263 196V194H257ZM3 196V195H2ZM5 196V195H4ZM9 196V195H8ZM29 196V197H30ZM43 196V195H42ZM83 196V195H82ZM87 196V195H86ZM92 196V195H91ZM91 196H89V198L91 197ZM143 196V195H142ZM146 195L144 194V197H145ZM168 196V195H167ZM169 196V197H170ZM174 196L172 197V198H174ZM189 196V195H188ZM187 196V197H188ZM200 196H202L203 197V195H200ZM212 196V197H213ZM256 196V195H255ZM6 197V196H5ZM20 197H22V196H20ZM20 197H19V199H16V198H13V196H12V199H15L14 201H19L20 200ZM32 197V198H33ZM51 197V196H50ZM49 197V198H50ZM57 197V196H56ZM61 197V196H60ZM88 197V196H87ZM119 197V196H118ZM137 197H139V196H137ZM141 197V196H140ZM139 197V198H140ZM144 197L142 198V199H144ZM165 197V196H164ZM168 197V198H169ZM191 197V196H190ZM195 197V196H194ZM246 197V196H245ZM244 196H241L240 198L238 197V203L237 204H239V201H241L243 198H245ZM253 197V196H252ZM251 197V198H252ZM7 198V197H6ZM8 198H10V196L8 197ZM31 198V197H30ZM41 199L39 200L38 198L36 199V200H38V202L40 203V206L42 207V204L45 202V200H44V202L43 203H41V200L43 201V197H40ZM52 198V197H51ZM50 198V199H51ZM53 198H54V196H53ZM57 198H59V197H57ZM64 198H66L67 200H65L66 201V204L67 205H65V206H74L73 208L74 209H70L69 208V210L68 211H66V212H68L69 213V211L71 210L72 212H73V215L75 216V219H71L72 217H74V216H71V218L70 217H68V218H70L73 222H72V224L70 223V221L71 220H68L69 222L68 223H70L71 224V227L70 228H67V227H64V229H60V228H57V222H56V224H55V226H52L51 227V230L53 231V234L54 235H52V236H54V241L56 240V241H58L60 244H62L63 246H66V247H68L69 249V253H68V255H60V256H64V258H61L60 259V262H58L57 261V263L59 264V263H62V264H141V257L143 256V251H144V248H143V243H142V241H144L148 236H149V234H150V232L153 230V226L154 225H152V223H150V222H152L153 220H151L150 222H149V220H147V222L146 223H150L151 225H152V228H150L149 226V228L150 229H147V230H145V232L142 234V235H137L136 233L138 232H136V233H133L134 234V236H133V234H132V236H130V234L129 235H127V234H121V235H123V236H121L122 238L120 239V242H123V244L122 245H118V243H116L117 244V248H116V250L114 251L115 253L112 255H110V257L108 256V259H105V255H108L107 253H106V251L108 250H106V251H104V249H103V246L105 245V244H107V243H102V241L100 240V239H103V237L102 238H98V235H95L94 233H93V237L92 236H90V238H88V234H89V231H92V230H89L88 229V227L86 228L85 227V221L87 220V217H90V215L89 214H93V212H94V214H97V216L99 215V213H100V215H102L101 214V212H99V211H101V210H98L99 209V207L97 208V206H95V208L94 209H92V207H94L93 205L94 204H97V199L95 200L96 201V203H94V202H92V204H90V203H88V201H87V198L86 199H83V202L80 200V202H78V198H75V196L73 195H71V197L70 198H68V195H67V197L65 196ZM64 198H62V199H64ZM92 198H94L93 196H92ZM98 198V197H97ZM146 198V197H145ZM177 198V197H176ZM196 198H197V196H196ZM206 198V197H205ZM207 198L205 199V200H207ZM209 198H210V196H209ZM214 198H215V200H216V198L217 197H213V200H214ZM222 198V197H221ZM220 198V199H221ZM237 198V197H236ZM247 198V197H246ZM11 199V198H10ZM25 198H23V200H24ZM34 199V198H33ZM35 199H34V201H35ZM56 199V198H55ZM55 199H52V200H55ZM62 199H61V201H62ZM118 199V198H117ZM147 199V198H146ZM152 197L151 198H149L148 197V199H147V201H145V203L147 204V202H151L152 201ZM155 199H156V197H155ZM165 200H166V197L164 198ZM178 199V198H177ZM184 199V198H183ZM201 199V198H200ZM199 199V200H200ZM202 199H204V198H202ZM224 198H222L221 200H223ZM227 199V198H226ZM260 199V198H259ZM264 198H262V200H263ZM2 200V199H1ZM8 200V199H7ZM92 200V199H91ZM114 200H115V196H114ZM114 200H113V203H115L114 202ZM136 200H139L138 198L136 199ZM192 200H194V199H192ZM191 200V201H192ZM215 200H214V202H215ZM237 200V199H236ZM252 200H253V198H252ZM251 200V201H252ZM256 200V199H255ZM3 201H4V199H3ZM21 201V200H20ZM19 201V204L22 202H20ZM31 201V200H30ZM29 201V202H30ZM49 201V200H48ZM57 201L58 200H56V203H57ZM139 201H141V200H139ZM162 201V200H161ZM164 201V200H163ZM177 201V200H176ZM175 201V198H174V202H173V200H172V203H166V201H165V205L163 204V206H162V208H158V207H156L157 206V204H156V208H158L159 209V215L157 216L155 213H153L156 217H158V219H154V218H152V219H154V220H156L155 221V223L156 222H158V221H163V222H165V223H169V222H174V221H176V220H178V219H184V221H185V230H184V232H183V235H182V237H181V239H180V241H179V244L177 245V244H172V245H169V248H164V249H166V250H164L163 248L161 249V251H162V255H163V259L162 260H160V261H157L156 262V264H256V253H255V250H254V245H255V243L257 242V241H260V240H264V211H262L263 209H261L260 207H258V208H260L261 209V211H262V213H261V215H260V218H261V220H260V223L258 224V226L256 225V229L255 228H253L254 226H252L253 224H251L250 223V221H247V219H246V216L248 217V215L250 214V213H248V215H246V214H244L243 215V218H240L241 216L239 215V214H237V209H235L236 207H234V206H236L235 205V203H232L231 205L232 206H230V207H228L227 205H226V207L225 206H223V207H221L220 205H218V204H216V205H218L217 207H216V205H214L215 206V208H208L209 206L207 205V208H206V206H205V208L202 210V209H200L199 208V211H197L198 210V207H190V206H184V205H182V206H180L177 202ZM196 201H197V199H196ZM211 200H209V202H210ZM218 201V200H217ZM229 201H231V199L229 200ZM1 202V201H0ZM6 202V201H5ZM10 202L11 201H9V204H10ZM26 202V201H25ZM24 202V203H25ZM49 202H50V204H49ZM47 204H49L50 206L52 205L51 204V201H49ZM53 202V201H52ZM155 202V201H154ZM179 202V201H178ZM184 202V201H183ZM186 202V201H185ZM198 202H200V201H198ZM213 202V201H212ZM220 202V201H219ZM222 202V201H221ZM233 202H234V200H233ZM264 202V201H263ZM2 203V202H1ZM14 203V202H13ZM16 203V202H15ZM23 202H22V204H24ZM32 202H30L29 204H31ZM35 203L37 204V202L35 201ZM54 203H55V201H54ZM53 203V204H54ZM63 203V202H62ZM61 202H60V204H62ZM94 203V204H93ZM101 203H99V204H101ZM111 203V202H110ZM156 203H158L157 201H156ZM160 203V202H159ZM163 203V202H162ZM187 203V202H186ZM205 203V202H204ZM211 203V202H210ZM224 203H225V201H224ZM9 204L7 205V206H9ZM26 204H28V202H26ZM36 204L35 205H32L33 207H35L36 206ZM45 204V203H44ZM65 204V203H64ZM98 204V205H99ZM152 204V203H151ZM150 204V205H151ZM161 204V203H160ZM159 204V205H160ZM191 204H192V202H191ZM196 204V203H195ZM198 204V203H197ZM241 204V203H240ZM254 204V203H253ZM1 205V204H0ZM14 205V204H13ZM16 205H18L17 203H16ZM39 205V204H38ZM58 205V204H57ZM57 205H55V206H57ZM79 205V206H78ZM90 205H92V207H90ZM107 205H105V206H107ZM111 205H113V204H110V205H108L109 207L111 206ZM115 205V204H114ZM114 205H113V207H114ZM118 205V204H117ZM116 205V206H117ZM121 205V206H122ZM138 205H139V203H138ZM143 204H141V206H142ZM145 205V204H144ZM158 205V206H159ZM248 205H249V202H248ZM255 205V204H254ZM262 205V204H261ZM25 206V205H24ZM28 206V205H27ZM40 206H38V207H40ZM58 206H62V205H58ZM57 206V207H58ZM64 206V207H65ZM77 206V207H76ZM146 206V205H145ZM144 206V207H145ZM201 206V205H200ZM241 206V205H240ZM256 206V205H255ZM2 207V206H1ZM14 207V206H13ZM16 207H18V206H16ZM28 207H30V206H28ZM49 207V206H48ZM47 207V208H48ZM102 208H103V206H101ZM120 207V206H119ZM149 207V206H148ZM147 207V208H148ZM204 207V206H203ZM243 207H244V204H243ZM262 207V206H261ZM263 207H264V203H263ZM262 207V208H263ZM10 208V207H9ZM22 208H23V206H22ZM42 208H44V207H42ZM50 208H51V211L52 210H54L55 211V209H53V206L52 207H49V211L48 210H46L47 211V214H51V213H48V212H50ZM56 208V207H55ZM59 208V210H60V207H58ZM67 208V207H66ZM72 208V207H71ZM122 208V207H121ZM127 207H125V208H123V209H126ZM129 208V207H128ZM127 208V209H128ZM137 208H139V207H137ZM142 208V207H141ZM149 208H151V207H149ZM153 208V207H152ZM195 208H197L196 210H195ZM237 208H239V207H237ZM246 208V207H245ZM244 208V209H245ZM11 209H13L12 208V205H11ZM10 209V210H11ZM28 209L29 208H25L24 210V212H29L28 211ZM30 209H32V208H30ZM36 209H38V208H36ZM68 209V208H67ZM66 209V210H67ZM105 209V208H104ZM107 209H109V208H106V210L105 211H107ZM116 208H114V210H115ZM134 210L136 209L135 207L133 208ZM140 209V208H139ZM144 209V208H143ZM2 210V211H1ZM3 210H5L4 209V207H2V209H0V211L2 212V213H4V212H6V210L3 212ZM20 210H22V209H20ZM33 210H35V209H33ZM40 210V209H39ZM42 210V209H41ZM59 210H58V212H59ZM63 210V209H62ZM111 210V209H110ZM114 210H113V212H114ZM119 210V209H118ZM146 210V209H145ZM155 210H157V209H155ZM236 210V211H235ZM254 210H256V208L254 209ZM13 211H14V209H13ZM17 211V210H16ZM18 211H19V209H18ZM17 211V212H18ZM32 211V210H31ZM70 211V212H71ZM104 211V212H105ZM109 211V210H108ZM112 211V210H111ZM131 211V210H130ZM138 211V210H137ZM143 211V210H142ZM247 211H249V210H247ZM9 212H11V211H8V212H6V213H8L9 214ZM15 212V211H14ZM13 212V213H14ZM17 212H15V213H17ZM41 212H43V210L41 211ZM45 212V211H44ZM57 212V211H56ZM60 212H61V210H60ZM64 212H65V209H64ZM96 212V213H95ZM115 212H117L118 213V211H115ZM125 212V211H124ZM132 212H136V210L135 211H132ZM145 212V211H144ZM143 212V214H145ZM148 212H149V209H148ZM151 212V211H150ZM6 213H4L6 216H7V214ZM14 213V214H15ZM19 213V212H18ZM22 212H20V214H21ZM33 213H34V211H33ZM33 213H31V214H33ZM68 213L65 215V216H67L68 215ZM103 213V212H102ZM107 213V212H106ZM109 213L110 212H108V214L106 215L105 214V216H111V215H109ZM122 213V212H121ZM120 213V214H121ZM140 213V212H139ZM139 213H137V214H139ZM142 213V212H141ZM140 213V214H141ZM147 213V212H146ZM255 212H253V214H254ZM24 214V213H23ZM22 214V216H24ZM26 214H28V213H26ZM35 214V213H34ZM33 214V215H34ZM36 214H39V211L36 213ZM42 213H40V216H43V215H45V213H43V215H41ZM60 214V213H59ZM61 214H63V212L61 213ZM93 214V215H94ZM110 214H114V213H110ZM124 214V213H123ZM122 214V215H123ZM126 214V213H125ZM129 214V213H128ZM143 214H141L139 217H141ZM252 214V213H251ZM11 215V214H10ZM10 215H8L9 217H10ZM29 215V214H28ZM32 215V216H33ZM54 215H56V214H54ZM64 215V214H63ZM89 215V216H88ZM98 216L99 218L101 217V216ZM122 215H120V217L122 216ZM246 215V216H245ZM16 216V215H15ZM15 216L13 215V217L15 218ZM30 216V215H29ZM29 216H27V217H29ZM35 216V215H34ZM48 216V215H47ZM50 216V215H49ZM56 216H59V215H56ZM70 216V215H69ZM95 216V215H94ZM93 216V217H94ZM103 216H104V214H103ZM102 216V217H103ZM116 216V215H115ZM119 216V215H118ZM117 216V217H118ZM132 216H135L136 217V215H133L132 214ZM132 216H130V217H132ZM150 216H153V215H150ZM149 216V217H150ZM154 216V217H155ZM254 216V215H253ZM252 216V217H253ZM1 217H4V216H1ZM19 217V216H18ZM25 218H26V216H24ZM38 217H39V215H38ZM54 217V216H53ZM60 217H61V215H60ZM98 217H96L97 219H98ZM113 217H114V215H113ZM123 217H125V216H123ZM126 217H127V215H126ZM138 217V216H137ZM135 218V219H139V218ZM143 217V216H142ZM155 217V218H156ZM251 217V218H252ZM256 217V216H255ZM17 218V217H16ZM24 218V219H25ZM41 218V217H40ZM40 218H37V220L38 219H40ZM56 218V217H55ZM64 218H67V217H64L63 216V218H62V220L64 219ZM104 218V217H103ZM103 218H101V219H103ZM105 218H107V217H105ZM116 218V217H115ZM119 218V217H118ZM122 218V217H121ZM129 218V217H128ZM256 218H259V217H256ZM7 219V218H6ZM11 219V218H10ZM30 219V218H29ZM33 219V218H32ZM44 219V218H43ZM52 219H54V218H52ZM59 219L60 218H58V220L57 221H59ZM90 220H91V218H89ZM94 219V218H93ZM92 219V220H93ZM96 219V220H97ZM108 219V218H107ZM107 219H104V220H106L107 221ZM117 219V218H116ZM127 219V218H126ZM131 219V218H130ZM141 219V218H140ZM139 219V220H140ZM145 219H147V217L145 218ZM144 219V220H145ZM250 219V218H249ZM14 220H16V219H13V221ZM34 220V219H33ZM41 220V219H40ZM39 220V221H40ZM49 220V219H48ZM55 220V219H54ZM54 220L52 221L53 223H54ZM55 220V221H56ZM61 220V221H62ZM91 220V221H92ZM95 220V219H94ZM124 220V219H123ZM128 220V219H127ZM132 220H133V218H132ZM138 220V221H139ZM142 220H143V218H142ZM144 220H143V222H144ZM256 220V219H255ZM0 221H1V219H0ZM9 221V220H8ZM31 221V220H30ZM51 221V220H50ZM87 221H89V220H87ZM110 221V220H109ZM137 221V220H136ZM135 221V222H136ZM146 221V220H145ZM2 222H3V220H2ZM11 223L8 225V228H11V227H13V226H15V221L14 222H12V221H10ZM17 222H20L19 220L17 221ZM17 222H16V224H17ZM38 222V221H37ZM44 222H46V221H44ZM49 222V221H48ZM47 222V223H48ZM65 222V221H64ZM63 222V223H64ZM101 222V221H100ZM108 222V221H107ZM128 222H129V220H128ZM14 223V224H13ZM23 223H25V222H23ZM22 223V227H20L19 225L21 224H19V225H17L18 227H20L21 229L23 228V230H24V227H25V229H27V231H24V232H29L28 234H27V236L29 237V236H33L34 234H37V233H35L34 232V234H32L33 233V231H32V229H30V226L29 225H26V224H23ZM32 223V222H31ZM42 223V222H41ZM66 223V222H65ZM64 223V224H65ZM90 223V222H89ZM93 223H95V222H91L90 224L92 225ZM96 223H98V222H96ZM102 223V222H101ZM125 223V226H126V223L127 222H124ZM131 223V222H130ZM141 223V222H140ZM253 223V222H252ZM33 224H34V221H33ZM70 224H68L69 226H70ZM99 224V223H98ZM133 224V223H132ZM132 224H130V225H132ZM135 224V223H134ZM133 224V225H134ZM144 224V223H143ZM1 225V224H0ZM23 225H25V226H23ZM38 225V224H37ZM42 225V224H41ZM47 225H49V224H47ZM51 225H53V224H50V226ZM60 225H62V224H60ZM67 225V224H66ZM94 225V224H93ZM93 225H92V227H93ZM96 225V224H95ZM94 225V226H95ZM103 225V227L102 228H106V227H108L109 225L110 226H114V225H111V223L109 224V225H107V223H106V227H104V224H102ZM101 225V226H102ZM118 225V224H117ZM150 225V226H151ZM16 226V227H17ZM32 226V225H31ZM45 226V225H44ZM68 226V227H69ZM78 226H80V227H78ZM109 226V227H110ZM121 225H119V227H120ZM135 226V225H134ZM16 227H15V229H16ZM41 227V226H40ZM91 227V226H90ZM91 227V228H92ZM119 227H117V228H119ZM142 227H144V226H142ZM36 228V227H35ZM47 228V230H48V228L49 227H46ZM95 227H93V229H94ZM96 228H98V230L100 231H103L102 230V228H99L98 226L96 227ZM116 228V227H115ZM115 228H110V229H112V231L115 229ZM125 228H127V227H122V228H119L120 230L122 229H124L125 230ZM132 228H134V227H132ZM5 229H7V227H0V235H1V238H2V232L5 230ZM14 229V230H15ZM17 229H19V228H17ZM20 229V230H21ZM37 229H40V228H37ZM80 229H82V230H80ZM107 229V228H106ZM110 229H109V231H110ZM7 230H9V229H7ZM28 230H30V231H28ZM35 230V229H34ZM43 230V229H42ZM46 230V231H47ZM79 230L81 231V233L79 234V235H81V236H78V237H80V238H78V240L77 239H75L76 238V234H75V232H79ZM96 230V229H95ZM116 230V229H115ZM127 230V229H126ZM130 230H131V226H130ZM135 230V229H134ZM9 231H11V230H9ZM17 230H15V232H16ZM36 231V230H35ZM44 231V230H43ZM106 230H104V232H105ZM109 231H108V233H109ZM140 231H142V230H140ZM40 232H41V229H40ZM48 233H49V231H47ZM107 232V231H106ZM117 232V231H116ZM123 232V231H122ZM131 232V231H130ZM9 233V235H11V232H8ZM7 233V234H8ZM111 233V232H110ZM125 233V232H124ZM16 233H14V231H13V234L12 235H15ZM19 233H17V235H18ZM24 234V233H23ZM32 234V235H31ZM39 234V233H38ZM42 234V233H41ZM43 234H45L44 232H43ZM47 234V233H46ZM49 234H52V233H49ZM49 234H47V238L50 236L51 237V235H49ZM90 234H91V232H90ZM97 234H99V233H97ZM104 234H106V233H104ZM118 234V233H117ZM5 236H6V234H4ZM17 235H16V237L15 238H17ZM21 236H22V234H20ZM95 235V236H94ZM102 235H103V233H102ZM108 236H112L113 237V235H109V234H107ZM116 235V234H115ZM119 235V234H118ZM163 236H164V240H162L161 241V243L163 244V241H165V240H167L168 239V237H167V235L166 234H162ZM4 236V237H5ZM19 236V235H18ZM26 235H24V237H25ZM41 236H43V235H41ZM46 236V235H45ZM106 236V235H105ZM12 237V236H11ZM24 237H22V238H24ZM27 237V238H28ZM35 237H36V235H35ZM34 237V238H35ZM44 237V236H43ZM92 237V238H91ZM111 237V238H112ZM8 238V237H7ZM14 238V237H13ZM13 238H11L10 240H13ZM26 238V237H25ZM30 238V237H29ZM28 238V239H29ZM32 238V237H31ZM39 238H40V236H39ZM45 238V237H44ZM44 238H42V239H44ZM114 238V237H113ZM115 238H118V237H115ZM114 238V239H115ZM20 240V238L18 237L17 238V240ZM49 239V238H48ZM53 239V238H52ZM51 239V240H52ZM105 239V238H104ZM110 239V238H109ZM119 239V238H118ZM7 241H10V240H8V239H6ZM23 240V239H22ZM32 240V239H31ZM35 240V239H34ZM36 240H37V238H36ZM51 240H49V241H51ZM6 241V242H7ZM29 241V240H28ZM55 241V242H56ZM103 241H105V240H103ZM106 241H108V238L106 239ZM115 241H118V240H115ZM3 242V241H2ZM4 243L5 245H11L12 244V242L10 241V243L11 244H8V242L7 243ZM13 242H14V240H13ZM16 242V241H15ZM20 242V241H19ZM23 242V241H22ZM22 242H20V243H22ZM45 242V241H44ZM110 242V241H109ZM108 242V243H109ZM17 244H18V242H16ZM26 243V242H25ZM58 243V244H59ZM28 244V243H27ZM47 244V243H46ZM49 242H48V247H49ZM104 244V245H103ZM2 245V244H1ZM5 245H2L3 246V248H5L6 246ZM20 245V244H19ZM22 245V244H21ZM25 245V244H24ZM23 245V246H24ZM52 246H53V244H51ZM58 246L56 243L54 244V247L53 248H55L56 246ZM107 245H109V244H107ZM106 245V246H107ZM112 245V244H111ZM15 246V245H14ZM51 246V247H52ZM60 246V245H59ZM11 247H13V246H11ZM16 247V246H15ZM20 247V246H19ZM22 247V246H21ZM27 247V246H26ZM51 247H50V250H51ZM121 247V248H120ZM3 248H1V249H3ZM10 248V247H9ZM8 248V249H9ZM14 248V247H13ZM62 247L60 246V248H59V250L61 249ZM106 248H109V247H105V249ZM8 249H7V251H8ZM11 249V248H10ZM16 248H14V250H15ZM19 249V248H18ZM25 249V248H24ZM57 249V248H56ZM55 249V250H56ZM110 249H115V247H113V248H110ZM109 249V250H110ZM17 250V249H16ZM16 250H15V255L17 254H21V252H16ZM26 250H28V247H27V249ZM25 250V251H26ZM53 251H54V249H52ZM64 250V249H63ZM62 250V251H63ZM2 251V250H1ZM0 251V252H1ZM6 251V252H7ZM24 250H23V254H24V252H25ZM49 251V250H48ZM111 251V250H110ZM109 251V252H110ZM64 252H65V250H64ZM63 252V253H64ZM112 252V251H111ZM110 252V253H111ZM4 253V252H3ZM8 253H10V251H8ZM26 253V252H25ZM28 253V252H27ZM53 253V252H52ZM56 253H58V252H56ZM62 253V252H61ZM66 253H67V251H66ZM109 253V254H110ZM1 254V253H0ZM59 254H60V252H59ZM4 255L5 254H3V256H1L2 258H4ZM15 255H14V258H15ZM18 255V256H19ZM21 256V255H20ZM24 256V255H23ZM58 257H60L59 255H57ZM22 257V256H21ZM55 257V254L53 255V259H55L54 258ZM9 258V257H8ZM11 258V257H10ZM25 258H26V255H25ZM25 258H22L23 260L25 259ZM28 258V257H27ZM107 258V257H106ZM22 259H20L19 261H21L22 262ZM52 259V258H51ZM63 259V260H62ZM15 260V259H14ZM28 260V259H27ZM61 260H62V262H61ZM65 260V261H64ZM3 261V260H2ZM12 260H8V261H3L2 263L3 264H10V262H11ZM16 261H18L17 260V258H16ZM55 261V260H54ZM53 261V262H54ZM24 262V261H23ZM23 262L22 263H20V264H23ZM25 262H26V260H25ZM28 262V261H27ZM26 262V263H27ZM1 263V264H2ZM18 263V262H17ZM14 264V263H13ZM25 264V263H24ZM28 264V263H27ZM50 264H51V262H50ZM55 264V263H54ZM143 264H153V262L152 261H144L143 262Z\"/></svg>",
    "mask_w": 264,
    "mask_h": 264
},
{
    "label": "clouds",
    "instance_id": "9594fccd",
    "mask_svg": "<svg viewBox=\"0 0 264 264\" xmlns=\"http://www.w3.org/2000/svg\"><path fill=\"white\" fill-rule=\"evenodd\" d=\"M188 2L189 0H159L155 8H153L149 4V0H111L110 6L119 13L125 22L134 24L152 19L157 11L184 7L187 6ZM202 53L208 68L197 73L188 72L186 75L189 79L196 81V88L204 97L206 94H212L218 90V80L215 75L217 71L223 73L225 77L229 73L225 68L226 58L219 48L210 46L204 48ZM185 65H190V60L187 58H185V62L179 71L171 73H181ZM130 135L135 136L134 134ZM150 160H152L151 157L146 161ZM184 230V219H178L169 223L163 221L156 222L149 236L142 241L144 251L141 257V264L144 261H152L153 264H156L157 261L162 260L163 255L161 249L164 248L163 244L167 242L169 245H178ZM162 234H166L168 237L163 244L161 243L164 240ZM254 250L256 253V264H264V240L257 241L254 245ZM28 264H50L46 242L41 240H32L29 242Z\"/></svg>",
    "mask_w": 264,
    "mask_h": 264
}]
</instances>
